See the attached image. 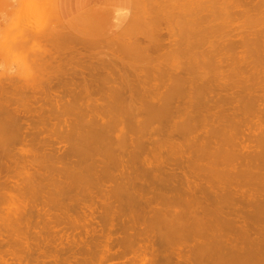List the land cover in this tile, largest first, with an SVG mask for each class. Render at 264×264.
I'll return each mask as SVG.
<instances>
[{
	"label": "rangeland",
	"instance_id": "rangeland-1",
	"mask_svg": "<svg viewBox=\"0 0 264 264\" xmlns=\"http://www.w3.org/2000/svg\"><path fill=\"white\" fill-rule=\"evenodd\" d=\"M1 1L2 0H0V5H1V7H0V16L1 15H5V16H7V18L8 19H10V23L7 25V27L4 29V33H2V34H0V37L3 39H5V35L7 34V36L9 37V39H11V38H14V32H16L17 30H11V28H13V26L14 25H16L17 27L19 26V27H22V24H24L25 22H27L29 19V22L32 24V25H40V24H42V23H40V24H38L39 23V19L37 20H35V18H36V16H34L33 17V19H32V17L31 18H27L26 17V14H24V10H25V13L27 12V9L26 8H24V10L22 11V9L23 8H21L20 7V11H19V9H18V7L20 6L19 4L21 3V1L22 0H6V2L7 1H11L12 3H13V5H14V10H13V8L11 9V7L9 8V6L7 7V5H5L6 4V2L5 1H2V3H1ZM33 1H35V0H23L22 2H26L25 4H27V3H29V4H31V2H33ZM55 1H56V3H55ZM121 1V2H120ZM122 1L124 2H126L127 0H53V2L52 1H50L49 2V4H47L48 5V9H49V13H52V11L56 14V17H54L53 18V15H52V18H53V21H54V25H57V26H54V29H53V32H59V33H57L56 35H55V33H54V35L56 36V37H58L57 39H58V42H56L57 41V39L54 41V40H52V42H50L51 41V39H55L54 38V35H49L50 36V38L51 37H53V38H49L50 40L49 41H47V40H45L44 39V41L46 42H50V44L52 43V45H50V44H45L44 43V41L43 42H41L40 41V39L39 40H37V44L36 43H33V42H31V43H29V44H27V46L29 45H31L32 46V44H34V46H32V47H30V49H28V48H26V49H24V48H18L17 49V51L19 50V49H24V51L26 52V50H27V52L28 51H30L31 53H29V54H27V53H25V52H20V50H19V54L17 53V51L15 52L14 50V52L15 53H17V54H15L13 51H12V53L10 54V53H8L7 55H4V56H0V66L3 64V66H1L0 67V72L1 73H3L1 76H3L4 75V73L5 72H2L3 71V67L4 66H6V63L8 62V61H10V62H8L7 64V66H9V64H10V66H14V62H13V59L15 58L16 60H19V57H21L22 59H25L26 60V58L30 55V54H32V51L34 52V53H36V51H42L43 53H41L40 54V56L39 55H33L34 56V60L36 59V57H41V56H43V57H41V58H37L36 59V61L35 62H37L36 63V65L38 64V66H43V68H45L44 66H45V64H46V62H48L47 60H49V62H54L53 64L52 63H50L51 65H48V63L46 64V66H47V68L49 67V69H47V71H45L46 70V68H45V70L44 71H39V72H37L38 73V75L39 74H41V73H44L43 74V76H42V78H41V75H39L38 76V80H40V82H45V80L46 79H49V82H51V84L49 83L48 85H47V80H46V84L43 82V86H44V90L47 88L46 86H50L48 89H46V90H48V92L49 93H47V91L45 92L44 90H42L43 89V86L41 87L40 86V88L37 86V88H36V86L34 85V84H38V83H36L35 81H37V82H39L37 79H36V73H34V70H32L31 69V71H30V69H29V74L31 75V74H33V77H32V75H31V77H29L28 79H29V81L32 83V82H34V84L32 85L31 83H28L29 85H26L27 87H25V89L27 88L28 90V92H30L31 91V89H29L28 87H30V88H32V90H34L35 91V93H34V91L32 92L31 91V93H28L27 94V91H23L22 89V85H21V87H19L20 85H18V87L19 88H21L20 89V91H19V89H15L16 88V85L14 86V84H13V86H11L13 89H15V90H12V88L10 87V86H5L6 87V89H5V87H4V89L2 90V88H1V92L0 93H2L3 92V94H0V109H4L3 111H1L0 110V113L1 112H11V111H13V112H15L16 113V115L20 118V121H19V123L22 125V127H23V131H21V132H19V133H17V135L15 136V137H13L12 135L14 134V132H13V134L12 135H10V134H8V133H4V131L2 130V127H0V239H2V237L4 238H9L10 236V238L9 239H5L4 241H3V243H2V241L0 242V264H208L209 262V264H214V263H216V264H245L244 262H242V261H240L238 258H240V257H237V256H240V254H241V250H242V253H244L243 252V250L245 249L244 247H246V242L248 241V239H244L243 240V237L244 238H246L245 236H244V233L243 232H241L240 230H237L236 229V227L234 228V227H231V225H226V224H224L222 221V223L224 224H222L221 222H217L218 220H220V219H218V220H216L217 218H215L216 216H214V218H215V220H216V222L220 225V227H222V234H221V232H220V227H219V225L218 226H214L215 225V223L213 224V226H211V224L213 223V222H215V220H209V222H207V223H209L208 224V226L206 225V227L208 228V229H206V227L204 228V222L202 223L201 221H199V225H198V227H197V225H196V222H198V221H196V218H199L200 216H196V218L195 217H193L194 219H192V217H191V214L190 215H188V213L187 212H185L186 210H187V208L186 207H189L188 205H191L192 203H190L188 200H190V198L191 197H193V196H187V198H186V196H184V198H183V196L182 195H185L184 194V192H186L185 191V189H184V192H183V188H184V186H182V185H184L185 184V186L186 185H188L189 187H193V185H197L198 183L197 182H199V184L200 183H204V182H206V183H204V185H201V186H203L202 188H204V186L206 187L207 185H209V184H211V183H209V181H208V183L209 184H207V180H209V179H211L213 176L214 177H216V175L218 174L217 172H215V173H217V174H215V175H213L212 177H211V175L213 174L212 172L213 171H215V170H210V168H208L209 167V165H204V161L202 162V160L200 161V164L202 165V168L203 167H206L207 169H209L211 172L210 173H212V174H207L206 175V173H207V170L205 171V169H204V175H206V176H203L202 177V175H203V172H202V168H201V165L200 164H198V165H200V168L202 169H199V166H197L195 163H196V161L195 162H193V163H191V167H193V166H197V169H199V170H197L196 171V168L195 167H193V169H195L194 170V172H193V170H191L192 168L190 167L189 169L187 168V167H189V166H187L186 164L188 163V161L189 160H191V159H193V158H195V155L193 154V151L195 152V151H197L196 149H194L193 148V145H192V147L190 146L191 144H189L188 142H192V144L193 143H195V142H193V140H197L198 138L201 140L202 139V141H204L203 140V137L205 138V144H207V143H209V142H213V141H217V139L219 140L221 137H222V135L221 134H230L231 136H232V138L234 137V143H238L239 141L240 142H243L244 140H245V142L246 143H249L248 145H249V148H250V145H252L251 147L254 149V146L256 145V144H254L257 140H259V139H261V138H264L263 136H264V128H263V126L264 125H262V123H264V116H262V115H264V54H262L263 52H264V9H263V6H264V0H242L243 2H244V4H243V2L242 1H239V0H237V2L234 0V1H231V0H229L230 2H232V3H234L233 4V6L231 7V4H228L227 6H225L224 4H227V1H226V3H225V0H221V2L220 1H218V0H216V2H215V0H209V1H207V3H208V5L210 4V3H212L211 4V7H208V8H203V7H207V5L205 6V3L203 4V7H202V9H204V10H202L201 11V13H199L198 14V12H197V10H196V12H197V14H196V12H195V15H193L192 14V9L193 8H195V5L198 7H200V5H197V1H196V3H192L191 5H192V7L190 6V5H188V4H190V3H188L187 4V2L185 3V1L184 0H176V1H171L170 2V0H168V2H167V4H166V2L165 3H163V5H162V3L161 2H163L164 0H159V1H157V0H141V1H143V2H141L140 0H136L137 2L138 1H140L141 3H144L145 5H143L144 7H147V5L148 6H150V7H147V8H145V9H143V6L142 5H140V3L138 2H136L135 3V1L133 0L132 1V3H133V5H131V3H130V1L129 2H126V3H128L129 5H127L126 6V4L124 5V4H121L122 3ZM177 1H179V2H181V3H178ZM184 1V3H182ZM187 1V0H186ZM190 1H192V0H190ZM195 0H193V2H194ZM199 1V0H198ZM205 0H203V1H199V3L200 2H204ZM211 1V2H210ZM5 2V3H4ZM18 2H19V4H18ZM119 2H120V4H119ZM146 2V3H145ZM153 2V3H152ZM158 2H160V3H158ZM176 4L177 3V5H174V3ZM189 2V1H188ZM215 2V3H214ZM217 2L219 3V5H221V7H222V9H221V7L220 6H217ZM235 2H236V4H235ZM257 2H258V4H257ZM262 2V3H261ZM19 5H17V4ZM156 3H158V4H156ZM223 3V4H222ZM238 3H241V4H239L240 6H241V8H239L238 6ZM23 4V3H22ZM21 4V5H22ZM28 4V5H29ZM56 4V6H54ZM137 5L138 4V7L139 6H141V8H138L137 9V11H135V12H133V11H131V9L132 10H134L135 9V7L137 8V6H135V5ZM152 4V5H151ZM154 4H156V5H154ZM180 4H182V5H180ZM195 4V5H194ZM201 4V3H200ZM243 4V5H242ZM252 4H254V5H252ZM261 4H263V6L261 5ZM120 5H122V6H120ZM161 5V6H160ZM165 5H167L166 7H162V6H165ZM173 5H174V7H173ZM184 5H188V6H190L191 8H189V9H191V11L192 12H190L198 21L199 20H201V21H199V22H197V20H194L195 22H193V19H194V17H189L190 16V14L189 13H187L188 11H190L186 6L185 7H183L182 9H181V6H184ZM193 5H194V7H193ZM202 5V4H201ZM213 5V6H212ZM214 5H216L217 7H215ZM224 5V6H223ZM238 5V6H237ZM135 6V7H134ZM156 6V7H155ZM170 7V8H173L174 10L171 12V10H170V8H167V7ZM177 6V7H176ZM210 6V5H209ZM229 6V7H228ZM237 6V7H236ZM242 6H245L244 8L246 9H244L243 10V8H242ZM6 7V8H5ZM23 7H27V5H24ZM46 7V4H45V6L43 7V8H45ZM52 7H54V8H56L57 10H53L52 9ZM134 7V8H133ZM178 7H179V10H182V11H185L186 9L185 8H187L188 9V11L186 12V15L187 14H189V16H187V18L184 16L185 14V12L183 13L184 15L183 16H181L182 15V13H181V15H180V12L181 11H179V13L178 12H176V11H178ZM196 7V8H197ZM200 7V8H201ZM219 7V8H218ZM234 7V8H233ZM260 7V9H258ZM262 7V8H261ZM8 8V9H7ZM16 8L18 9V11L19 12H17V10H16ZM106 8H108V9H106ZM130 10H129V9ZM150 8V9H149ZM160 8V9H159ZM163 8V9H162ZM225 8H227V9H224ZM251 8V9H250ZM254 8V9H253ZM2 9V10H1ZM8 10L9 11V9L12 11L11 13V15H7V12L8 11H6V10ZM140 9H141V11H142V13H141V11H140ZM152 9V10H151ZM155 9L157 10V11H155ZM160 11H162V12H160ZM198 9V8H197ZM206 9V10H205ZM212 9H215L214 11H216L217 13H214V11L212 10V13H209V12H207V13H209L208 14V16H209V18H211V20H212V22H210V24H208V25H206L208 22V20H209V18L208 17H205L206 19H207V21L205 20V18H204V16L206 15L207 16V13H205L206 11H211ZM235 9V10H234ZM239 9V10H238ZM241 9H242V11H241ZM16 10V11H15ZM107 10L108 11H111L110 13H111V15L110 14H108L109 12H107ZM121 10V11H120ZM149 10V11H148ZM163 10L165 11V14H164V12H163ZM167 10H169L170 12H171V15H170V12L169 11H167ZM176 10V11H175ZM194 10V9H193ZM199 10V9H198ZM219 12H218V11ZM222 10H224V11H222ZM226 10H230L229 12L230 13H228ZM234 10V12L232 13V11ZM252 10V11H251ZM260 10V11H259ZM6 11V12H5ZM22 11V12H21ZM51 11V12H50ZM138 11H140L139 13H138ZM144 11V12H143ZM175 11V12H174ZM195 11V10H194ZM221 11V12H220ZM235 11H239L240 13H242L243 14V16H242V14H238L237 12H235ZM250 13H249V12ZM255 11V12H254ZM261 11H263V12H261ZM42 12H43V9H42ZM42 12H40V13H42ZM47 12V11H46ZM147 12H149V13H147ZM200 12V11H199ZM223 12V13H222ZM247 12V13H246ZM252 12V13H251ZM257 12L259 13L258 15L259 16H257ZM8 13H10V12H8ZM18 13H20L19 15H18ZM44 13V12H43ZM101 13H103V14H101ZM147 13V14H146ZM162 13H163V15H162ZM174 13V14H173ZM202 13H204V15L202 16ZM226 13V14H225ZM228 13V14H227ZM239 15L238 17L235 15ZM247 14V15H245V14ZM21 14H24L25 15V17H22L23 18V21H21L20 20V18H21ZM104 14H106V15H104ZM125 14V15H124ZM126 14H127V16H126ZM134 15V17L132 16V15ZM136 14H141V15H143V16H139L140 18H142V17H144V19H143V21H145V19H146V17L148 18V20L146 19V21H147V23H148V25H149V22L148 21H150V22H152V23H150V27H148V29H149V32L146 30L145 32H147L146 34L148 35L149 33H150V35H152L153 36V38H152V36L150 37V39H151V41H150V39L149 38H145L147 35L145 34V33H143L144 32V30H145V26H147L146 24L147 23H143V22H141V19L136 15ZM144 14H145V16H144ZM148 14H149V16H148ZM151 14V15H150ZM154 14V15H153ZM156 14H159V15H156ZM175 14H177L178 16V18L177 17H175L176 15ZM200 14H201V17H203L202 19H201V17H200ZM225 15V17H226V15L227 16H229L230 14V16H232V14H234V16H232V18L233 17H235V18H240V19H232L231 17V19L229 18V17H227V18H225L224 16L222 17V15ZM263 15V17H261L262 15ZM30 15V14H29ZM28 14H27V16H29ZM39 15V14H38ZM41 15V14H40ZM39 15V16H40ZM109 15V16H108ZM156 15V16H155ZM168 15V16H167ZM175 15V16H174ZM199 15V16H198ZM215 16V18H217L216 19V21H214V25L212 26V24H213V20H215V18H212V17H214ZM252 15V16H251ZM254 15H256V16H254ZM39 16H37V18H39ZM42 16L43 15H41L40 17L42 18ZM55 16V15H54ZM130 16V17H129ZM137 16V19H135V17ZM152 16V17H151ZM153 16H155V17H153ZM163 16H164V19H166L167 20V18H169L168 19V23H169V21H170V26H169V24H167V22H166V20H164L163 19V21H161L162 20V18H163ZM171 18H170V17ZM179 16H181V19H179ZM216 16H218V17H222V18H224V20L223 19H221V18H218V17H216ZM241 16L242 17H244V18H241ZM59 17H61L60 19H59ZM130 19H129V18ZM161 17V18H160ZM182 17H183V20L184 19H186L185 21H184V23H183V25L184 26H186V25H191L192 23H194L195 24V26L196 27H198L199 25H200V23L201 22H203L204 23V21H206L204 24H205V26H204V24H202V25H200V27L202 28H200V27H198L200 30L198 31V28H196V27H194L195 28V30H190L189 28H190V25H189V27H187L188 29H189V31L188 30H186L187 28H183V31L184 30H186V32H188V33H185V32H183V31H181L180 32V30H179V28H181L182 29V27H180V26H183L182 25V23L181 22H183V20H182ZM188 17L191 19V18H193V19H191V21H190V19L188 20ZM250 17V18H249ZM252 17H253V19H252ZM256 17V18H255ZM14 18V19H13ZM19 18V19H18ZM27 18V19H26ZM40 18V19H41ZM44 18V17H43ZM43 18H42V20H43ZM126 20H125V19ZM132 18V19H131ZM150 18V19H149ZM152 18V19H151ZM156 18H157V21H156ZM175 19V23L177 24L176 26H175V28H174V24H173V22H174V19ZM246 18V20H244V21H246V23H243V19H245ZM250 20H249V19ZM32 19V20H31ZM77 19V20H76ZM129 19V20H128ZM154 19V20H153ZM158 19H159V21H158ZM225 19H229V21L230 20H232V22L231 23H227V22H224V21H227V20H225ZM256 21H255V20ZM16 20V21H15ZM18 20H20L19 21V23L21 22L22 24L20 25L19 23H16V22H18ZM27 20V21H26ZM41 20V21H42ZM56 20V21H55ZM125 20V22H124V24L122 25V27H121V29L124 31L122 34H120L121 32H122V30L120 31V33L117 31V34L119 33V35L118 36H116L117 38H118V40L119 39H123V38H127V35H128V33L129 32H131V33H129L130 35H132V37L135 39V37H136V40H137V37L139 36L138 34H145L146 36L144 37V36H142V34H141V36L143 37H141V36H139L140 38H139V40H137V42H140V43H137L138 44V46H137V44H133V42L134 41H136V40H134L130 35H128V38H127V42L129 41H132L131 39L129 40V38H132L134 41L133 42H131L133 45H128V46H126V44H120V45H123L124 47H126V52L127 53H125V56L129 53V51L131 52L132 50H131V48H133L134 47V49H135V46H136V53L134 52L133 53V55H132V52L131 53H129L130 54V57L129 58H131V59H129L130 61L132 60V58H133V63H131V62H129V63H131V65L133 64H135L134 62H138V63H136L135 64V66H136V68L137 69H140V66H141V62H139V61H142V63L144 62L145 64H147V66L146 67H149V68H151L152 70H154L155 69V71H152L153 73L150 75L152 78H153V80L154 81H156L157 83H160L161 82V79H160V76H162V79L163 78H165V79H163V82H165V80H166V78L167 77H165L166 75H167V73H165L164 74V72H167V69H168V67H173V66H175L176 65V62H177V64L179 65V63H180V67H183V66H185V65H187V63H188V65H187V67H186V69H191V70H193L192 68H196V66H194V65H196L195 63H193V62H191V63H193V64H190L189 62L191 61V59L193 60V61H195V60H198L196 63H198V62H201V66H202V64H204L203 66H204V68H207L206 70H208V72L206 71L205 72V70H203L202 72H203V75H205L204 74V72L205 73H207V74H209L208 76H207V74H206V77H205V79L203 78V76L201 77V78H203L204 80V82L206 81L207 83H210L211 84V87L212 88H210L212 91L210 92V90H209V92L208 93H205L204 91H206L207 92V90H205V89H208L207 87L209 86V84H206V82L204 83V85H208V86H204L203 85V83H201L200 82V79H199V77H198V73H197V75L195 74H193V72L191 71V70H187L186 71V69H185V67H183V69H185L184 71H185V74H187L188 76H185V74L183 75V69H182V75L181 74H176L177 72H179L180 73V71L179 70H181V69H179L178 70V68H180V67H177V68H174L172 71V73H175V74H173L172 76H174V78H175V82L177 83V80L176 79H180V81H178V82H181V81H183L184 79L186 80V79H189V80H184V82H181L180 84H181V86H182V84L184 83V84H187V86H188V83L189 82H187V81H190V79L192 80L194 77L193 76H197L198 77V79H199V81L198 82H200L202 85H203V87H204V89H203V92H201L202 90L200 89V88H202V85L200 84V83H198V84H196L195 82H196V78L194 79V80H192L191 82H194V84H196V86L194 85L193 87H191V88H193V89H195L197 86L199 87H197L196 88V90L193 92L192 90H190L189 91V89H188V91L189 92H193V94L194 93H198V90L197 89H199L200 91H199V94H200V96H202V97H200L199 96V98H201L200 99V101H201V105H199L198 103H196L197 101V99H196V97L199 95H197L196 97H194L193 98V96H195V95H193L192 94V92L190 93V94H192L191 96H190V98L194 101L195 99V103L198 105V106H201L199 109L202 111L203 110V112H205L204 111V108L203 107H205V110L207 109V110H209V107H210V110H209V112L207 113V112H205L206 114H208L207 115V120H206V122H207V124H206V122H205V124L206 125H202V126H204V127H201L200 129H197V128H199L201 125H198V124H200V123H203V121L205 120V118H206V115L203 117L204 118V120L203 119H197L196 120V118L199 116L200 117V115H201V113L199 112L198 113V116L196 117L195 116V118H194V116H192V115H194L195 113H197L199 110H197V112L195 111V109L193 110V111H195V112H189V113H185V111L183 110L184 108H182V106H183V102L182 101H187V105L188 104H190L188 101H189V97H187V95L186 94H180V92H178L179 94H175V92H176V90L179 88V87H177V86H175V84L176 83H174V82H172V76H171V72H170V70L172 69H170L169 70V72L171 73L170 74V77H171V84L172 83H174L173 84V88H175L174 90L173 89H171V88H168L167 87V92H166V90H164L163 88H165V85L167 86L169 83H167V82H170V81H168V80H170V79H168V80H166V84H164L163 85V83L161 82L160 84L162 85H160V84H157L156 82H154L153 80V83H156V85H157V88L158 87H162V88H159L160 90H158L159 91V93L162 91V89L165 91V93H166V97L169 95V93H171L170 94V96L173 94V91H175L174 92V94H173V98H171V100H173L174 98H178V100H174L173 102H175V107L177 106V104H179L178 106H179V108L178 107H176L177 109H180V111H182V113H183V117H184V119L183 118H179L178 116L180 115L179 113H181V112H176L177 110H175V107H173V106H171V107H173L174 108V110H175V112L176 113H178L177 114V116L176 115H174V114H176V113H174V114H172V116L171 117H173V119L170 117V119H172L173 121H175L176 120V122H177V119H175L174 120V118H179L178 120L180 121L181 119H183L186 123H185V126H187L188 125V127H189V125H190V127L192 128L193 126V128H192V131L193 132H191V130H190V132L191 133H189L188 135L186 134L187 132H189L188 130H189V128L187 127V128H183L184 130L186 129L187 130V132H185L184 134H186V136L183 134V131L181 130L180 131V133H179V131L177 130V129H182V128H179V127H182L183 125H181V124H183V122H182V120H181V122L182 123H180V122H178L181 126H179V125H177V123H175L174 122V125L176 124L178 127H176V125H175V129L177 130V132H178V134H180L181 135V132H182V135H184V136H182V137H184V139L182 138V137H180V135H178L176 132H174V130H172L174 133H171L172 131H170V133L173 135V136H171V134H168L169 135V137L170 138H167L168 140H170L171 139V137H172V141H174V142H176L178 145H174L175 143H171V144H167V143H165L162 147L160 146V145H162V141H164L163 139H162V141H159V139H161L160 138V136L161 135H163L164 136V133H161V135H160V132H158L159 133V135H158V133L156 132V130L155 129H157V128H152V126L154 127H157L156 125H159V127H158V131H161V132H165L166 130L168 131V130H170V129H166V124L167 123H169V124H171V125H173L172 123H170L171 122V120L169 121V122H166V124H165V130H164V127L161 129L160 128V123L158 124L157 122H159V120H161V119H159V120H156V121H153L151 118H150V120H152L151 122L154 124V125H152V123H151V125L149 126V127H151L152 129H151V131L153 130V132H150V130H148V129H150V128H148V124H145V120H146V118H148L149 119V115L151 114L152 115V113H150V111H151V106L153 105H155L156 103V105L157 106H159L160 105V100L162 101L164 98H166V97H164L165 96V94L163 93V94H161V97H164L163 99L160 97V100H159V98L157 99V97H159L157 94H159V93H157V94H155V95H157V96H155L156 97V99H155V97H154V94H153V98H152V96H151V94H149L148 92H146L147 94H149L150 96H151V98H150V96L149 95H147L146 93L145 94H142V95H140L141 93H139L140 92V89L142 88V87H144L143 89H145V88H147V90L149 89L147 86H148V84L147 83H145L144 84V81H149L150 79H151V77L150 76H148L149 78L147 79V75H146V73L149 75V73L150 72H147V71H145L146 69L148 70V71H150V69L149 68H146L145 70L143 69V71H145V72H143V71H141V70H139V71H141L140 72V74H142V79H140V80H138L137 79V81H142V83H140V82H138V84H139V86L138 87H135V90L136 91H133L134 90V86H136V85H133V84H135L134 83V81L136 82V80H134L133 81V79H136V78H139L140 76H137L136 74V76L134 77H132V74H133V72H135V70H136V73L138 72L139 73V71H137V69L136 68H134L133 70H131V68L133 67H131V65L130 64H128V65H130V69H128V71L129 70H131L132 71V73H131V71H130V73H131V75L129 76V74L128 75H125V74H123V73H125V72H123V71H125V70H127L126 68H127V64H126V68H125V70H123L124 68H123V64H121V61H120V64L122 65V68H121V66H120V68H117V67H119L118 65L116 66L115 64H113V65H115L114 67H116L115 69H114V67L112 66V68L114 69H111V68H107V70H108V73H107V71H106V66H101V67H104L103 68V71H105V74H104V72H102V68H100V72H99V67H100V61L102 60V61H104V59H105V61L104 62H108L109 63V61L107 60L106 61V59L109 57H111L112 59L114 58V57H112L113 55H111L112 54V52L110 53L109 52V54H110V56H105V55H107V54H105V53H107L109 50V48H108V46H111L110 44L107 46L106 44H105V42L107 43L108 41H109V37H111V36H113L112 34L118 29V30H120L119 29V27L121 26V24L123 23V21ZM131 20H134L136 23H137V21H140V22H138L137 24L135 23V22H133V21H131ZM137 20V21H136ZM182 20V21H181ZM223 21V23L221 24L220 22H222ZM241 20V21H240ZM253 20H254V22H253ZM35 21H37V22H35ZM61 21H64V22H61ZM83 21V22H82ZM129 21V22H128ZM173 21V22H172ZM179 21V23L181 24H178L177 22ZM210 21V20H209ZM219 21V22H218ZM228 21V22H229ZM7 22H9L8 20H7ZM14 23V25H12L11 23ZM33 22H34V24H33ZM61 22V23H60ZM110 22V23H109ZM135 23V24H133V23ZM155 22V23H154ZM157 22V23H156ZM163 22V23H162ZM172 22V23H171ZM186 22V23H185ZM191 22V23H190ZM28 23V22H27ZM30 23H28V24H30ZM56 23V24H55ZM61 24V26L62 27H60V28H62L61 30H60V28L58 27L60 24ZM64 23V26H66V27H64L62 24ZM75 23V24H74ZM102 23V24H101ZM131 23V24H130ZM217 23V24H216ZM218 23L220 24V25H222V26H219L218 25ZM241 23H242V25H241ZM250 23H252V24H250ZM255 23V24H254ZM19 24V25H18ZM30 24V25H31ZM104 24V25H103ZM128 24L130 25L129 27L130 28H128V29H126L127 27L126 26H128ZM142 24H143V26H142ZM145 24V25H144ZM153 24V25H152ZM159 26H157V25ZM162 24V25H161ZM165 24H167V25H165ZM173 24V25H172ZM227 24H229L230 26H229V28H230V31H229V29H227L228 28V25ZM248 24V25H247ZM249 24H250V26H249ZM253 24L255 25V26H253ZM27 25V24H26ZM26 25H24V26H26ZM35 25V26H36ZM68 25V26H67ZM79 25H81V26H79ZM89 25V26H88ZM112 25V26H111ZM133 25V26H132ZM138 25V26H137ZM156 25V26H155ZM162 27H165V28H162ZM172 25V26H171ZM193 25V24H192ZM209 25L211 26V27H209ZM244 25V26H243ZM257 25V26H256ZM23 26V27H24ZM125 26V27H124ZM131 26H132V28H131ZM137 26V27H136ZM140 26H142V28L140 27ZM152 26H154V27H152ZM183 26V27H184ZM204 26V27H203ZM211 29L212 27V31L208 28V27ZM216 26V27H215ZM233 26V27H232ZM236 26V27H235ZM241 26V27H240ZM243 26V27H242ZM261 26H262V29H260L261 28ZM15 27V26H14ZM55 27L56 28H58V30H60V31H58V30H56L55 29ZM64 27V28H63ZM68 27H69V29H68ZM135 27H136V29H135ZM141 29H144V30H140V28ZM157 29H156V28ZM167 27H172V29L173 30H175V35H173L174 33V31L171 29V31L169 30L170 28H168V32H172V34L170 33L169 35H170V37H171V35H173L171 38H169V35H168V33L166 32V30H167ZM176 27H178V28H176ZM205 27H207L206 29L208 30H206V29H204ZM226 27V28H225ZM238 27V28H237ZM249 27V28H248ZM65 28H67V30H65ZM92 29V30H90V29ZM154 28V29H153ZM159 28V29H158ZM162 28V29H161ZM191 28H192V26H191ZM193 28V29H194ZM227 29L226 31L225 30H223L222 32L223 33H220L221 32V30H219V29ZM232 28H233V32H232ZM236 30H235V29ZM255 29L256 30V32L258 31L259 33L256 35L255 33V35H253L252 37H251V33H250V31L252 32H254L255 30H251V29ZM14 29V28H13ZM17 29V28H16ZM87 29H88V31H87ZM161 29V30H160ZM197 29V30H196ZM250 29V30H249ZM7 30H8V32H10V31H12V32H10V34L7 32ZM55 30V31H54ZM68 31L67 33H65V32H63V31ZM94 30V31H93ZM101 30H103V33H102V31ZM106 30V31H105ZM109 30V31H108ZM126 30V31H125ZM128 30V31H127ZM157 30V31H156ZM160 30V31H159ZM205 30L207 31V32H205ZM239 30H241V31H239ZM243 30V31H242ZM247 30V31H246ZM261 30V31H260ZM70 31V32H69ZM95 31H97V33L95 32ZM105 31V32H104ZM151 31V32H150ZM154 31V32H153ZM166 33H165V32ZM177 31V32H176ZM178 31L180 32V33H178ZM192 31V32H191ZM202 31H203V33L205 32V34H202ZM211 31V32H210ZM214 31H216L217 33H215ZM220 31V32H219ZM228 31V32H227ZM239 31V32H238ZM244 31H246L245 32V34H248V38H249V36L251 37L250 38V40L249 41H251L250 43L252 44V43H255V47L256 48H254V49H256V50H254L253 49V47L252 48H250V46L248 45L249 43V41H248V38H246V40L248 41L247 42V44H246V41H237V40H241L242 38H244V37H247V35L245 36L244 35V37H243V34H240V32H244ZM53 32L51 33V34H53ZM62 32H63V34H62ZM73 32V33H72ZM101 32V33H100ZM107 32V34H108V38H105V37H107V34H105ZM155 32H157L158 33V35H157V33H155ZM161 32V33H160ZM183 32V34H184V37L188 40V41H186V39H185V41L184 42H188V43H190L191 44V42H192V45L193 46H191L190 44H187V46L188 47H191V48H188L186 45V48H185V46H184V44H182V46L185 48L184 50H186L187 49V52L189 53H187L186 51H184L183 49H181L182 47H180L179 48V46H181V43H184V42H182L183 41V37H182V39H181V37H179L180 35H181V33ZM193 32H195V33H193ZM197 32V33H196ZM199 32V33H198ZM213 32H214V35L216 34L217 36H214L213 35ZM236 32V34H237V36H234V33ZM248 32V33H247ZM262 32V33H261ZM72 33V34H71ZM124 33H127V35H125L124 36ZM134 33H135V35H134ZM176 33H177V35H176ZM191 33V34H190ZM220 33V34H219ZM225 33V34H224ZM12 34V35H11ZM62 34V35H61ZM75 34V35H74ZM77 34V35H76ZM138 36H137V35ZM157 35V37L155 38V35ZM161 34V35H160ZM182 34V35H183ZM191 36V38H190V36ZM209 34V35H208ZM211 34V35H210ZM227 34V36H225ZM235 34V35H236ZM259 34H261V35H263V36H261V35H259ZM70 35H71V37H70ZM122 35L124 36V37H122ZM167 35H168V37H167ZM185 35H187V37L185 36ZM193 35V36H192ZM195 35V36H194ZM196 35H199V37L197 38L196 37ZM200 35H201V37H200ZM208 35V36H207ZM221 35V37L223 38L224 37V41H222V38H220L219 36ZM224 35V36H223ZM233 35V36H232ZM241 35V36H240ZM261 36V39L259 38V39H257L258 40V42H257V40H256V38H254V36ZM48 36V37H49ZM64 38H63V37ZM68 36V37H67ZM79 36V37H78ZM102 36H104L103 38H102ZM159 36H161V39H160V37ZM178 36V38L179 39H177L176 41L178 42V40H182L181 42H176V41H173V40H175L176 39V37ZM188 36H189V39H188ZM208 37V39L211 37V39L214 37V39H216V40H214V39H212V45L215 47V46H217V47H213L214 49V51H212V50H206V48L208 47V46H206V45H209V49H211L212 47L210 46L211 44L209 43V40L207 39V37ZM239 36V37H238ZM48 37H47V39H48ZM101 37V38H100ZM121 37V38H120ZM148 37V36H147ZM230 37V38H232V39H235V41L236 42H234V40L232 41V39H228V38ZM235 37V38H234ZM44 38H46V37H44ZM66 38H67V40H66ZM70 38V39H69ZM71 38H74V39H71ZM78 38V39H77ZM81 38L83 39L82 41H81ZM87 38H91L90 40L89 39H87ZM104 38L105 39H108V40H104ZM113 38L115 39V37L113 36ZM116 38V39H117ZM157 38L159 39L158 41H157ZM168 38V39H167ZM173 38H175V39H173ZM196 38V39H195ZM202 38H204V39H202ZM219 38V39H218ZM236 38H239V39H236ZM263 38V39H262ZM42 39V38H41ZM63 39H65L64 40V42L65 41H67V43H64L62 40ZM101 39V40H100ZM116 39H115V43L117 42L116 41ZM149 39V41H147L146 43H145V41H143V40H148ZM153 39V40H152ZM164 39V40H163ZM172 39V40H171ZM191 39V40H190ZM198 39L200 40V41H198ZM206 39V40H205ZM225 39H227V40H229L230 42H228L227 40H225ZM5 40H8V38L6 37V39ZM97 40V41H96ZM111 41H112V37H111V39H110ZM123 40H125V39H123ZM161 40V41H160ZM167 40V41H166ZM168 40H169V42H168ZM171 40V41H170ZM196 40H197V42H196ZM202 40V41H201ZM206 41V42H204V41ZM208 40V41H207ZM221 41V42H218V41ZM242 40H245V39H242ZM253 40L255 41V42H253ZM62 41V42H61ZM71 41H73V42H71ZM75 41V42H74ZM77 41V42H76ZM85 41H87V42H89V43H87V42H85ZM102 41H104V43L102 42ZM191 41V42H190ZM214 41V42H213ZM226 41H227V43H226ZM261 42V45L260 44H258V43H260ZM1 42H2V40H1ZM35 42V41H34ZM69 42V43H68ZM79 42V43H78ZM120 42V41H119ZM123 42H125V41H123ZM128 42V43H129ZM149 42V43H148ZM194 42V43H193ZM238 42V43H237ZM244 44H243V43ZM41 43V44H40ZM64 43V44H63ZM82 43H83V46H82ZM91 43V44H90ZM93 43H95V45L93 44ZM102 43V44H101ZM109 43V42H108ZM131 43H129V44H131ZM144 43H145V48H146V50H149V51H146L147 53H144L145 54V57H146V54L148 55V56H150V59H152L151 60V62H149L150 60H147L146 59V61H145V58L143 57L142 58V56L144 55H142L141 54V52L143 53V51L145 52V49H144ZM152 43H153V45H152ZM170 43H173V44H170ZM174 43H175V45H174ZM176 43H177V45H176ZM180 43V44H179ZM200 43V44H199ZM203 43V45L201 46V44ZM206 43V44H205ZM217 43V44H216ZM218 43H220V44H218ZM222 43V44H221ZM225 43H226V45H225ZM230 43H234V44H230ZM239 43L240 44H242L241 46L239 45ZM36 44V45H35ZM57 44V45H56ZM58 44H60V46L58 45ZM61 44L63 45V46H61ZM86 44H87V46H86ZM104 44V45H103ZM139 44H140V46H139ZM147 44V45H146ZM154 44H156V45H154ZM159 44H160V46H159ZM168 44V45H167ZM172 46L171 47V49L169 48V46L170 45ZM194 44H195V46H194ZM197 44V45H196ZM215 44V45H214ZM263 44V45H262ZM40 47H39V46ZM50 46V47H48V46ZM66 45V46H65ZM92 45V46H91ZM101 45V46H100ZM106 45V46H105ZM112 45L114 46V44H113V42H112ZM117 45V44H116ZM148 45H152V46H150V48H149V46ZM219 45H222V47L221 46H219ZM226 46V48L227 49H225V47L224 46ZM229 45V46H228ZM47 46V47H46ZM68 46H69V48H68ZM71 46V47H70ZM78 46V47H77ZM131 48H130V47ZM133 46V47H132ZM178 47V48H176V47ZM200 46V47H199ZM205 46H206V48H205ZM245 46H249V48L248 47H246L245 48ZM261 46V47H260ZM64 47V48H63ZM66 47V48H65ZM73 47V48H72ZM76 47V48H75ZM123 47V48H124ZM137 47H139V48H142V50L143 51H141L139 48H137ZM147 47L149 48V49H147ZM158 47V48H157ZM162 47V48H161ZM168 47V48H167ZM173 47H174V49H175V51H173ZM203 47V49H201L202 51H199L200 53L202 52V54H204V53H207V51H209L206 55L208 56L209 55V59H208V57L206 56V55H203V57H200L201 55H200V53L198 52V50L197 49H200V48H202ZM219 47H221V50H222V48H224V51L222 50V52H221V56H223V57H221V59H220V57H217L218 59H215V57L213 58L212 56H215L218 52H219V50L220 49H217V48H219ZM239 48V50L241 51V50H244L246 53H244V51L242 52H239V54H236V49L237 48ZM244 47V48H243ZM258 47H260V48H258ZM35 48V49H34ZM46 48V49H45ZM68 48V49H67ZM81 48H83V49H81ZM85 48V49H84ZM120 48V47H119ZM119 48H117V49H119ZM121 49V53H124V49ZM130 48V49H129ZM153 48H155V49H153ZM165 48V49H164ZM167 48V49H166ZM195 48H197V49H195ZM236 48V49H235ZM242 48V49H241ZM32 49V50H31ZM38 49V50H37ZM52 49V50H51ZM79 49V50H78ZM137 49H138V51H137ZM158 49H162L161 51H162V53L160 52V50H158ZM168 50V49H170V50H168L169 52L167 53V54H165V52H167V51H165L164 52V50ZM177 49L179 50V51H177ZM181 49V50H180ZM191 49H193V50H191ZM194 49L196 50V52L194 51ZM206 51H205V50ZM216 49H217V51H216ZM232 49V50H231ZM235 50V54H234V56H240V55H242L243 56V54L245 55V54H248V53H250L251 54V57L249 56V55H246V57L248 56V57H250V58H252V59H249L250 61L248 62V64L246 63V65L247 66H245L246 68H247V70L245 69H243V68H245V67H243V65H242V67L240 66L241 64H238L237 66L235 65L236 63H235V61H238L239 59H241V60H243L244 61V63H245V61H248L247 59L248 58H246L245 56V58L246 59H243V57H241V58H239V56H238V60H237V58L236 57H234L233 56V53H234V50ZM246 49H250V50H248V51H252V50H254L255 52H257L256 54H255V52L254 51H252V52H248ZM252 49V50H251ZM259 49H261V50H259ZM46 50H48L49 52L51 51V53H49L48 51H46ZM57 50V51H56ZM69 50V51H68ZM74 50V51H73ZM107 52H106V51ZM112 50V49H111ZM110 50V51H111ZM129 50V51H128ZM189 50H191L190 52H189ZM204 50V51H203ZM40 51H39V53H40ZM53 51V52H52ZM123 51V52H122ZM140 51V52H139ZM172 51H173V53H172ZM184 52L183 54H181V52ZM193 51H194V53H193ZM262 51V52H261ZM45 52H47V53H45ZM75 52H79V53H81V56H80V54L78 53H75ZM115 52V51H114ZM113 52V53H114ZM116 52H117V50H116ZM141 54L142 56H140L139 54ZM164 52V53H163ZM177 52V53H176ZM185 52H186V54H185ZM217 52V53H216ZM225 52H228V53H225ZM231 52V53H230ZM238 52V51H237ZM248 52V53H247ZM39 53H36V54H39ZM66 53H67V55H66ZM72 53V54H71ZM119 53V52H118ZM154 54V55H152V54ZM160 55H159V54ZM174 53H176L177 55H175ZM196 53V54H195ZM225 53V54H224ZM232 54V55H230V54ZM27 54V55H26ZM43 54V55H42ZM44 54H45V56L46 57H48V58H46L45 56H44ZM135 54H138V58H142V59H144V60H142L141 58V60L140 59H137V61H136V58H137V55H135ZM170 54V55H169ZM174 55V57H173V55ZM189 55V62L187 61L186 62V60L184 59V58H186V57H184L185 55ZM193 55V54H195V55H193L194 57H195V60H194V58L193 57H191L190 55ZM213 54V55H212ZM219 54V53H218ZM217 54V55H218ZM227 54V56H225ZM229 54V55H228ZM16 55H17V57H16ZM77 55V56H76ZM115 55L117 56L118 54L117 53H115ZM164 55H165V58H164ZM179 55V56H178ZM200 55V56H199ZM216 55V56H217ZM7 56L9 57V58H7ZM14 56V57H13ZM100 56V57H99ZM102 56V57H101ZM115 56V58H116V60L118 59L117 57ZM124 55L122 56L123 58L125 57ZM131 56H133V57H131ZM136 56V58H134ZM147 56V57H148ZM157 56V57H156ZM158 56H160V57H163L162 58V60H161V58H160V60H159V58H158ZM167 56V57H166ZM168 56H170L169 58H168ZM171 56H172V58H171ZM176 56L178 57V58H176ZM218 56H220V55H218ZM233 56V57H232ZM261 56V57H260ZM52 57V58H51ZM104 57H107V58H104ZM146 57V58H147ZM158 58V59H154V58ZM198 57V58H197ZM201 58V60H200V58ZM205 57V58H204ZM227 57H231V58H233V59H235V60H233L232 61V59L231 60H228V58ZM3 58V60H1ZM11 58V59H10ZM18 58V59H17ZM29 58V57H28ZM42 58H46L45 60H43ZM51 58V59H50ZM70 58H72V59H70ZM100 58H102V59H100ZM167 58H168V62H170L171 63V61H173V63H175V65H173L172 66V64L170 65V63H169V65H167ZM176 58V59H175ZM182 58H183V60H182ZM197 58V59H196ZM215 59V60H217V61H220V60H222V62L221 63H224L223 64V66L222 67H224V70L222 69L221 70V66H219L221 63L220 62H218V64H213L212 62L214 61V62H216L215 60H213V61H211L212 59ZM227 58V59H226ZM254 58H255V60H254ZM14 59V60H15ZM33 58L31 57V60H32ZM40 59V60H39ZM91 59V60H90ZM120 59V58H119ZM118 59V60H119ZM127 59V60H128ZM135 59V60H134ZM187 59V58H186ZM258 59V60H257ZM5 60H7V62H5ZM37 60H39V62H43L44 61V65H42V63L41 64H39L38 63V61ZM51 60H53V61H51ZM64 60V61H63ZM74 60V61H73ZM115 60V59H114ZM115 60V61H116ZM122 60V59H121ZM126 60V61H127ZM153 60H157L156 62L155 61H153ZM205 60H206V62H207V66L205 65ZM223 60L225 61V62H223ZM260 60V61H259ZM159 61V62H158ZM164 61H166V64H165V62ZM176 61V62H175ZM179 61V62H178ZM186 62L185 64H184V62ZM227 61H228V64H227ZM254 61V62H253ZM27 63V65H28V59H27V61H26ZM35 62H34V64H35ZM62 62V63H61ZM72 62H73V64H72ZM98 62H99V64H98ZM117 62V61H116ZM122 62H123V60H122ZM125 62V61H124ZM123 62V63H124ZM128 62V61H127ZM148 62L149 63H151L150 65H152V64H154V63H156V65L155 66H157V64H158V66L160 67V69L158 68V66H157V68H158V73L160 74H158L157 73V68L154 66V65H152V67H150L149 66V64H148ZM158 62V63H157ZM160 62H162V63H160ZM164 62V63H163ZM203 62V63H202ZM210 63V66L212 67V68H214L215 67V74H216V77L217 76H219V77H221V75H218L217 74V72L219 73H221V71H222V73H225V72H228V71H230V72H228V73H225L227 76V78H225V77H221V79H218V77L216 78L215 76H213L212 74H210V72L212 73V72H214V71H212L213 69L208 65L209 63ZM230 62V63H229ZM232 62H234L235 64V66L233 65V63ZM238 62H240V60L238 61ZM16 63V62H15ZM31 63H32V61H31ZM64 63V64H63ZM74 63H76V64H74ZM95 63H97L99 66H98V68H97V65L95 64ZM106 63H104L105 65H107ZM112 63V62H111ZM110 63V64H111ZM126 63V62H125ZM124 63V64H125ZM217 63V62H216ZM252 63V64H251ZM64 66H63V65ZM67 64V65H66ZM116 64H118V62L116 63ZM119 64V65H120ZM145 64H143L142 65V67L145 65ZM162 64V65H161ZM199 65H198V67H201L200 66V63H198ZM225 64H227V66H229L230 64H232V66H233V68H234V70L231 68L232 66L230 65V67H228V69H227V66L225 65ZM255 64V66L254 67H252L253 65ZM257 64V65H256ZM261 66V67H258L259 65ZM262 64V65H261ZM29 65H30V63H29ZM35 65V66H36ZM96 66V68H97V70L96 71H92V70H90L89 69V67L90 68H92L93 70H95L92 66ZM112 65V64H111ZM110 65V66H111ZM139 65V66H138ZM163 65H166V67H167V69H166V67L164 68V66ZM182 65V66H181ZM190 65H192V68H188V66L190 67ZM214 65H217V66H219L220 67V69L218 70V71H216L219 67H217V66H214ZM225 65V66H224ZM251 65V66H250ZM68 67L67 69H66V67ZM71 66H73L74 67V69H73V67L71 68ZM77 66V67H76ZM79 66V67H78ZM88 66V67H87ZM94 66V67H95ZM110 66H108L107 65V67H110ZM162 66H163V68H162ZM202 66V67H203ZM238 66L241 68H239V71H242V73H240V72H238V74H239V77H237L238 76V74L236 73L237 72V70H236V68H238ZM249 66V67H248ZM29 67V66H28ZM33 67V66H32ZM59 67H60V69H59ZM61 67H62V69L64 70H61ZM125 67V66H124ZM139 67V68H138ZM176 67V66H175ZM225 67H226V69H227V71H226V69H225ZM252 67V68H251ZM263 67V68H262ZM41 70L43 69V68H41V67H39ZM52 68H54V70H52ZM56 68V69H55ZM66 70H65V69ZM143 68H145V66L143 67ZM162 68V69H161ZM217 68V69H216ZM233 71H235V73L237 74V76L235 77H233V75L235 74L234 72H231L232 70ZM254 68H256L257 69V71H256V69H254ZM259 68H261V70L259 69ZM39 69V70H40ZM70 69H72V71L70 70ZM76 69V70H75ZM111 70V72H113L114 71V73H111L110 72V70ZM122 71L121 73L124 75H122L121 73H120V75H121V77L120 76H118L117 77V75H118V72L120 71V70ZM177 69V72H175V70ZM203 69V68H202ZM248 69H250L249 70V72H247L248 71ZM252 69V70H251ZM259 69V70H258ZM36 70H37V68H36ZM56 70V71H55ZM58 70V71H57ZM59 70H60V72H59ZM70 70V71H69ZM90 70V71H89ZM117 70V71H116ZM195 70V69H194ZM193 70V71H194ZM32 71H33V73H32ZM48 71H51V73L50 72H48ZM62 71V72H61ZM91 71L92 72H97V74L95 73V74H91ZM127 71V72H128ZM163 71V72H162ZM189 71H190V73H189ZM200 71H201V68H200ZM224 71V72H223ZM261 71V72H260ZM53 72H55V73H53ZM109 72H110V74H109ZM146 75V78L143 76V73ZM155 72V73H154ZM186 72H188V73H186ZM191 72H192V74H191ZM194 72H196V70L194 71ZM198 72H199V70H198ZM202 72H200V74L199 75H201L202 74ZM253 72V73H252ZM257 72V73H256ZM260 72V73H259ZM49 73V74H48ZM57 73V74H56ZM63 73V75H61ZM70 73H72V74H70ZM73 73H74V75H73ZM129 73V72H128ZM137 73V74H138ZM219 73V74H220ZM230 73H232V75L230 74ZM234 73V74H233ZM248 73H249V75H248ZM253 74V75H250V74ZM46 74V75H45ZM48 74V75H47ZM99 74H102V75H99ZM106 74L108 75H110V77L109 76H106ZM112 74V75H111ZM127 74V73H126ZM155 74H157V76L155 75ZM192 76H191V75ZM242 74H243V76H242ZM258 74H259V76H258ZM263 74V75H262ZM73 75V76H72ZM93 75H94V78H92L93 77ZM95 75H97V77L95 76ZM116 75V76H115ZM139 75V74H138ZM176 75V76H175ZM177 75H180V76H184V77H180V76H177ZM189 75L191 76V78H189ZM47 76H50V77H47ZM58 76H60V77H58ZM64 76H65V78H64ZM66 76H67V78H66ZM68 76H70V77H68ZM102 76V78L104 79V82H105V77H106V79H108L109 81H110V83H100V81H102L103 79H101L100 77ZM103 76H105V77H103ZM125 76H127V77H125ZM159 77V78H155L154 79V77ZM169 76V75H168ZM211 76H212V78H211ZM222 76H224V75H222ZM232 76V77H231ZM240 76H242V77H244L243 78V80H241L242 79V77H240ZM248 76V77H247ZM252 77V79H251V77ZM256 76V77H255ZM263 78H262V77ZM89 77H91V78H89ZM112 77V78H111ZM114 77H115V79H114ZM118 79H117V78ZM125 77V78H124ZM144 77V78H143ZM209 77V79H207ZM214 77V78H213ZM259 77V78H258ZM33 79L34 78V80L33 81H31L30 79ZM69 78V79H68ZM72 78V79H71ZM73 78H74V80H73ZM83 78V79H82ZM89 78V79H88ZM101 79V80H96V79ZM111 78V79H110ZM127 78H128V80H127ZM173 78V79H174ZM245 78H247V80L245 81ZM250 80H252V81H250ZM256 78V79H255ZM258 78V79H257ZM28 79H25L26 81L28 80ZM42 79H45V80H43V81H41ZM50 79H51V81H50ZM66 79H68V80H66ZM85 79L87 80L88 79V81L91 83L92 81H97L96 82V84H100V85H95V83L93 84H91V85H89V82L87 81H85ZM92 79V80H91ZM95 79V80H94ZM129 79H130V82L128 83V81H129ZM143 79H144V81H143ZM145 79H147V80H145ZM157 79H159L158 81H157ZM207 79V80H206ZM211 79V80H210ZM218 79V80H217ZM225 79V80H224ZM254 79V80H253ZM260 79V80H259ZM71 80H73V81H71ZM81 80V81H80ZM82 80H83V82H82ZM91 80V81H90ZM106 81V82H109V81ZM115 80H117V81H115ZM118 80H120V81H118ZM127 80V81H126ZM210 82H209V81ZM255 80H256V82H255ZM71 81V82H70ZM76 81H78V82H76ZM79 81H80V83H79ZM113 81H114V83L115 84H113ZM123 81V82H122ZM151 81V80H150ZM151 81V82H152ZM215 81V82H214ZM216 81H218V83L216 82ZM220 81H221V83H224V85L226 86H224L223 84L221 85L220 84V86L218 85L219 83H220ZM243 81V82H242ZM257 81H258V83H257ZM262 81V82H261ZM68 82V84L70 85V83H71V85H72V88L69 86V85H67V86H69V87H67V89H66V87H64V85L66 86V83ZM84 82H85V84H84ZM120 83L119 84V86H118V83ZM187 82V83H186ZM212 82H213V84H212ZM230 82V83H229ZM23 83V81L21 82V84ZM73 83V84H72ZM76 83V84H75ZM79 83V84H78ZM87 83H88V85H87ZM116 83H117V85H116ZM128 83V84H127ZM153 83H150L149 82V84H151L152 85V87H153V89L152 90H154V88H156L155 86H153L154 84ZM217 83V84H216ZM231 83H233V87H232V84ZM244 83V85H242ZM250 83V84H249ZM251 83H252V85H251ZM254 83H257V84H254ZM261 83V84H260ZM19 84V83H18ZM24 84H27V83H24ZM30 84H31V86H30ZM40 84H42V83H40ZM46 86H45V85ZM62 84H63V86H62ZM80 84H82V85H80ZM104 84H106V85H104ZM110 84V85H109ZM111 84H112V87H111ZM123 84V85H122ZM171 84H169L168 86H171ZM179 84V83H178ZM178 84H176V85H178ZM179 84V85H180ZM191 84H193V83H191ZM190 84V85H191ZM214 84H215V86H214ZM229 84V85H228ZM235 84V85H234ZM39 85V84H38ZM74 85V86H73ZM95 85V86H97V87H93V86ZM107 85H108V88H107ZM122 85V86H121ZM126 85V87L124 88L125 89V91H126V93L125 94H127V95H122V94H124L123 92L121 93V91H124L123 90V86H125ZM159 85V86H158ZM200 85H201V87H200ZM254 85V86H253ZM24 86V85H23ZM33 86H35L34 88H33ZM78 86V87H77ZM84 86H85V88H84ZM88 86H91L92 87V89L94 90V91H97L98 89H104V91H106V93L103 91V90H100L101 91V93L102 92H104V94H103V96H100L101 94H100V92L98 91V92H94L92 89H89V87ZM116 86V87H115ZM122 88H121V87ZM128 86H130V87H128ZM180 86V88H182ZM187 86H183V87H187ZM192 86V85H191ZM235 86V87H234ZM10 87V88H9ZM17 87V88H18ZM77 87V88H76ZM87 87V88H86ZM90 87V88H91ZM103 87V88H102ZM105 87V88H104ZM110 87V88H109ZM114 87H115V89L118 87V90L119 89H121V90H119V91H117V90H115L114 89ZM133 87V88H132ZM172 87V86H171ZM190 87V86H189ZM206 87V88H205ZM221 87H223V89H220ZM236 87H238V88H236ZM243 87V88H242ZM251 87H254V88H251ZM256 87H259V88H261L260 90H259V88H256ZM7 88H9V89H7ZM51 88V89H50ZM75 88V89H74ZM84 88V90H82ZM98 88V89H97ZM106 88H107V90H106ZM112 88V89H111ZM131 88V89H130ZM137 88V89H136ZM177 88V89H176ZM180 88L177 90V91H181L182 92V90H180ZM224 88H226V89H224ZM227 88H229V89H231V90H229V89H227ZM247 88H249V89H247ZM263 88V89H262ZM35 89H37V90H39L40 91V89H41V92H36L37 90H35ZM76 89H78V90H76ZM80 89H81V91H80ZM85 89H87V90H85ZM97 89V90H96ZM111 89V90H110ZM114 89V90H113ZM130 91H133V92H129L128 90ZM133 89V90H132ZM139 89V92L137 91ZM142 89V90H143ZM151 89V88H150ZM149 89V90H150ZM166 89V88H165ZM168 89H170L171 91H169ZM185 89H186V91H187V88H184V92H185ZM236 89H238V90H236ZM49 90H51V91H49ZM68 90H70V91H68ZM75 90H76V92L77 93H75ZM88 90L90 91V90H92V92L95 94V93H97V94H92V92L90 91V93L88 92ZM110 90V91H109ZM141 90V91H142ZM155 90H157V89H155ZM154 90V91H155ZM225 90V91H224ZM233 90H234V93H233ZM242 92H241V91ZM8 93H7V92ZM14 93V92H16V93H18L19 92V94L18 95H20V94H22L23 92V95L24 94H26L25 96H26V98L28 99V100H26V98L23 96V97H21V95H20V97L22 98H20L18 95V97L19 98H17V97H13V95L15 94H12V92ZM18 91V92H17ZM23 91V92H22ZM43 91V92H42ZM85 91V93H83ZM87 91V92H86ZM112 91V92H111ZM144 91V90H143ZM169 91V92H168ZM217 91V94L216 93H214V92H216ZM263 91V92H262ZM45 92V95L44 94H42V93H44ZM81 94H80V93ZM113 92H115L114 93V95L116 96L117 94V97H115V96H113ZM118 92V93H117ZM150 92V91H149ZM153 92V91H152ZM155 92H157V91H155ZM154 92V93H155ZM163 92V91H162ZM201 92V93H200ZM213 92V93H212ZM225 92V93H224ZM244 92V93H243ZM6 93V94H5ZM33 93V94H32ZM40 94L41 93V95H38V94ZM69 95H68V94ZM83 93V94H82ZM87 93V94H86ZM88 93H89V96H87L88 95ZM112 95H111V94ZM119 93H121L120 95L122 96V97H120L119 96ZM129 93V94H128ZM136 93V94H135ZM183 93V92H182ZM203 93V94H202ZM230 93V95L231 94H233L232 95V101H231V97H230V95H228ZM236 93V94H235ZM239 93V94H238ZM243 93L244 94V96H243V94H242V96H241V94ZM5 94V95H4ZM10 94H11V96H10ZM29 94H32L33 95V97L34 96H38L37 98H38V100H37V98H35L34 97V99H36V102L34 101V99H33V101H32V99H31V101H32V103H31V101H29V99H30V97L28 98V96L27 95H29ZM35 94V95H34ZM49 94V95H48ZM65 94V95H64ZM66 94H67V96H66ZM75 94H76V96H75ZM78 94H79V96H78ZM86 95V97H85V95ZM90 94H92V96L93 97H95L96 95L97 96H99V98H97V97H95V98H93ZM139 94V95H138ZM187 94H188V92H187ZM202 94V95H201ZM204 94H205V96H204ZM214 94V95H213ZM215 94H216V96H218V99H219V97L221 96V98L219 99V100H216L217 98H215L216 96H215ZM219 94H221V95H219ZM224 94V95H223ZM226 94V95H225ZM235 94V95H234ZM245 94H250L249 96L248 95H245ZM252 94V95H251ZM6 95H9V96H6ZM32 95H31V98H33L32 97ZM46 95H48L49 97H48V102L47 103H45V98H47L46 97ZM52 95H54L55 96V98H54V96H52ZM62 95V96H61ZM84 95V96H83ZM104 95H106L107 96V98H105L104 97ZM108 95H110V97L108 96ZM132 95V96H131ZM135 95V96H134ZM146 95V96H145ZM176 95H178L177 97H176ZM183 96V95H186V97L188 98H184V96H183V98H180V96ZM206 95H213V96H210V98H212V101H213V99H214V101L213 102H215V106L216 107H214V106H209L208 105V107H206V106H204L203 105V102H207V100L209 99V104L210 103H212V101L210 100V98L209 97H207V98H205L206 97ZM223 95V96H222ZM239 95H240V98H238L237 100H236V98H237V96L239 97ZM5 96V97H4ZM15 96V95H14ZM57 96V97H56ZM74 96V97H73ZM85 97L86 98V100H85V98H83V97ZM124 96V97H123ZM126 96H131V99H129L128 97V100H129V102L127 101V98H126ZM148 96H149V98L151 99V100H153V102H154V104H153V102L150 100V99H148ZM181 96V97H182ZM189 96V95H188ZM230 98H229V97ZM39 97L41 98V99H39ZM45 97V98H44ZM64 98V101H66V103H64V101H63V99H61V98ZM67 97H71L72 98V101H71V103H70V101L69 100H71V98H67ZM76 97L80 100H82L83 99V102L82 101H79L78 99H76ZM82 97V98H81ZM89 97V98H88ZM101 97V98H100ZM119 97L121 98V99H123V100H121L122 102L120 103L121 105L119 106L120 108H118V105H116L115 106V104L117 103V102H119V101H117L115 98H118L119 99ZM142 97V98H141ZM145 97H147L146 99H147V101L149 102V101H151V102H149V103H151V105H150V107H149V109H148V107H147V109H146V107H144V106H147V101H146V99H145ZM169 97V96H168ZM172 97V96H171ZM204 97V98H203ZM233 97H235V98H233ZM259 97H261V98H259ZM8 98H10V100H18V102L16 103L15 101H14V103H12L13 101H7V99ZM24 98V99H23ZM44 98V99H43ZM91 98L92 99H94V101L93 102H95L96 100L95 99H98V101L97 102H95V104L96 103H98V104H94L95 106L94 107H96L97 105H99V103L100 104H102V106L101 105H99V107L97 106L95 109H94V107H91V108H89V106H93V104L92 105H90L91 104V102L89 103V101H91ZM124 98H126V101H125V99ZM135 98V99H134ZM139 98H140V100H139ZM170 98V97H169ZM198 98V99H199ZM257 98H259L260 100L258 101V99ZM22 100V102H21V100ZM43 99V100H42ZM50 99H51V101H50ZM56 99H57V101H58V99H59V103L61 104V102L63 103V105L64 106H66V104H67V102L68 103H70V105H75L74 103H76V101L78 102V104H76L75 106H77V107H75V106H73V108H71L70 106V108H68V109H70L71 111H73V112H69L68 111V109H67V111H68V113H70V115H72V116H70L69 114H67V115H69V117H62V120H61V118H60V116H61V114L63 115V112H61V114L59 115L58 113V111H60V110H58L57 108H55L56 110H54V111H56V112H58L56 115H58V117L56 116V115H54L56 112H53V106H52V104L53 105H56V106H59L60 104H58L57 102H56ZM66 99V100H65ZM75 99V100H74ZM89 99V100H88ZM100 99V100H99ZM101 99H103L102 101H104V102H102L101 101ZM106 99H107V103L105 104V102H106ZM112 99V100H111ZM116 101H115V100ZM132 99L135 101H133L132 102ZM190 99V102L192 101ZM223 99V100H222ZM226 99V100H225ZM229 99V100H228ZM242 99H244V101L242 100ZM246 99V100H245ZM254 99H256V101L254 100ZM3 100V101H2ZM26 102H25V101ZM52 100H54L55 102H53ZM85 100V101H84ZM113 100L115 101L114 103H113V106H112V103H111V105H110V102H113ZM136 100L138 101V102H136ZM156 100H158V102H159V105H158V102L156 101ZM171 100H170V102H171ZM235 100V101H234ZM240 100V101H239ZM29 101V103L31 104V106H28L29 105V103H27ZM74 101V102H73ZM110 101V102H109ZM125 101V102H124ZM130 101L132 102V104L130 103ZM211 101V102H210ZM227 101V102H226ZM2 102V103H1ZM35 102V103H34ZM39 102H42V104L43 103H45V104H47L46 106H48V107H46L44 104H43V106L44 107H46L45 109L46 110H49V107H50V105L53 107V108H51V110H50V112H52L51 114L49 113V111L48 112H46V110L44 111V107H42V104H40ZM50 102V105H48V103ZM81 102L83 103V104H88V105H86L85 107L83 106V104L81 105ZM102 102V103H101ZM140 102H141V104H140ZM144 102H146V103H144ZM156 102V103H155ZM163 102V101H162ZM161 102V103H162ZM232 103V105H231V103ZM241 102H243V103H241ZM7 103H9V104H7ZM16 103V104H15ZM21 103V104H20ZM27 105H26V104ZM39 103V104H38ZM104 103V104H103ZM125 103V104H124ZM139 103V104H138ZM172 103V102H171ZM186 103V102H185ZM185 103H184V105H185ZM241 103V104H240ZM261 103V104H260ZM5 104V105H4ZM81 106H80V105ZM107 104H108V110L106 109L107 108ZM124 104V105H123ZM126 104H128V107H127V105ZM130 104L132 105V106H130ZM138 104V107H139V110L141 109V108H145L146 109V111H145V109H143L147 114H148V116L146 117V116H144L145 114H144V111H141L140 113H141V115L140 116H144V117H140V116H138L139 114H137V112H135L136 110H134L135 109V106ZM143 104V105H142ZM174 103H172L171 105H173ZM192 104H194V103H192ZM208 103H206V105H207ZM238 104H240V105H238ZM247 104V105H246ZM257 104H258V106H257ZM7 105H11V109H10V106H8L7 107ZM25 105V106H24ZM38 105H40V106H38ZM69 104H67V106H68ZM106 105V106H105ZM155 105V106H156ZM180 105H182V106H180ZM187 105H185L186 106V109H190V110H192L193 108H195V107H191V104L189 105V106H187ZM220 105V106H219ZM234 105H236L235 107H238V108H232V106H234ZM63 106V108H65ZM67 106H66V108H67ZM84 107V109H86V110H88V109H90V110H88V111H96L98 114H100L99 116L98 115H93V116H96L97 118H96V120L97 119H99V118H102L103 116L104 117H106V116H108V115H106V113L107 114H109V118L108 117H106V118H108V119H106L107 121H106V123H105V118L102 120V119H100V121L102 122V123H105V125L106 126H110L109 128L111 129L110 131L113 133V136L114 137H118V135H119V137H118V139L119 140H122V141H124L125 142V145H126V139H127V141H128V144H129V140L131 139V140H133V138H135L133 141H136V139H137V137L138 138H145V139H149L150 137L149 136H151V138H150V140L147 142V140H142L141 138V140H137V142L139 141V144H137V142H135L136 144V146L138 145H141V143H144V142H147V143H144L143 145H141L142 147H144V145L145 146H148L149 148H150V150H149V153H148V151H146V150H148V149H146V148H148V147H144V148H142L141 150H140V154H139V151H137V149H136V146H133L131 143V140H130V145H129V147H127V146H124L123 147V149L124 148H128V151L130 150L131 152H132V154L133 153H136V152H138V153H136V154H133L132 155V158H131V154H130V151H129V154L127 153L128 151H126V149H120L122 152L121 153H119V151L120 150H113V148L115 149L116 147L114 146L115 144V141H113L114 140V137L112 136V133H110L109 132V130H106V131H108L109 132V139H108V141L109 140H111V141H109V143L111 142V143H113V144H111L110 143V146L108 147L106 144L105 145H100L101 147H99V146H97V148H98V150L100 151L101 150V152L99 153V151H96L97 153H99V155H97L96 154V152H95V150H97V148H96V146H95V150H94V153L93 154H96V156H93L92 155V152H93V150L92 151H90V153H91V155H92V157H91V155H90V157H86V156H89V154L87 155V153H83V154H86V156H84L83 154H82V156H81V153H79V157H78V153L76 152L77 151V149H76V144H78V143H80V141L75 137L74 138V132L72 133L73 134V136H72V134H71V136H70V138H69V133L67 134V137H66V132H67V130H69V128H67V127H69L70 126V123L68 122V125H66L67 127H66V129L67 130H65L66 132H64L63 130H61V129H63L65 126H63L65 123H67V120L69 119V118H71V119H73L72 121H70L71 119H69L68 121H70V122H73L74 121V119H75V123L73 122V123H71L72 124V127H73V125H74V127H75V125H77V122L78 123H80L79 122V120H81V119H79L78 117H79V115H80V113L79 112H81V111H84V109H83V107ZM87 106H88V108H87ZM101 106V107H100ZM112 106V107H111ZM130 106V107H129ZM143 106V107H142ZM195 106V105H194ZM198 106H196L197 108L196 109H198ZM228 106V107H227ZM231 106V107H230ZM241 106H243V107H241ZM257 106V107H256ZM59 107H61V105L59 106ZM115 107H117V108H115ZM126 107V108H125ZM134 109H133V108ZM137 107V106H136ZM181 107V108H180ZM188 107V108H187ZM212 107H213V109H212ZM219 107H221V109L219 108ZM249 107V108H248ZM262 107V108H261ZM35 108V109H34ZM63 108H61L62 110H63ZM79 108H82V110L81 109H79ZM99 108H102V109H99ZM106 110V111H104V109ZM113 108V109H112ZM116 110H118V111H116ZM202 108V109H201ZM224 108H226V109H224ZM229 108H231V109H229ZM255 108V109H254ZM6 109H8V110H6ZM13 109V110H12ZM34 109V110H33ZM41 109H43V114H41L42 112L40 111ZM78 109V110H77ZM92 109V110H91ZM99 109V110H98ZM123 109V113H125V114H123L122 113V110ZM126 109V110H125ZM129 109V110H128ZM185 109V110H186ZM222 110V109H224V110H226V111H228V109H229V111L228 112H223L224 110H222V111H217V110ZM234 109V110H233ZM236 109V110H235ZM10 110V111H9ZM81 110V111H80ZM98 110V111H97ZM104 112H106V113H104ZM129 111V113H127L128 111ZM139 110H137L138 112H139ZM171 110V109H170ZM174 110H173V112H174ZM215 110V111H214ZM102 113H101V112ZM111 111L113 112V111H115V112H113V113H111ZM127 111V112H126ZM131 111V112H130ZM133 111V112H132ZM231 111H232V114H231ZM238 111V113L236 114V112ZM36 112V113H35ZM47 113L48 115H50L49 116V118H47L46 117V115L47 114H44V113ZM64 112H66V110L64 111ZM87 113V111H84V113ZM91 112V113H92ZM109 112V113H108ZM117 112V113H116ZM122 113V115L124 116V118H121V117H123L122 115H121V113ZM172 112V111H171ZM172 112V113H173ZM186 112H187V110H186ZM215 113V112H219V113H222V114H220L221 116H224V119H223V117H222V119L220 118L221 116L219 115V113L218 114H214L215 115V117L217 116V118H218V121H216V120H214V122L213 121H210V120H212L211 118H210V116H211V113ZM254 112H256V113H254ZM260 112V113H259ZM12 113V112H11ZM41 114V116L43 115V117L44 118H46V120H44L43 119V117H41V118H39V116H37V115H35V114ZM74 113H79V115L78 114H75L76 116H74L73 114ZM85 113V114H86ZM110 113L111 114H113V116L116 118V117H118V118H116V120L114 121L113 120V118L111 119L110 118ZM143 113V114H142ZM204 113V114H205ZM210 113V114H209ZM242 113V114H241ZM244 113H246V114H244ZM256 116H254L253 114ZM259 113V114H258ZM5 114H7V113H5ZM5 114H2V115H5ZM81 114H82V112H81ZM85 114H83V115H85ZM92 114H94V112L92 113ZM91 114V115H92ZM103 114V115H102ZM117 114V116H115ZM120 114V115H119ZM146 114V115H147ZM185 114H187V115H185ZM200 114V115H199ZM227 114H228V116H229V114H231L230 116L231 117H229V118H232V116H234L235 114L237 115H235L236 117H235V121H234V119H232V121H233V125L232 126H234L233 128H232V126H230L231 127V129H229V127L228 126H224L223 125V123H222V128H224L225 129V127H226V129H227V131H228V129H229V131H231V132H233V134H231L230 132H226V130H224V129H222L221 130V124L219 123L221 120V122H224L225 120H226V116H227ZM241 115V116H239V115ZM256 114H258V115H260V116H258V115H256ZM66 115V116H67ZM89 115H90V113L88 114V116H86L87 118H85V119H91L92 118V116L90 117V118H88L89 117ZM102 115V116H101ZM121 116V117H119V116ZM126 115V116H125ZM130 115H132V116H130ZM136 115V116H135ZM150 115V116H151ZM169 115V114H168ZM167 115V116H168ZM182 115V114H181ZM195 115H197V114H195ZM213 115V114H212ZM214 115H213V117H214ZM7 116V115H6ZM6 116H1L0 117V120H1V118H2V120L3 121H0V124H1V122H3V124L5 123V119H3V118H7ZM58 118V120H60V121H58L57 120V122H55V120L57 119L56 117ZM78 116V117H77ZM81 116V115H80ZM128 116V117H127ZM129 116L131 117V118H129ZM167 116H166V118H167ZM202 116V115H201ZM209 116V117H208ZM228 116H227V118H228ZM239 116V117H238ZM51 117H53V118H55V120L53 119V118H51ZM73 117V118H72ZM77 117V118H76ZM82 117V116H81ZM80 117V118H81ZM125 117H126V119L128 120L127 122L129 123V126L131 125V126H134V125H137V126H140V127H138V129L136 130V128H135V130H136V132H138L139 131V133H138V135H134V137L133 138H124V140H123V137H125V136H123V135H128V136H130V134H131V131L132 130H130V132H129V130H128V128H130V129H133V127H129L128 126V124H125L126 122V119H125ZM135 117V118H134ZM140 117V118H139ZM146 117V118H145ZM152 117V116H151ZM198 117V118H199ZM212 117V118H213ZM214 117V118H215ZM41 119V120H39V119ZM83 118V117H82ZM94 118V117H93ZM133 118V119H132ZM143 118V119H142ZM145 118V119H144ZM163 118V117H162ZM217 118H215V119H217ZM234 118V117H233ZM238 118H239V120H238ZM263 118V119H262ZM8 119V118H7ZM7 119H6V124L8 125H10L11 127L13 126V125H15V124H13V123H11V121L9 122V121H7ZM48 119H50V120H48ZM53 119V120H52ZM65 119H67V120H65V122H64V120ZM78 119V120H77ZM84 119V118H83ZM84 119V120H85ZM95 119V118H94ZM110 119V120H109ZM121 119H122V121L123 122H121ZM143 121H142V120ZM163 119H165V117L163 118ZM245 119V120H244ZM247 119V120H246ZM250 119V120H249ZM118 120V121H117ZM129 120H131V121H133L134 122V125L133 124H131L130 122H129ZM135 120V121H134ZM150 120L148 121V120H146L147 122H149L150 123ZM169 120V119H168ZM190 120V121H189ZM191 120H193L192 122H191ZM199 120V121H198ZM220 120V121H219ZM224 120V121H223ZM229 120V119H228ZM228 120L226 121V123L227 124H229L228 123ZM231 120V119H230ZM236 120H238V121H240V122H238V121H236ZM82 122H83V120H81ZM86 121V120H85ZM136 121H138L137 123L138 124H140V125H138L137 123L135 124V122ZM139 121H141V122H139ZM162 121V120H161ZM160 121V122H161ZM209 121H210V123H215V121H216V123L217 124H215V125H213V123L212 124H210L209 123ZM244 123H243V122ZM8 122V123H7ZM61 122H63L64 124L62 125L63 126V128H62V126H61ZM116 122V123H115ZM156 122V123H155ZM164 122V121H163ZM246 122V123H245ZM257 122V123H256ZM56 123V124H55ZM61 123V124H60ZM122 123H124L125 125H124V127H126V126H128V128L126 127V128H121V127H123L122 125ZM190 123H192V125L190 124ZM196 123H198V124H196ZM225 123V122H224ZM225 123V124H226ZM230 123V124H231ZM3 124H2V126H3ZM5 124V125H6ZM13 124V125H12ZM50 124H51V127H50ZM53 124H55V125H53ZM60 124V125H59ZM109 124V125H108ZM112 124H113V126H114V128H111V126H112ZM121 124V125H120ZM156 124V125H155ZM163 123H161V125H162ZM168 124V125H169ZM194 124V125H193ZM196 124V125H195ZM210 126H209V125ZM6 125V126H7ZM8 125V126H9ZM79 125V124H78ZM208 125V126H207ZM215 126V127H213V126ZM245 125V126H244ZM253 125H255V126H253ZM262 125V126H261ZM7 126V128H11V127H8ZM112 126V127H113ZM118 126V127H117ZM239 126V127H238ZM243 126V127H242ZM54 127H57V129L56 128H54ZM77 127V126H76ZM118 129H117V128ZM162 127V126H161ZM167 127H169V126H167ZM170 127H172V126H170ZM184 127V126H183ZM197 127V128H196ZM209 127V128H208ZM214 128V129H216V131L219 129V131H218V133L215 131V133H214V129H211V128ZM228 127V128H227ZM5 128V127H4ZM7 128H6V130H7ZM51 128H53V130L51 129ZM145 128V129H144ZM159 128H160V130H159ZM174 128V127H173ZM196 128V129H195ZM207 128V129H206ZM252 128V129H251ZM260 128H261V131H260ZM13 129V131H14V128H12ZM51 129V130H50ZM60 130V133H58V131ZM72 128H70V130H71ZM106 129H108V127L106 128ZM113 129V130H112ZM117 129V131H115ZM121 129V130H120ZM123 129V130H122ZM124 129H125V131H126V133L124 134ZM140 129V130H139ZM144 129V130H143ZM202 129V131L200 132V130ZM211 129V130H210ZM263 129V130H262ZM73 131H77V130H74V128L72 129ZM71 130V131H72ZM134 130V129H133ZM141 130H142V132H141ZM185 130V131H186ZM195 130H196V132H195ZM197 130H199V131H197ZM205 130V131H204ZM206 130H208V131H206ZM223 130L226 132V133H224L223 132ZM233 130V131H232ZM239 130V131H238ZM8 131V130H7ZM51 131H53V133H58V134H60V138L59 137H56V136H58V134H54V135H52L53 133L51 132ZM61 131H62V133H65V134H62V136L64 135L65 136V139L63 138V137H61ZM71 131H69V132H71ZM121 131H123V133L121 132ZM212 132V134H211V132ZM246 132L245 134H244V132ZM9 132H11L12 133V131L10 130ZM117 132V133H116ZM120 132H121V134H123V135H121L120 134ZM135 132V131H134ZM134 132H133V134H134ZM135 132V133H136ZM243 132V133H242ZM22 133H25V135H26V142L24 141L25 140V138H23L24 136H22V138L23 139H21V137H20V140H23L22 142L19 140V136L20 135H18V134H22ZM83 133V132H82ZM148 133H151V134H148ZM152 133H154L155 135H153ZM168 133H169V131H168ZM194 133H196L195 135L197 136V137H193V140H192V136H195L194 135ZM217 133V136L216 137H218L216 140H214L213 139V141H212V138H215V137H212V136H214L215 134ZM252 133H254V134H256V133H258V134H256V135H254V134H252ZM77 134V133H76ZM137 134V133H136ZM145 134V135H144ZM146 134H147V136H146ZM167 134V133H166ZM205 134V135H204ZM241 134V135H240ZM244 134V135H243ZM250 134V135H249ZM2 135H4V136H2ZM28 135V136H27ZM56 135V136H55ZM168 135L166 136H164V138H166V137H168ZM192 135V136H191ZM201 135L203 136V137H201ZM209 135H211L210 137H209ZM221 135V136H220ZM225 135V136H226ZM7 136L10 138V140H9V138L7 139ZM18 136V137H17ZM33 136V137H32ZM53 136V137H52ZM76 136V135H75ZM121 136V137H120ZM131 136H133L132 134H131ZM135 136H137V137H135ZM145 136V137H144ZM158 136V137H157ZM162 136V137H163ZM199 136V137H198ZM228 136V135H227ZM230 136V137H231ZM241 136H243V137H241ZM259 136H261V137H259ZM5 137H6V142H5ZM73 137V138H72ZM156 137V138H155ZM185 137H187L186 139H188L187 141V144H189L188 146H190V149L191 148H193V149H191V150H193L192 151V155H190V153H191V150L189 149V148H187L186 147V141H185ZM201 137V138H200ZM212 137V138H211ZM224 137V136H223ZM235 137H236V139H238V137H239V141L237 142V140H235ZM240 137L241 138H243V141H241L242 139H240ZM244 137H245V139H244ZM255 137V138H254ZM30 138V139H29ZM31 138H33V139H31ZM63 138V139H62ZM68 138V139H67ZM112 138V139H111ZM121 138V139H120ZM153 138V139H152ZM191 138V139H190ZM197 138V139H196ZM211 138V139H210ZM251 138V139H250ZM12 139V140H11ZM17 139V140H16ZM56 140V142H55V140ZM155 139H157V141H159V142H157L156 143V141H155ZM177 139H180V140H177ZM13 140H15V141H13ZM58 140V141H57ZM64 140V141H63ZM77 140V141H76ZM116 141H118L117 139H115ZM153 140V141H152ZM192 140V141H191ZM264 140V139H263ZM11 143H10V142ZM113 141V142H112ZM155 141V143L156 144H159V147H156L154 144L155 143H153ZM183 141H184V143H183ZM262 141V140H261ZM13 142V143H12ZM61 142V143H60ZM62 142H63V144H62ZM165 142V141H164ZM166 142H168V141H166ZM197 142H199V141H197ZM233 142V141H232ZM251 142H252V144H251ZM9 143V144H8ZM68 143H70V144H68ZM151 143V144H150ZM153 143V144H152ZM200 143L202 144V142L200 141ZM245 143V145H247ZM257 143V142H256ZM259 143V142H258ZM10 144H11V146H10ZM47 144V145H46ZM58 144V145H57ZM60 144V145H59ZM149 144V145H148ZM180 144H182V145H180ZM197 145H195L194 147L195 148H197L196 146H198V144L199 143H196ZM204 144V143H203ZM242 144H244V142L242 143ZM254 144V145H253ZM3 145H4V147H3ZM44 145V146H43ZM112 145H113V148H112V150H109V151H107L106 149H109V148H111L112 147ZM168 145V146H167ZM185 145V147L188 149V150H190V153H188V154H185V153H187L186 151H183V147L182 146H184ZM31 146V147H30ZM64 146V147H63ZM67 146V147H66ZM106 146V147H105ZM137 146V147H138ZM152 146H155L156 147V149L155 148H153ZM158 146V145H157ZM165 146V147H164ZM11 147V148H10ZM37 147V149H35ZM42 147V148H41ZM47 147V148H46ZM75 147V148H74ZM108 147V148H107ZM153 149H155L154 150V152H152L153 150H152V148ZM177 147V148H176ZM179 147V148H178ZM180 147L182 148V149H180ZM184 147V148H185ZM7 148H9L10 150H8ZM22 148H24L25 149V151L24 150H22ZM30 148H32L30 151H29V149ZM41 150V152H40V150ZM43 148H44V150H43ZM139 149L141 148V147H138ZM185 148V149H186ZM15 149V150H14ZM35 149V150H34ZM46 149V150H45ZM145 150V152H144V150ZM169 149H171L170 151H172V152H170L169 151ZM6 150V151H5ZM13 150V151H12ZM18 150H19V152H18ZM34 150V151H33ZM37 150V151H36ZM68 150V151H67ZM103 150V151H102ZM182 150V151H181ZM243 150H247V149H243ZM2 151V152H1ZM5 151V152H4ZM8 151V152H7ZM10 151V152H9ZM22 151H23V154H22ZM26 151L27 152H30V153H27L26 155H25V153H26ZM70 151V152H69ZM118 151V152H117ZM166 151V152H165ZM238 151V150H237ZM235 152V153H237L238 154V152ZM250 151V149H248L246 152H249ZM13 152H15V153H13ZM35 152V153H34ZM73 152H76V154H77V157H76V155H75V153H73ZM111 154H110V153ZM119 154H117V153ZM142 152H144V155H143V153ZM156 152V153H155ZM164 152V153H163ZM175 152V153H174ZM184 152V153H183ZM198 152V154H197V156L196 157H198V155L200 156V152L199 151H197ZM197 152H195V153H197ZM244 152V154H246L245 153V151H243ZM251 152V151H250ZM10 153V154H9ZM19 153V154H18ZM22 154V156H21V154ZM40 153V154H39ZM51 153V154H50ZM65 153H67V154H65ZM112 153H113V155H112ZM153 153V154H152ZM241 153V151L239 152V154ZM34 154V155H33ZM38 154V155H37ZM47 154H50V155H47ZM65 156H64V155ZM115 154V155H114ZM120 154H122V155H124V154H127V155H124L123 157H122V155H121V157H118L120 160H121V163L120 162H118L119 160L118 159H116L115 157H116V155L117 156H120ZM141 156V154H142V158H140V157H138L139 155ZM170 154V155H169ZM171 154H173V155H171ZM236 154V155H237ZM238 154V155H239ZM243 154V153H242ZM15 155H18V156H15ZM23 158V157H25L23 160H22V158H20V156ZM23 155H25V156H23ZM33 155V156H32ZM36 155V157H34ZM45 155H47L46 157H45ZM70 155V156H69ZM109 155H112L111 156V158H112V160H111V158H110V156ZM130 157H129V156ZM150 155V156H149ZM164 155H166V156H164ZM177 155L178 156V158H180L181 159V162L183 163H181V162H179L180 161V159H178L177 158V156H176V159L174 158L175 156ZM5 156H7V158L9 157L10 158V160H9V158L7 159ZM44 156V157H43ZM66 159L67 157V159L65 160L63 157ZM101 156H104V157H102L103 159H101V162L99 161V159L101 158ZM135 156H137L139 159H137V157H135ZM152 156V157H151ZM156 156H157V158H156ZM183 156V157H182ZM186 156L187 157H191V159H189V160H187V158H186ZM3 157H5V159L3 158ZM27 157V158H26ZM32 157H34V158H32ZM38 157V158H37ZM39 157H40V159H39ZM53 157V158H52ZM55 157V158H54ZM62 157V158H61ZM72 157V158H71ZM87 159H86V158ZM96 159L97 157V160H95L94 162H96V161H99V163L97 162L96 163V165L94 164V162H93V164L95 165V167H94V169L93 170H96L95 171V173L97 172V176L95 175V173H93V172H91V171H93V170H91V168H93V166H92V164L91 165H89V163H91V158L94 160V158ZM100 157V158H99ZM134 157V158H133ZM150 157V158H149ZM169 157V158H168ZM206 158H207V156H205ZM204 157V158H205ZM14 159V160H11V159ZM32 158V159H31ZM57 158H58V160H57ZM89 158H90V160H89ZM114 158V159H113ZM128 158V159H127ZM154 160H153V159ZM204 158H202L203 160H207L206 158L204 159ZM221 157L220 156H215L214 157V159L212 158V160H214L215 161V159L216 160H222V159H220ZM21 159V160H20ZM27 159H28V161H27ZM30 159V160H29ZM37 159L38 160H40V161H37ZM42 159H44V160H42ZM50 159V160H49ZM55 161H54V160ZM70 159H72V160H76V163L74 162V161H72V160H70ZM129 160V162L130 163H127V160ZM135 159H136V162H135ZM169 159V160H168ZM172 159V160H171ZM182 159H183V161H182ZM184 159H186V160H184ZM201 159V156L200 157H198V160H200ZM238 160H240L239 158H237ZM237 159H235L236 161H237V163H242V162H240V161H238ZM16 160V162H14ZM34 162H33V161ZM35 160H36V162H35ZM52 160V161H51ZM62 160H64V161H62ZM68 160V161H67ZM92 160V161H93ZM110 160V161H109ZM114 160V163H119V164H121L122 166L124 165V166H126V167H128L127 168V170H126V167H120L121 165H117L116 166V164H115V166L117 167H115L116 168V170H115V168H113L114 167V163L112 162ZM117 160V161H116ZM143 160V161H142ZM156 160L158 161V162H156ZM176 160V161H175ZM179 160V161H178ZM194 160H197L196 158L194 159ZM209 160V159H208ZM207 160V161H208ZM243 160V159H242ZM241 160V161H242ZM9 161H11V162H9ZM74 162L73 164H72V162ZM116 161V162H115ZM166 161V162H165ZM236 161H233V162H235L236 163ZM4 162H6L5 164H4ZM20 162V163H19ZM38 162H39V164H38ZM47 162V163H46ZM52 162V163H51ZM68 162H69V164H68ZM79 162V163H78ZM105 162V163H104ZM138 162V163H137ZM152 162V163H151ZM168 162H171V163H168ZM175 164H173V163ZM176 162V163H175ZM187 162V163H186ZM192 162V161H191ZM198 162V161H197ZM209 162V161H208ZM30 163H31V166H30ZM36 163V164H35ZM55 163H56V165H55ZM58 163V164H57ZM88 163V164H87ZM102 163H104V165L102 164ZM111 163V164H110ZM178 163H180V165H181V167H180V165L178 164ZM186 163V164H185ZM234 163V164H235ZM236 163V164H237ZM244 163V162H243ZM26 164V165H25ZM29 164V165H28ZM45 164V165H44ZM47 164H49V165H47ZM54 164V165H53ZM65 164V165H64ZM75 164V165H74ZM78 166H77V165ZM80 164V165H79ZM100 165L101 166V168L100 167H98L97 168V165ZM129 164V165H128ZM140 164V165H139ZM163 164V166H161ZM169 164H172V165H170L169 166ZM192 164H193V166H192ZM195 164V165H194ZM205 164H207V162L205 163ZM4 165H6V166H4ZM25 165V166H24ZM33 165V166H32ZM39 165V167H37ZM52 165V166H51ZM58 165V166H57ZM68 165V166H67ZM98 165V166H99ZM110 165L112 166V167H110ZM138 165V166H137ZM143 165V166H142ZM152 165V166H151ZM156 165H158V166H156ZM182 165H184V166H182ZM189 165H190V161H189ZM204 165V166H203ZM8 166V167H7ZM24 166V167H23ZM36 166V167H35ZM57 166V167H56ZM61 166V167H60ZM70 166H71V170L72 171H75L74 172V174L76 173V174H80V176L84 179H80L79 180V178H73L72 176V173L70 172L71 170H70ZM74 166H76V168L77 169H75V168H73ZM80 166V167H79ZM84 166V167H83ZM120 168H119V167ZM129 166H131V167H129ZM139 166H141L140 168H138ZM148 166V167H147ZM161 166V167H160ZM177 166V169H178V166H179V169L177 170L175 167ZM187 166V167H186ZM211 166V165H210ZM220 166V165H219ZM26 167V168H25ZM90 167V168H89ZM104 167V168H103ZM142 167L144 168V169H142ZM156 167H158V170H159V172L162 174V176H161V174H159L161 177H160V179H159V175H158V178H157V176H156V174H154V176H156L155 178H154V176H152L153 175V173H154V170L156 169ZM160 167V168H159ZM164 167V168H163ZM168 167V168H167ZM173 167V168H172ZM212 167V166H211ZM217 167V166H216ZM31 168V169H30ZM34 168V169H33ZM66 170V171H64V169ZM73 168V169H72ZM80 168V169H79ZM81 168H82V170H85V168L87 169V168H89V169H87V170H85V171H82L81 170ZM148 168V169H147ZM172 168V169H171ZM220 168V167H219ZM218 168V169H219ZM46 169V170H45ZM75 169V170H74ZM78 169H79V171H78ZM101 169V170H100ZM104 169V170H103ZM121 169H123V173L125 172V174H128V173H130V175H132L133 174V176H135L134 177V179L132 180V178H133V176L131 177V181L133 182V184L134 185H137V186H135V190L133 189L134 188V185L130 188V185H131V182L129 183V185L127 184V180L129 179V178H124V177H126L127 175H123V173H121ZM133 169V170H132ZM139 169V170H138ZM167 171H166V170ZM169 169V170H168ZM175 169H176V171H175ZM44 170H45V173H44ZM88 170H90V172L88 171ZM103 170V171H102ZM109 172H107V171ZM112 170V171H111ZM115 170V171H114ZM117 170H119V172L117 171ZM121 170V171H120ZM126 170V171H125ZM141 170H143V171H141ZM147 170V171H146ZM157 170V169H156ZM162 170H164V171H166V172H168L169 173V171H171L172 173H167L168 175H170V176H175V178H176V180L179 178V177H181V179H182V176H183V180H184V183H183V181H182V183H181V181H180V178H179V181H180V183H179V181L178 182H176L175 180H174V178L173 177H171L170 178V176H168L167 174H165V176L168 178V179H170V181H171V179H173L174 181H172L173 183H174V185H175V189H176V191H175V189H174V191L172 190V192L174 193V197H175V200H174V197H173V195H172V193H171V191L169 192V189L170 188H167V187H165L166 186V184H168V182L170 183V186L169 187H172V186H174L173 184H172V186H171V182L169 181V180H166V178H165V176L163 175L164 173H163V171ZM187 170H189V171H187ZM200 170H201V173H202V175L201 174H199L200 173ZM256 170V171H255ZM8 171V172H7ZM50 171V172H49ZM54 171H55V173H54ZM67 171L71 174V178L72 179H74V182L73 183H71V180H70V182H69V179H71V178H65V176L64 175H68L67 174ZM130 171V172H129ZM133 171V173H131ZM139 171H140V173H139ZM152 171V172H151ZM175 171V172H174ZM188 172V174H186L185 172ZM190 171H192V172H190ZM254 171L255 172H258V171H260L257 167H254ZM32 172V173H31ZM99 172H100V174H99ZM103 172V173H102ZM128 172V173H127ZM142 172V173H141ZM173 172H174V174H173ZM177 172V173H176ZM178 172H181V176H180V174H178ZM190 172V173H189ZM199 172V173H198ZM218 172H220L219 170H218ZM21 173V174H20ZM31 173V174H30ZM34 173V174H33ZM35 173H37V174H35ZM81 173H83V174H85L86 176H83V175H81ZM90 173V174H89ZM95 175H93V174ZM113 173H115V174H113ZM118 173L119 174H121V176L120 177H122V176H124L123 178H122V180H121V178H119V176H118ZM139 174L138 176H137V174ZM150 173V174H149ZM156 173H158V172H156ZM177 174V176H176V174ZM194 173H198L199 175H201V177L202 178H204V179H206V178H208V179H206L204 182H203V180H202V178L200 177L199 179H201V181L198 179V174L197 175H195ZM7 174V175H6ZM41 174V175H40ZM44 174V175H43ZM70 174L68 175V177H70ZM75 174V175H76ZM104 174H106V175H104ZM107 174H109V175H107ZM136 174V175H135ZM53 175V176H52ZM102 175V176H101ZM115 175V176H114ZM146 175V176H145ZM23 176V177H22ZM26 176H27V178H28V176H29V178H28V180H31L32 179V177L34 178V179H36V181L38 182V185H37V182L35 183V182H33L34 183V185L36 184V186H41L42 184V186L41 187H38V189H36L37 187L35 186L34 187V185H32L31 183H29V181L26 179ZM40 176V177H39ZM45 176V177H44ZM99 176V177H98ZM137 176V177H136ZM164 176V177H163ZM187 176V177H186ZM190 176H192V178L190 177ZM194 176V177H193ZM197 178H196V177ZM218 176H220V178H221V174L219 173L218 174ZM217 176V178L218 179H220L219 177ZM22 177V178H21ZM48 177V178H47ZM52 177V178H51ZM54 177V178H53ZM85 177H87L86 179H87V184L90 186H88V185H86V183H85V185L83 184V186H82V181H83V183L84 182H86V179H85ZM108 177V178H107ZM127 177H130L129 175L127 176ZM151 177V178H150ZM210 177V178H209ZM223 177H225V175L223 176ZM222 177V178H223ZM228 177V176H227ZM40 178L42 179V180H40ZM88 178H90V179H88ZM138 178V179H137ZM161 178H164L163 180H161ZM216 178V179H217ZM221 178V179H222ZM230 178V177H229ZM59 179V180H58ZM66 179V180H65ZM68 179V180H67ZM110 179V180H109ZM145 179V180H144ZM147 179H148V181H147ZM158 179L160 180V181H158ZM195 179V180H194ZM199 181H198V180ZM214 178H212V180H210L211 182H213V181H217V183L216 182H213L211 185L212 186H219V185H216V184H218V182L220 183H223V181H224V179H223V181L222 180H213ZM27 180V181H26ZM33 180V179H32ZM31 180V181H32ZM62 180V181H61ZM116 180V181H115ZM126 182H125V181ZM164 180H166V181H168L167 183L164 181ZM186 180V181H185ZM187 180H189V182H190V185L188 184V182H187ZM192 180H194V181H192ZM225 180H226V177H225ZM30 181V182H31ZM58 181V182H57ZM76 181H80L81 183H76ZM91 181V182H90ZM154 181V182H153ZM156 181V182H155ZM28 182V183H27ZM44 182V183H43ZM50 182V183H49ZM68 182V184H65V183H67ZM118 182V183H117ZM123 182V183H122ZM150 182V183H149ZM159 182V183H158ZM187 182V183H186ZM193 182V183H192ZM19 183V184H18ZM21 183V184H20ZM56 183V184H55ZM71 183V184H70ZM76 183V184H75ZM177 183H179V185L176 184ZM196 183V184H195ZM215 183V185H213ZM220 183V184H221ZM17 184V185H16ZM23 184H25V185H23ZM30 184H31V186H30ZM61 184H63V185H61ZM78 184H80V185H78ZM126 184H127V187H126V192L124 191V188H121V187H124V186H126ZM149 184V185H148ZM180 184H182V185H180ZM198 184V185H199ZM207 184V185H206ZM16 187H15V186ZM18 185H20V186H18ZM23 185V186H22ZM32 188V186H33V188L32 189H34L33 190V192H31L32 191V189L29 187V186ZM77 185V186H76ZM148 185V186H147ZM155 185V186H154ZM51 186V187H50ZM61 186V187H60ZM68 186H70L69 188H68ZM76 186V187H75ZM79 186V187H78ZM85 186V187H84ZM121 186V187H120ZM129 186V187H128ZM140 186V187H139ZM158 186V187H157ZM176 186H178V187H176ZM181 186V187H180ZM200 186V187H201ZM14 187V188H13ZM19 187H22V189L21 188H19V190L21 189V192L18 190V188ZM25 187H27V188H25ZM54 187H56V188H54ZM72 187V188H71ZM78 187V188H77ZM119 187V188H118ZM155 187V188H154ZM165 187V188H164ZM183 187V188H182ZM25 188V189H24ZM28 188H30L31 189V191L28 189ZM89 188V189H88ZM122 189L123 191H119V189ZM130 188V189H129ZM142 190H141V189ZM144 188V189H143ZM161 188V189H160ZM181 190H180V189ZM245 188V187H244ZM244 188H242L243 190H244ZM56 189V190H55ZM86 191H85V190ZM159 189H160V191H159ZM163 189H164V191H163ZM166 189H168L167 191H165ZM193 189V188H192ZM25 190V191H24ZM36 190H38V191H36ZM41 190V191H40ZM61 192H60V191ZM64 190V191H63ZM68 190V191H67ZM74 190V191H73ZM131 190H133L132 191V193L134 192V193H136L135 195L134 194H131V192L130 191ZM155 190V191H154ZM178 190H180V193H179V191ZM19 191V192H18ZM27 191V192H26ZM29 191V192H28ZM46 191H47V193H46ZM54 191V192H53ZM66 191V192H65ZM109 191V192H108ZM152 191V192H151ZM157 191H158V193H157ZM178 191V192H177ZM10 192V193H9ZM34 192H35V195H34ZM37 192V193H36ZM77 192V193H76ZM123 192H125V194H123ZM169 192V193H168ZM181 192H183L182 194H181ZM257 192V191H256ZM5 193V195H4V197H2L3 196V194ZM12 193V194H11ZM24 193V194H23ZM31 193H33L32 195H31ZM66 193V194H65ZM68 193V194H67ZM116 193V194H115ZM130 193V194H129ZM162 193V194H161ZM165 193V194H164ZM29 194V195H28ZM37 194V195H36ZM41 194V195H40ZM51 195V196H49V195ZM55 194V195H54ZM126 194H127V196H126ZM140 194V195H139ZM157 194H159V196H157ZM163 194L166 196H163ZM175 194H176V196H175ZM181 194V195H180ZM186 194H188V193H186ZM10 195V196H9ZM21 195V196H20ZM64 195V196H63ZM73 195V196H72ZM94 195V196H93ZM115 195V196H114ZM123 195V196H122ZM129 195H130V197H129ZM133 195V196H132ZM161 195V196H160ZM168 195H170V196H168ZM197 195H199V194H197ZM25 196H27L26 198H25ZM30 196V197H29ZM32 196V197H31ZM48 196H49V198H48ZM117 196H119V198L117 197ZM138 196V197H137ZM154 196V197H153ZM167 196H168V198H167ZM177 196H178V198H177ZM179 196H181V197H179ZM9 197V198H8ZM16 197H17V199H16ZM61 197V198H60ZM77 197V198H76ZM128 197V198H127ZM135 197V198H134ZM161 197H162V199H161ZM165 197V198H164ZM13 198V199H12ZM25 198V199H24ZM32 198V199H31ZM64 199V201H63V199ZM94 198V199H93ZM140 198V199H139ZM157 198V199H156ZM173 198V199H172ZM176 198H177V200H178V202H177V200H176ZM60 199V200H59ZM71 199V200H70ZM115 199V200H114ZM117 199H119V200H117ZM166 201V203H165V201ZM167 199V200H166ZM169 199V200H168ZM183 199V200H182ZM184 199H185V202H183L184 201ZM155 200V201H154ZM158 200V201H157ZM172 202H171V201ZM186 200H187V202H186ZM235 200V199H234ZM244 201H246L245 199H243ZM12 202V204H11V202ZM20 201V202H19ZM32 201H34V202H32ZM112 201V202H111ZM122 201H124V202H122ZM132 201V202H131ZM147 201V202H146ZM157 201V202H156ZM233 201V200H232ZM231 201V204L233 203H236L235 201H233L232 202ZM8 202V203H7ZM37 202V203H36ZM40 202V203H39ZM43 202V203H42ZM144 202H145V204H144ZM150 202V204H146V203H149ZM160 202V203H159ZM175 202H177V204L175 203ZM181 202H183V203H185V204H183V203H181ZM190 204H189V203ZM239 202V201H238ZM243 202V201H242ZM249 201L247 200V202L246 203H248ZM10 203V204H9ZM158 203V204H157ZM172 203H174L175 205H173ZM183 204V207L181 206H179L180 204ZM227 203V202H226ZM230 202H228V204H229ZM246 203L244 202V204L243 203H240V205H238L237 203V208H238V206L241 208V206H244L243 208H244V210L246 209V210H250V206H248V209L247 208H245V207H247L246 206ZM250 203V202H249ZM9 206H8V205ZM38 204V205H37ZM173 206H172V205ZM215 204V203H214ZM218 203H216L215 205H212L211 207H209V208H207V209H205V210H203L202 212H204V214H203V216L205 215L206 216V214H207V217H203L202 216V218H204V219H206V220H208V219H213V217H212V214H213V211L212 210H214L217 206H222V205H217ZM34 205V206H33ZM109 205V206H108ZM230 205V204H229ZM41 206V207H40ZM130 206H132V207H130ZM165 206H167V207H165ZM214 206H216V207H214ZM230 206H232V205H230ZM236 206H232V207H236ZM6 207H8V208H6ZM11 207V208H10ZM32 207V208H31ZM38 207V208H37ZM45 207V208H44ZM47 207V208H46ZM64 207V208H63ZM68 207V208H67ZM118 207V208H117ZM160 207V208H159ZM179 207L180 208H183V209H179ZM214 207V208H213ZM14 208V209H13ZM16 208H17V210H16ZM31 208V209H30ZM42 208V209H41ZM108 208V209H107ZM165 208V209H164ZM170 208H172V209H170ZM190 208V207H189ZM211 208V209H210ZM213 208V209H212ZM236 208V209H237ZM243 208H242V211H244L243 210ZM38 209V210H37ZM106 209H107V211H106ZM129 209V210H128ZM156 209V210H155ZM158 209V210H157ZM161 209V210H160ZM19 210H22L23 211V213H21V214H23V215H20V216H22V217H20L19 218V220H18V218H17V220H16V223H17V227L16 228H11V229H9V230H7L8 228H7V226H8V224L9 223H11L12 222V214H15V212H16V214L18 215V213H17V211L19 212ZM26 210H28V212L26 213V212H24V211H26ZM48 210V211H47ZM111 210V211H110ZM173 210V211H172ZM180 210V211H179ZM209 210V211H208ZM237 210H239V208L237 209ZM22 211H20V212H22ZM70 211V212H69ZM105 211V212H104ZM135 211V212H134ZM167 211V212H166ZM174 211H175V213H174ZM179 211V212H178ZM181 211H182V213L183 212H185V213H187V215L185 214V213H183V214H181ZM14 212V213H13ZM166 213V215H164L163 213ZM172 212V213H171ZM199 212V211H198ZM197 212V213H198ZM208 212V213H207ZM210 212H212V213H210ZM239 213H236L237 215L239 214V216H242L243 215V213H242V215H240L241 213H240V210L238 211ZM244 212H246V211H244ZM29 213V214H28ZM151 213V214H150ZM155 213V214H154ZM169 215H168V214ZM174 213V215H172ZM206 213V214H205ZM209 213H210V217H209ZM15 214V216H17ZM51 214V215H50ZM59 214V215H58ZM161 214H163L164 215V217H166L165 219L163 218V216H161L163 219H161L160 217H158V216H160ZM181 214V215H180ZM185 214V215H184ZM27 215H28V217H27ZM44 215V216H43ZM67 215V216H66ZM110 215V216H109ZM142 215V216H141ZM151 215V216H150ZM154 215V216H153ZM171 215V216H170ZM179 215V216H178ZM184 215V216H183ZM198 215H200L199 213H198ZM201 215H202V213H201ZM14 216V217H15ZM52 216H53V218H52ZM146 216V217H145ZM149 216V217H148ZM189 216V217H188ZM234 216V218H236V215H233ZM233 216H231L232 218H233ZM3 217V218H2ZM18 217V216H17ZM26 217V218H25ZM148 217V218H147ZM156 217V218H155ZM169 217V218H168ZM171 217H174V218H171ZM177 217V218H176ZM179 217H180V220H182L180 223L182 224V225H176V224H178V222H179ZM243 217V216H242ZM245 217V216H244ZM144 218V219H143ZM186 218V219H185ZM201 218V217H200ZM4 219H6V220H4ZM14 219V218H13ZM25 219V220H24ZM26 219H28V220H26ZM108 219V220H107ZM120 219V220H119ZM143 219V220H142ZM149 219V220H148ZM166 219H167V221H168V225L166 224L167 223V221H166ZM169 219V220H168ZM174 221V222H172V220ZM175 219V220H174ZM187 219H188V221H187ZM192 219V220H191ZM203 219V220H204ZM8 220V222H6ZM23 220V221H22ZM156 220V221H155ZM189 220H191L190 222H189ZM195 221V225H194V223H192V222H194ZM245 220V219H244ZM248 220H250V219H248V217H247V220H245V221H247V223L249 224V227L251 228V229H254V228H257V226L254 224V227H252L253 226V223L254 222H252V224H251V220L250 221H248ZM4 221V222H3ZM143 221V222H142ZM145 221L147 222V223H145ZM178 221V222H177ZM187 221V222H186ZM210 221H212L211 223H210ZM3 222V223H2ZM30 222V223H29ZM73 222H74V224H73ZM151 222V223H150ZM25 223V224H24ZM109 223V224H108ZM117 223V224H116ZM143 223V224H142ZM144 223L146 224V225H144ZM154 223V224H153ZM163 225H162V224ZM171 223V224H170ZM179 223V224H180ZM183 223H190L188 226H189V230L190 231H192V232H194V233H191L189 230H187L188 229V227L186 228V226H187V224L185 225V224H183ZM206 223V224H207ZM159 224H160V226H159ZM261 225L262 224V222H261V224L260 223H258L257 222V225ZM264 224V223H263ZM262 224V225H263ZM109 225V226H108ZM129 225V227H127V226ZM144 225V226H143ZM149 225V226H148ZM156 225V226H155ZM164 225H165V227H164ZM201 225V226H200ZM217 225V224H216ZM250 225H252V226H250ZM261 225V226H262ZM111 226V227H110ZM146 226H147V228H146ZM175 226V227H174ZM192 226H194V228L192 227ZM209 226H211V228H209ZM225 226H229L230 227V229H227V228H225ZM256 226V227H255ZM260 226V228H262ZM125 227V228H124ZM143 227V228H142ZM145 227V228H144ZM152 227V228H151ZM167 227V228H166ZM168 227H170L169 228V230H168ZM180 227H182V228H180ZM183 227H185V229L183 228ZM191 227H192V229H191ZM197 227V228H196ZM216 227V229H214ZM218 227V228H217ZM7 228V229H6ZM21 228V229H20ZM25 228V233L23 232V229ZM133 228V229H132ZM173 228V229H172ZM178 228V229H177ZM201 228H204V229H206V230H203V229H201ZM234 228V229H233ZM263 228H264V225H263ZM262 228V229H263ZM145 231H144V230ZM165 229V230H164ZM182 229H184V230H182ZM194 229H196L197 231H195ZM200 229V230H199ZM232 229V230H231ZM7 230V231H6ZM22 230V232L25 234H23L22 233V235H21V233H20V231ZM175 230H177V231H179L178 233H177V231H175ZM184 231V233L183 232H181V231ZM209 230H211V231H209ZM212 230H214V231H216V230H219V231H217L218 233H220V234H218L217 232H212ZM226 230V231H225ZM148 231V232H147ZM173 231V232H172ZM186 231V232H185ZM189 231V232H188ZM205 231V232H204ZM206 231H207V233H206ZM239 231L241 232V234L239 233ZM254 231H257L256 229H254L253 230V232ZM38 232V233H37ZM174 232H175V234H174ZM212 232V233H211ZM237 232H238V234H237ZM258 232V231H257ZM40 233V234H39ZM128 233H129V235H128ZM147 233V234H146ZM149 233V234H148ZM165 233V234H164ZM167 233V234H166ZM173 233V234H172ZM181 233H183L182 235H181ZM191 233V234H190ZM202 233H204V234H207V236H209V237H205V235L204 234H202ZM170 234V235H169ZM176 234L178 235V236H176ZM190 234V235H189ZM199 234H202L201 236H198ZM209 234V235H208ZM216 234V235H215ZM226 234H229V235H226ZM234 235V236H231V235ZM9 237H8V236ZM129 237H128V236ZM175 237H174V236ZM180 235V236H179ZM194 235V236H193ZM213 235V236H212ZM215 235V236H214ZM224 235V236H223ZM226 235V236H225ZM239 235V236H238ZM240 235H241V237H242V240H241V238H240ZM7 236V237H6ZM13 236V237H12ZM29 236V237H28ZM127 236V237H126ZM173 238H172V237ZM183 236V237H182ZM203 236V237H202ZM218 236V237H217ZM237 236V237H236ZM168 237V238H167ZM179 237H181V238H179ZM211 237V238H210ZM217 237V238H216ZM221 237V238H220ZM224 237L226 238V239H224ZM230 237V238H229ZM12 238V239H11ZM15 238V242H13L14 239ZM131 238V239H130ZM165 238V239H164ZM171 238V239H170ZM203 238H205V239H203ZM209 238V239H208ZM230 239V241H232V242H234V240L236 239V243H239L238 245L237 244H235V242H234V245H233V243L231 244L230 242H228V241H225V240H227V239ZM232 238V239H231ZM238 238V239H237ZM11 239V240H10ZM26 239L28 240V242H27V246L25 247V241H26ZM128 241H127V240ZM170 239V240H169ZM172 239H175V240H172ZM182 239V240H181ZM220 239V240H219ZM8 240V241H7ZM9 240H10V243H8L9 242ZM16 240H17V242H16ZM23 240V241H22ZM131 240V241H130ZM165 240H167V242L165 241ZM206 240H208V242L210 243H208V242H203V241H206ZM213 242H212V241ZM215 240V241H214ZM23 242V244H21L22 242ZM31 243H30V242ZM130 241V242H129ZM237 241H240V242H242V244L240 243V242H237ZM12 242V243H11ZM34 242V243H33ZM127 242V243H126ZM173 242V243H172ZM176 242V243H175ZM205 244V246H204V244ZM218 243V242H221V244L222 243H224V244H226V246L227 247H229V246H233V247H231V248H234V246H236V248H234V250L236 249V251H239L238 253H239V255H237L236 257H235V255L236 254H238L236 251V253L234 254V256H232V254L231 253H233V252H228V251H230V248H229V250L227 251L226 249L224 250V247L226 248V246L223 244L222 246H224L223 248H221V247H219V248H221V250H224V251H227V255L229 256H227L226 254H223V253H225L224 251H222V253H221V250L219 249V248H217L216 250L214 249V250H212L211 249V246H213L212 244H214V243ZM226 242V243H225ZM228 242V243H227ZM243 242L245 243L244 244V247H241V246H243ZM29 243V244H28ZM126 243V244H125ZM166 243V244H165ZM202 243V244H201ZM208 243V244H207ZM212 243V244H211ZM215 243V244H216ZM248 243V242H247ZM5 244H6V246H5ZM16 244H18V245H16ZM20 244V245H19ZM174 244V245H173ZM197 244V245H196ZM199 244H201V248L199 247ZM241 244V245H240ZM7 245H11L10 246V248H9V246H7ZM208 245V246H207ZM211 245V246H210ZM12 246H14L15 248H13ZM28 246H30V247H28ZM189 246V247H188ZM193 246V247H192ZM195 246H198V247H195ZM240 248H244V249H240ZM248 246H249V244H248ZM195 247V248H194ZM206 247V248H205ZM207 247H210L209 249L207 248ZM214 247V246H213ZM197 248V249H196ZM205 248V249H204ZM237 248H239V250H237ZM11 249V250H10ZM21 249V250H20ZM246 249H247V247H246ZM16 250V251H15ZM17 250H18V252H19V254L20 255H24V257L22 256H20L19 254V256H17L16 254L18 253L17 252ZM20 250V251H19ZM24 250H26V251H24ZM119 250V251H118ZM124 250V251H123ZM155 250V251H154ZM199 250H200V252H199ZM204 250V251H203ZM211 250V251H210ZM11 251H13V252H11ZM24 251V252H23ZM118 251V252H117ZM123 251V252H122ZM153 251V252H152ZM205 251H207V252H205ZM211 253H210V252ZM212 251H214V252H212ZM12 254H11V253ZM20 252H22V254L20 253ZM14 253H16V254H14ZM121 253H123L122 255H121ZM201 253V254H200ZM205 253H207L206 255H205ZM229 253V254H228ZM119 254V255H118ZM183 254V255H182ZM200 254V255H199ZM208 254H209V256H208ZM218 256H217V255ZM222 254V256H220ZM214 255V256H213ZM230 255H231V257H230ZM6 256V257H5ZM26 256V257H25ZM55 256H57V257H55ZM61 256V257H60ZM188 256V257H187ZM3 259H5L6 258V262H5V260H3ZM186 257L188 258V259H186ZM209 257V258H208ZM211 257V258H210ZM214 257V258H213ZM241 257H242V255H241ZM25 258V259H24ZM62 258V259H61ZM196 258V259H195ZM199 258V259H198ZM203 258V259H202ZM205 258V259H204ZM206 258H208L209 259V262H208V260L206 259ZM215 258H217V259H215ZM219 258V259H218ZM235 258V259H234ZM202 259V260H201ZM212 259V260H211ZM230 259H231V261H230ZM190 261V263H189V261ZM214 260H215V262H214ZM219 260V261H218ZM229 261V262H225V261ZM236 260H238V261H236ZM2 261H4L3 263H2ZM8 261H9V263H8ZM18 261V262H17ZM220 261H222V262H220ZM11 262V263H10ZM13 262V263H12ZM187 262V263H186ZM234 262H236V263H234ZM247 264V263H246Z\"/></svg>",
	"mask_w": 264,
	"mask_h": 264
},
{
	"label": "bare ground",
	"instance_id": "bare-ground-1",
	"mask_svg": "<svg viewBox=\"0 0 264 264\" xmlns=\"http://www.w3.org/2000/svg\"><path fill=\"white\" fill-rule=\"evenodd\" d=\"M2 1H5V2H6V0H2ZM2 1H1V3H2ZM22 1H23V0H22ZM22 1H21L20 4H19V2H18V4H19L20 6L16 3V4L19 6V7H18L19 11H20V7L23 8L22 11L24 10V8H26V9H27V12H26V13H25V10H24V14H26V17H27V18H31V17H32V19H33V17L36 16L35 20H36V19H37V20L39 19V20H38V21H39L38 24H40V23H42V24H40V25H38V26H37L36 24H35L36 26H35V25H32V24H31L32 22H31V21H30L31 23L29 22L30 19H29L28 21H27V20H26V21H27L28 23H30L31 25L28 24L27 22H25L24 24H22L21 22L19 23L20 20L23 21V18H22V17H25L24 14H21L22 16H21L20 20H18V22H16V23H19L20 25L22 24V27H19V26L17 27L16 25H14L15 22H14V23H13V22L11 23L12 25L15 26V27L13 26L14 29L11 28V30H12V31H13V30H14V31L17 30L16 32H14V35H15L14 38L9 39V37H8L9 35L7 36V34H6L5 36L8 38V40H5L6 37H5V39H4V38L2 39V38L0 37V56H1V57L4 56V55H7V54L10 53V52L12 53L13 50L16 52L17 49H18V48H21V47L24 48V49H26V48L30 49V47L34 46V44H32V46H31V45H30V46H29V45L27 46V44H29V43H31V42L36 43L37 40H39V39H40V41L42 40L41 42H43L44 39L47 40V41H49L51 38H53V37L50 38L49 35H54V33H55V35H56L57 33H59V32H53L54 26H57V25H54L53 18L56 17V14H57V13L55 14L53 11H52V13H49V9L47 8V7H48L47 4H49L50 1L53 2V0H35V1L31 2V4H29V3L25 4L26 2L24 3V2H22ZM27 1H28V0H27ZM129 1H130V0H129ZM129 1L127 0L126 2H129ZM132 1H133V0L130 1L131 5H133ZM134 1H135V3L137 2L136 0H134ZM140 1H141V0H140ZM140 1H138V2L140 3V5H142V6L145 5L144 3H141V2H143V1H141V2H140ZM153 1H154V0H153ZM157 1H159V0H157ZM160 1H161V0H160ZM171 1H172V0H170V2H171ZM173 1H176V0H173ZM184 1H185V3L187 2V4L190 3V4H188V5H190L191 7H192L191 4H192V3H196V1H197V5H200V7H201V6L203 7V4L205 3V6L207 5V7H203V8L211 7V4L213 3V2L210 3V4H209L210 6H209V5H208L209 2L207 3V1H209V0H205L203 3L200 2L202 5L199 3V1H203V0H199V1H198V0H195L194 2H193V0H192V1H190V0H187V1L184 0ZM184 1H183L182 3H184ZM188 1H189V2H188ZM218 1L221 2V0H218ZM226 1H227V0H225V3H226ZM231 1H234V0H231ZM235 1L237 2V0H235ZM239 1H242V0H239ZM5 2H4V3H5ZM120 2H121V1H120ZM120 2H119V4H120ZM126 2H125V1L123 2V1H122L121 4H124V5L126 4V6L129 5V4L126 3ZM138 2H137V3H138ZM154 2H155V1H154ZM165 2H166V4H167L168 0H164L163 2H161L162 5H163V3H165ZM177 2H178V3H181V2H179V1H177ZM210 2H211V1H210ZM215 2H216V0H215ZM215 2H214V3H215ZM236 2H235V4H236ZM242 2H243V1H242ZM244 2H245V1H244ZM244 2H243V4H244ZM22 3H23V4H22ZM53 3H54V2H53ZM55 3H56V1H55ZM145 3H146V2H145ZM152 3H153V2H152ZM158 3H160V2H158ZM158 3H156V4H158ZM161 3H160V4H161ZM173 3H174V2H173ZM185 3H184V4H185ZM261 3H262V2H261ZM21 4H22V5H21ZM28 4H29V5H28ZM45 4H46V7L43 8V7L45 6ZM56 4H57V3H56ZM56 4H55L54 6H56ZM149 4H150V3H149ZM149 4H148V5H149ZM156 4H154V5H156ZM222 4H223V3H222ZM228 4H231V7H232L234 3H232V2H230V1L228 0V1H227V4H224V5L227 6ZM239 4H241V3H238V5H239ZM243 4H242V5H243ZM257 4H258V2H257ZM5 5H7V7L9 6V8L11 7V9L14 7V5H13V3H12L11 1H7ZM24 5H27V7H23ZM134 5H135V4H134ZM148 5H147V7H150V6H148ZM151 5H152V4H151ZM158 5H159V4H158ZM174 5H177V3H176V4L174 3ZM174 5H173V7H174ZM180 5H182V4H180ZM188 5L181 6V9H182L183 7H185V6H186L188 9L191 8V7L188 6ZM194 5H195V4H194ZM194 5H193V7H194ZM224 5H223V6H224ZM238 5H237V6H238ZM252 5H254V4H252ZM261 5L263 6V4H261ZM120 6H122V5H120ZM135 6H137V8H136ZM135 6H134V7H135L134 10H132V9L130 8L131 11L135 12V11H137L138 8H141V6L138 7V4L135 5ZM160 6H161V5H160ZM166 6H167V5L162 6V7H166ZM177 6H178V5H177ZM177 6H176V7H177ZM212 6H213V5H212ZM214 6H215V7H217V6H220V7H221V5H219L218 2H217V6H216V5H214ZM237 6H236V7H237ZM0 7H1V5H0ZM134 7H133V8H134ZM147 7H144V6H143V9H145V8H147ZM155 7H156V6H155ZM196 7H197V6L195 5V8H193L195 11L191 8L193 12L191 11V9H189L190 11H188L187 8H185V9H186L185 11L179 10V7H178V11H176V10H175V11L178 12V13H179V11H181V12H180V15H181L182 12H183V13L185 12V13H184L185 15L182 13L181 16L184 15L186 18H187V16H189V14H190L189 17H191V16L194 17L193 15H195L196 10H197L198 14L201 13L202 10H204V9H202V7L200 8V7L198 6L197 8H198L199 10H198ZM228 7H229V6H228ZM238 7L241 8L240 5H239ZM244 7H245V6H242L243 10L245 9ZM5 8H6V7H5ZM167 8H170V7L168 6ZM218 8H219V7H218ZM233 8H234V7H233ZM261 8H262V7H261ZM7 9H8V8H7ZM18 9L16 8L17 12H19ZM42 9H43V12H44V13L42 12ZM52 9H53L54 11L57 10V9L54 8V7H52ZM106 9H108V8H106ZM128 9H129V8H128ZM130 9H129V10H130ZM147 9H148V8H147ZM149 9H150V8H149ZM159 9H160V8H159ZM159 9H158V10H159ZM162 9H163V8H162ZM171 9H172V10H171ZM221 9H222V7H221ZM223 9H224V8H223ZM225 9H227V8H225ZM225 9H224V10H225ZM250 9H251V8H250ZM253 9H254V8H253ZM258 9H260V7H259ZM263 9H264V6H263ZM1 10H2V9H1ZM5 10H6V9H5ZM13 10H14V8H13ZM16 10H15V11H16ZM138 10H139V9H138ZM151 10H152V9H151ZM170 10H171V12H172L174 9H173V8H170ZM205 10H206V9H205ZM210 10H211V9H210ZM212 10L214 11L215 9H212ZM212 10H211V11L208 10V11H206L205 13H207V12L212 13ZM224 10H222V11H224ZM234 10H235V9H234ZM234 10L232 11V13L234 12ZM238 10H239V9H238ZM245 10H246V9H245ZM6 11H8V10H6ZM6 11H5V12H6ZM22 11H21V12H22ZM46 11H47V12H46ZM120 11H121V10H120ZM140 11H141V9H140ZM140 11H138V13H139ZM148 11H149V10H148ZM155 11H157V10L155 9ZM159 11H160V10H159ZM167 11H169V10H167ZM175 11H174V12H175ZM187 11H188V12H187ZM199 11H200V12H199ZM217 11H218V10H217ZM226 11H227L228 13H230V12H229L230 10H226ZM241 11H242V9H241ZM251 11H252V10H251ZM259 11H260V10H259ZM263 11H264V10H263ZM263 11H261V12H263ZM8 12H10V13H8ZM8 12H7V15H11V14H12V13H11L12 11H11L10 9H9ZM40 12H42V13H40ZM50 12H51V11H50ZM107 12H109L108 14L111 15V13H110L111 11H108V10H107ZM143 12H144V11H143ZM160 12H162V11H160ZM163 12H164V14H165V11H164V10H163ZM169 12H170V11H169ZM171 12H170V15H171ZM186 12L189 13V14L186 15ZM190 12H192L193 15H192ZM197 12H196V14H197ZM218 12H219V11H218ZM220 12H221V11H220ZM224 12H225V11H224ZM235 12H237V11H235ZM242 12H243V11H242ZM248 12H249V11H248ZM254 12H255V11H254ZM135 13H136V12H135ZM141 13H142V11H141ZM147 13H149V12H147ZM147 13H146V14H147ZM209 13H207V16L205 15L204 18H205V17H208V18H209V16L211 15V14H210V15L208 16ZM214 13H217V12L214 11ZM222 13H223V12H222ZM228 13H227V14H228ZM237 13H238V14H242V13H240L239 11H238ZM246 13H247V12H246ZM249 13H250V12H249ZM251 13H252V12H251ZM259 13H260V12H259ZM259 13L257 12V16H259V15H258ZM19 14H20V13H18V15H19ZM27 14H28V15L30 14V15L27 16ZM38 14H39V15H40V14L43 15V16H42V18L44 17L43 20H42V18L40 17L41 15L39 16ZM51 14L53 15V18H52V15H51ZM101 14H103V13H101ZM173 14H174V13H173ZM225 14H226V13H225ZM234 14H235V13H234ZM234 14H232V16H234ZM244 14H245V13H244ZM54 15H55V16H54ZM104 15H106V14H104ZM124 15H125V14H124ZM131 15H132V14H131ZM136 15H137V16L139 15L140 17L143 16V15H141V14H136ZM150 15H151V14H150ZM153 15H154V14H153ZM156 15H159V14H156ZM156 15H155V16H156ZM162 15H163V13H162ZM175 15H176V16H175ZM175 15H174L175 17L178 16L177 14H175ZM203 15H204V13H202V16H203ZM221 15H222V14H221ZM230 15H231V14H230ZM230 15H229V16L226 15V17H225V15H222V17L224 16L225 18H227V17H229V18L231 17V18H232V16H230ZM235 15H236V14H235ZM245 15H247V14H245ZM261 15H262V14H261ZM37 16H39V18H37ZM108 16H109V15H108ZM126 16H127V14H126ZM132 16L134 17V15H132ZM137 16L135 17V19H137ZM139 16H138V17H139ZM144 16H145V14H144ZM148 16H149V14H148ZM155 16H153V17H155ZM167 16H168V15H167ZM181 16H179V19H181ZM198 16H199V15H198ZM213 16H214V15H213ZM236 16L238 17L239 15H236ZM236 16H235V17H236ZM242 16H243V14H242ZM242 16H241V18H244V17H245V16H244V17H242ZM251 16H252V15H251ZM254 16H256V15H254ZM257 16H256V17H257ZM129 17H130V16H129ZM129 17H128V18H129ZM140 17H139V18H140ZM151 17H152V16H151ZM169 17H170V16H169ZM189 17H188V20L190 19ZM195 17H196V16H195ZM195 17H194V19L191 18V19H193V22H195L194 20H197ZM200 17H201V14H200ZM216 17H218V16H216ZM222 17L220 16V17H218V18H221V19L224 20V18H222ZM235 17H233V18H234V19H240V18H235ZM256 17H255V18H256ZM261 17H263V15H262ZM27 18H26V19H27ZM40 18H41V19H40ZM56 18H57V17H56ZM60 18H61V17H59V19H60ZM139 18H138V19H139ZM142 18L144 19V17H142ZM142 18H140V19H141V22H143V23H147L146 19L148 20V18L146 17L145 21H143ZM160 18H161V17H160ZM170 18H171V17H170ZM177 18H178V17H177ZM202 18H203V17H201V19H202ZM212 18H215V16L212 17ZM231 18H230V19H231ZM233 18H232V19H233ZM249 18H250V17H249ZM249 18H248V19H249ZM13 19H14V18H13ZM18 19H19V18H18ZM32 19H31V20H32ZM124 19H125V18H124ZM129 19H130V18H129ZM129 19H128V20H129ZM131 19H132V18H131ZM138 19H137V20H138ZM149 19H150V18H149ZM151 19H152V18H151ZM163 19H164V16H163V18H162L161 21H163ZM168 19H169V18H167V20H166V19H164V20H166V22H167ZM173 19H174V18H173ZM175 19H176V18H175ZM175 19H174V22L172 21L173 24L175 23ZM191 19H190V21H191ZM216 19H217V18H215V20H213V24H212V26L214 25V21H216ZM252 19H253V17H252ZM7 20H8L9 22H7ZM33 20H34V19H33ZM41 20H42V21H41ZM76 20H77V19H76ZM125 20H126V19H125ZM125 20L123 21V23H122L121 26L119 27L120 30L117 29V30L112 34V35L115 37V39L117 38L116 36H118L119 33H120V31L122 30L121 27H122V25L124 24ZM137 20H136V21H137ZM153 20H154V19H153ZM176 20H177V19H176ZM182 20H183V17H182ZM182 20H181V21H182ZM185 20H186V19H184L183 22H181L182 25H183V23H184ZM205 20L207 21L206 18H205ZM209 20H210V21H209ZM209 20L207 21L208 23H207L206 21H204V23L206 22V23H207L206 25L210 24V22H212V20H211V18H209ZM225 20H227V19H225ZM244 20H246V18L242 20L243 23H246V21H244ZM249 20H250V19H249ZM254 20H255V19H254ZM254 20H253V22H254ZM15 21H16V20H15ZM24 21H25V20H24ZM24 21H23V22H24ZM55 21H56V20H55ZM131 21L135 22L134 20H131ZM156 21H157V18H156ZM158 21H159V19H158ZM199 21H201V20H199ZM199 21L197 20V22H199ZM221 21H222V20H221ZM228 21H229V19H228L227 21H224V22H227V23H231V22H232V20H230L231 22H230V21L228 22ZM240 21H241V20H240ZM255 21H256V20H255ZM35 22H37V21H35ZM61 22H64V21H61ZM61 22H60V23H61ZM82 22H83V21H82ZM128 22H129V21H128ZM133 22H132V23H133ZM138 22H140V21H137V23H138ZM148 22H149V25H150V23H152V22H150V21H148ZM172 22H171V23H172ZM176 22H177V21H176ZM191 22H192V21H191ZM191 22H190V23H191ZM218 22H219V21H218ZM9 23H10V19H8L7 16H5V15H1V16H0V34L4 33L3 31H4V29L7 27V25H8ZM60 23H59V24H60ZM109 23H110V22H109ZM135 23H136V22H135ZM135 23H133V24H135ZM137 23H136V24H137ZM154 23H155V22H154ZM156 23H157V22H156ZM162 23H163V22H162ZM169 23H170V21H169ZM169 23L167 22V24H169ZM177 23L180 24L179 21H178ZM185 23H186V22H185ZM201 23L204 24L203 22H201ZM201 23H200V25H202ZM220 23L222 24L223 21L220 22ZM19 24H18V25H19ZM26 24H27V25H26ZM33 24H34V22H33ZM55 24H56V23H55ZM74 24H75V23H74ZM101 24H102V23H101ZM130 24H131V23H130ZM138 24H139V23H138ZM167 24H165V25H167ZM173 24H172V25H173ZM192 24H193V25H192ZM192 24H191V25L189 24V25H190V28H189V29L193 31V30H195L194 27H196V26H195L194 23H192ZM216 24H217V23H216ZM250 24H252V23H250ZM250 24H249V26H250ZM254 24H255V23H254ZM254 24H253V26H255ZM24 25H26V26H24ZM62 25L64 26V23H63ZM103 25H104V24H103ZM144 25H145V24H144ZM146 25H147V26H145V30H144V29H141L142 26H143V24H142V26H140L141 28L139 27L141 31L144 30V32H143V31H142V32L145 33V34L147 33V32H145L146 30L149 32L148 27H150V26L148 25V23H147ZM152 25H153V24H152ZM156 25H157V24H156ZM156 25H155V26H156ZM161 25H162V24H161ZM161 25H160V26H161ZM172 25H171V26H172ZM176 25H177L176 23L173 25L174 28H175ZM180 25H181V24H180ZM189 25H186V26L183 25L184 27H183V26H180V27H182V29L179 28L180 32L183 31V28L185 29V28L189 27ZM200 25H199L198 27H200ZM210 25H211V24H210ZM210 25H209V27H211ZM218 25H219V26H222V25H220L219 23H218ZM227 25H228V28H227V29H229V31H230V28H231V27L229 28L230 25H229V24H227ZM241 25H242V23H241ZM247 25H248V24H247ZM263 25H264V24H263ZM23 26H24V27H23ZM67 26H68V25H67ZM79 26H81V25H79ZM88 26H89V25H88ZM111 26H112V25H111ZM129 26H130V25L128 24V26H126V27H127L126 29L130 28ZM132 26H133V25H132ZM132 26H131V28H132ZM137 26H138V25H137ZM137 26H136V27H137ZM157 26H158V25H157ZM169 26H170V24H169ZM191 26H192V28H191ZM204 26H205V24H204ZM204 26H203V27H204ZM243 26H244V25H243ZM243 26H242V27H243ZM256 26H257V25H256ZM58 27H59V28L62 27L61 24H60ZM64 27H66V26H64ZM64 27H63V28H64ZM124 27H125V26H124ZM136 27H135V29H136ZM152 27H154V26H152ZM158 27H159V26H158ZM161 27H162V26H161ZM165 27H166V26H165ZM165 27H162V28H165ZM198 27H196V28H198ZM207 27H208V26H207ZM207 27H205L204 29H206ZM209 27H208V28H209ZM215 27H216V26H215ZM222 27H223V26H222ZM232 27H233V26H232ZM235 27H236V26H235ZM240 27H241V26H240ZM16 28H17V29H16ZM155 28H156V27H155ZM162 28H161V29H162ZM168 28H170V27H167L166 32L168 33V35H169L170 33L172 34V32H168ZM176 28H178V27H176ZM193 28H194V29H193ZM200 28H201V27H200ZM212 28H213V27H212ZM212 28H211V29H212ZM223 28H224V27H223ZM223 28H222V29H219V30H221V32L219 31L220 33H223L222 31L225 30V29H223ZM225 28H226V27H225ZM237 28H238V27H237ZM248 28H249V27H248ZM55 29L58 30V28H56V27H55ZM61 29H62V28H60V30H61ZM68 29H69V27H68ZM89 29H90V28H89ZM153 29H154V28H153ZM156 29H157V28H156ZM158 29H159V28H158ZM161 29H160V30H161ZM171 29H172V27H171L169 30L171 31ZM189 29L187 28L186 30L189 31ZM201 29H202V28H201ZM209 29H210V28H209ZM211 29H210V30H211ZM227 29H226V30H227ZM234 29H235V28H234ZM260 29H262V26H261ZM60 30H58V31H60ZM65 30H67V28H65ZM90 30H92V29H90ZM123 30H124V29H123ZM123 30H122V32H121L120 34H122V33L124 32ZM160 30H159V31H160ZM172 30H173V29H172ZM186 30H184L183 32L188 33V32H186ZM196 30H197V29H196ZM199 30H200V29L198 28V31H199ZM206 30H207V29H206ZM206 30H205V32L208 31V30H207V31H206ZM212 30H213V29H212ZM212 30H211V31H212ZM226 30H225V31H226ZM235 30H236V29H235ZM249 30H250V29H249ZM251 30H255V29L253 28V29H251ZM12 31H10V32H12ZM54 31H55V30H54ZM62 31H63V30H62ZM87 31H88V29H87ZM93 31H94V30H93ZM101 31H102V33H103V30H101ZM105 31H106V30H105ZM105 31H104V32H105ZM108 31H109V30H108ZM117 31L119 32L118 34H117ZM125 31H126V30H125ZM127 31H128V30H127ZM156 31H157V30H156ZM173 31H174V32H173V33H174L173 35H175V30H173ZM192 31H191V32H192ZM211 31H210V32H211ZM239 31H241V30H239ZM239 31H238V32H239ZM242 31H243V30H242ZM246 31H247V30H246ZM246 31H244V32H240V34H243V37H244V35H245V36L247 35V37L242 38V39H245V40H242V39H241V40H237V41H239V42H240V41H246V44H247V42L250 40V38H251L253 35H255V34L257 35V34L259 33L258 31L256 32V30H255L254 32H253V31H252V32L250 31V33H251V37L249 36V38H248V34H249V33L247 32L248 34H245ZM260 31H261V30H260ZM7 32H8V30H7ZM10 32H8V33L10 34ZM52 32H53V34H51ZM60 32H61V31H60ZM63 32L67 33L68 31H67V32H66V31H63ZM63 32H62V34H63ZM69 32H70V31H69ZM95 32L97 33V31H95ZM150 32H151V31H150ZM153 32H154V31H153ZM164 32H165V31H164ZM166 32H165V33H166ZM176 32H177V31H176ZM180 32L178 31V33H180ZM183 32H182L181 35L179 36V37H181V39H182V37H183V41L180 39V40H178V42H181V41L184 42V41H185V39H186V38L184 37V34H185V33L183 34ZM205 32L203 33V31H202V34H205ZM214 32L217 33L216 31H214ZM214 32H213V35H214ZM227 32H228V31H227ZM230 32H231V31H230ZM232 32H233V28H232ZM72 33H73V32H72ZM72 33H71V34H72ZM100 33H101V32H100ZM129 33H131V32H129ZM129 33H128V35H130ZM155 33H157V32H155ZM160 33H161V32H160ZM193 33H195V32H193ZM196 33H197V32H196ZM198 33H199V32H198ZM220 33H219V34H220ZM254 33H255V34H254ZM261 33H262V32H261ZM263 33H264V32H263ZM62 34H61V35H62ZM67 34H68V33H67ZM105 34H107V32H106ZM141 34H142V33H141ZM141 34H138V35L141 36ZM145 34H144V35L142 34V36L145 37V36L147 35V34H146V35H145ZM182 34H183V35H182ZM190 34H191V33H190ZM206 34H207V33H206ZM206 34H205V35H206ZM217 34H218V33H217ZM224 34H225V33H224ZM235 34H236V32L234 33V36H237V34H236V35H235ZM11 35H12V34H11ZM55 35H54V38L56 37ZM63 35H64V34H63ZM74 35H75V34H74ZM76 35H77V34H76ZM125 35H127V33H124V36H125ZM128 35H127V38H128ZM134 35H135V33H134ZM136 35H137V34H136ZM138 35H137V36H138ZM154 35H155V34H154ZM157 35H158V33H157ZM157 35H155V38L157 37ZM160 35H161V34H160ZM168 35H167V37H168ZM173 35H171V37H172ZM176 35H177V33H176ZM188 35H189V34H188ZM208 35H209V34H208ZM208 35H207V36H208ZM210 35H211V34H210ZM259 35H261V34H259ZM259 35H258V36H254V38L257 37L256 40L259 39V38L261 39V36H263V35H261V36H259ZM48 36H49V37H48ZM113 36H111V37H112V41L110 40L111 37H109V38H110L109 41H108L109 43H108V42H107V43L105 42V44H106L107 46H108L109 44L111 45V46H108V48H109V49H108V50H109L108 52L105 50V51L107 52V53H105V54H107V55H105V56H110L109 52H110V53L112 52L111 55H113L112 57H114V58L112 59L111 57H110V58H109V57H108V58H107V57H104V58H107L106 61L108 60L109 63H108V62H107V63L104 62L105 59H104V61L101 60V61H100L101 63H100V67H99V72H100V68H102V72H104V74H105V71H103V68H104V67H101V66H106V71H107V73H108L107 68H111V69H113L112 66L114 67L115 65H116V66H117V65L119 66V67H117V68H120V66H121V68H122V65H121V64H123V68H124L123 70H125V68H126V64H127V68H126L127 70L123 71V72H125V73H123V74H125V75H128V74H129V76H130L131 73H132L131 70H133L134 68H136L135 64L138 63V62H134L135 64H134V65H133V64L131 65V63H133V61H132L133 58H132L131 61L129 60V59H131V58H129V57H130V54H129V53L132 52V55H133V53L136 51V50H135V49H136V46H135V49H134V47H133L134 45H133V44H134V43H135V44L140 43V42H137V40H139L140 37L138 36V37H137V40H136V37H135V39H134V38L132 37V35H130V36H131L134 40H136V41H134L132 38H129V40H130V39L132 40V41H130V42L128 41L129 43H131V42L134 41L133 44H132V43L129 44V43L126 41L127 38H123V39H125V40H123V39H122V40H121V39L118 40V38H117V39H116L117 42L115 43V39L113 38ZM124 36L122 35V37H124ZM142 36H141V37H142ZM147 36H148V37H147ZM147 36H146L145 38H146V39H147V38L150 39V37H151L152 35H150V33H149ZM185 36L187 37V35H185ZM189 36H190V35H189ZM189 36H188V39H189ZM192 36H193V35H192ZM194 36H195V35H194ZM197 36L199 37V35H196V37H197ZM207 36H206V37H207ZM214 36H217V35L215 34ZM223 36H224V35H223ZM225 36H227V34H226ZM232 36H233V35H232ZM240 36H241V35H240ZM44 37H46V38H44ZM47 37H48V39H47ZM62 37H63V36H62ZM67 37H68V36H67ZM70 37H71V35H70ZM78 37H79V36H78ZM103 37H104V36H102V38H103ZM159 37H160V39H161V36H159ZM171 37H170V35H169V38H171ZM198 37H197V38H198ZM200 37H201V35H200ZM217 37H218V36H217ZM219 37L222 38L221 35H220ZM238 37H239V36H238ZM258 37H259V38H258ZM263 37H264V36H263ZM41 38H42V39H41ZM49 38H50V39H49ZM57 38H58V37H56L55 39H51L50 42H52V40L55 41ZM63 38H64V37H63ZM100 38H101V37H100ZM105 38H108V34H107V37H105ZM105 38H104V40H108V39H105ZM120 38H121V37H120ZM142 38H143V37H142ZM152 38H153V36H152ZM190 38H191V36H190ZM227 38H228V37H227ZM229 38H230V37H229ZM229 38H228V39H229ZM232 38H233V37H232ZM232 38H230V39H232ZM234 38H235V37H234ZM246 38H248V41L246 40ZM69 39H70V38H69ZM71 39H74V38H71ZM77 39H78V38H77ZM87 39H89V38H87ZM90 39H91V38H90ZM90 39H89V40H90ZM140 39H141V38H140ZM149 39H148V40H143V41H145V43H146L147 41H149ZM167 39H168V38H167ZM173 39H175V38H173ZM177 39H179L178 36H177L176 39L173 40V41H176ZM195 39H196V38H195ZM202 39H204V38H202ZM207 39H208V37H207ZM212 39H214V37H213ZM212 39H211V37L208 39V40H209V43L211 44L210 46H211L212 48L209 49V45H206V46H208L207 48H206V46H205L206 50H209V51L212 50V51H214L213 49H214L215 47H217V46L214 47V46L212 45V43H211V42H212ZM218 39H219V38H218ZM236 39H239V38H236ZM262 39H263V38H262ZM1 40H2V42H1ZM64 40H65V39H63L62 41L64 42ZM66 40H67V38H66ZM82 40H83V39L81 38V41H82ZM100 40H101V39H100ZM152 40H153V39H152ZM158 40H159V39L157 38V41H158ZM163 40H164V39H163ZM171 40H172V39H171ZM171 40H170V41H171ZM190 40H191V39H190ZM205 40H206V39H205ZM208 40H207V41H208ZM214 40H216V39H214ZM225 40H227V39H225ZM233 40H234V42H236L235 39H232V41H233ZM256 40H255V41H256ZM34 41H35V42H34ZM47 41H46V42L44 41V43H45V44H50V42L48 43ZM62 41H61V42H62ZM96 41H97V40H96ZM119 41H120V42H119ZM123 41H125V42H123ZM150 41H151V39H150ZM150 41H149V42H150ZM160 41H161V40H160ZM166 41H167V40H166ZM186 41H188V40L186 39ZM198 41H200V40L198 39ZM201 41H202V40H201ZM203 41H204V40H203ZM222 41H224V37L222 38ZM227 41L230 42L229 40H227ZM227 41H226V43H227ZM251 41H252V40H251ZM251 41L248 42V43H249L248 45H249V46L251 45L250 48H252V47H253V49L256 48V47H255V46H256L255 43H252V44H251V43H250ZM255 41L253 40V42H255ZM56 42H58V39H57ZM71 42H73V41H71ZM74 42H75V41H74ZM76 42H77V41H76ZM85 42H87V41H85ZM102 42L104 43V41H102ZM112 42H113L114 46L112 45ZM149 42H148V43H149ZM168 42H169V40H168ZM176 42H177V41H176ZM178 42H177V43H178ZM190 42H191V41H190ZM196 42H197V40H196ZM204 42H206V41H204ZM213 42H214V41H213ZM218 42H221V41L219 40ZM257 42H258V40H257ZM259 42H260V41H259ZM261 42H262V41H261ZM261 42L258 43V44L261 45ZM263 42H264V41H263ZM37 43H38V42H37ZM37 43H36V44H37ZM64 43H67V41H65ZM64 43H63V44H64ZM68 43H69V42H68ZM78 43H79V42H78ZM87 43H89V42H87ZM123 43L126 44V46H128V45H130V46L133 45V46H132L133 48H131V47L129 46V47L131 48V50H132V49H133V50H132L131 52L128 50L129 53H128L126 56H125V53H127L126 50H127L128 48L126 49V47H124L125 45H124ZM145 43H144V49H145V52L143 51L144 49L142 50V48L137 47V48H139L141 51H143V53L141 52L142 55H143L144 53H147L146 51H149V50H150V49H149L150 46L153 45V43H152V45H148L149 48L147 47V49H149V50H146V48H145ZM177 43H176V45H177ZM193 43H194V42H193ZM197 43H198V42H197ZM226 43H225V45H226ZM237 43H238V42H237ZM240 43H241V42H240ZM240 43H239V45L241 46L242 44H240ZM242 43H243V42H242ZM244 43H245V42H244ZM244 43H243V44H244ZM36 44H35V45H36ZM40 44H41V43H40ZM90 44H91V43H90ZM93 44L95 45V43H93ZM101 44H102V43H101ZM116 44H117V45H116ZM120 44H123L124 46H123V45H120ZM170 44H173V43H170ZM170 44H169V45H170ZM179 44H180V43H179ZM182 44H184V46H185V45L187 46V44H190V43H188V42L181 43V46H179V48L182 47L181 49L184 50V49L186 48V46H185V48H184V47L182 46ZM199 44H200V43H199ZM205 44H206V43H205ZM216 44H217V43H216ZM218 44H220V43H218ZM221 44H222V43H221ZM227 44H228V43H227ZM230 44H234V43H230ZM50 45H52V43H51ZM56 45H57V44H56ZM58 45L60 46V44H58ZM103 45H104V44H103ZM106 45H105V46H106ZM146 45H147V44H146ZM154 45H156V44H154ZM167 45H168V44H167ZM174 45H175V43H174ZM190 45L193 46V45H192V42H191ZM196 45H197V44H196ZM202 45H203V43L201 44V46H202ZM214 45H215V44H214ZM254 45H255V46H254ZM262 45H263V44H262ZM38 46H39V45H38ZM47 46H48V45H47ZM47 46H46V47H47ZM61 46H63V45L61 44ZM65 46H66V45H65ZM82 46H83V43H82ZM86 46H87V44H86ZM91 46H92V45H91ZM100 46H101V45H100ZM137 46H138V44H137ZM139 46H140V44H139ZM156 46H157V45H156ZM159 46H160V44H159ZM172 46H173V45H172ZM172 46L170 45L169 48L171 49ZM188 46H189V45H188ZM188 46H187V47H188ZM194 46H195V44H194ZM203 46H204V45H203ZM219 46L222 47V45H219ZM223 46H224V45H223ZM228 46H229V45H228ZM249 46H245V48H246V47L249 48ZM263 46H264V45H263ZM39 47H40V46H39ZM48 47H50V46H48ZM70 47H71V46H70ZM77 47H78V46H77ZM119 47H120V48H119ZM123 47H124V48H123ZM175 47H176V46H175ZM195 47H196V46H195ZM199 47H200V46H199ZM213 47H214V48H213ZM221 47L217 48V49H220L219 52H218L219 54L216 52V53H217L218 55H220V56H218V55L216 54L217 56H216V55H215V56H212L213 58L215 57V59H218L217 57H220V59H221V57H223V56H221V52H222V50L224 51V48H222V50H221ZM224 47H225V49L228 48V47L226 48V46H224ZM260 47H261V46H260ZM260 47H258V48H260ZM32 48H33V47H32ZM63 48H64V47H63ZM65 48H66V47H65ZM68 48H69V46H68ZM68 48H67V49H68ZM72 48H73V47H72ZM75 48H76V47H75ZM117 48H119V49H117ZM122 48L124 49V53H121V49H122ZM130 48H129V49H130ZM157 48H158V47H157ZM161 48H162V47H161ZM167 48H168V47H167ZM167 48H166V49H167ZM176 48H178V47H176ZM179 48H178V49H179ZM188 48H191V47H188ZM236 48H237V47H236ZM236 48H235V49H236ZM243 48H244V47H243ZM24 49H22V50L19 49V50H20V52H21V51H22V52H25ZM34 49H35V48H34ZM45 49H46V48H45ZM81 49H83V48H81ZM84 49H85V48H84ZM111 49H112V50H111ZM153 49H155V48H153ZM164 49H165V48H164ZM164 49H163V50H164ZM170 49H168V50H170ZM178 49H177V51H179ZM181 49H180V50H181ZM195 49H197V48H195ZM195 49H194V51L196 52ZM201 49H203V47L200 48V49H197L198 52H199V51H202ZM217 49H216V51H217ZM241 49H242V48H241ZM263 49H264V48H263ZM19 50L17 51V53L19 52ZM31 50H32V49H31ZM37 50H38V49H37ZM51 50H52V49H51ZM78 50H79V49H78ZM110 50H111V51H110ZM116 50H117V52H116ZM134 50H135V51H134ZM158 50H160V52L162 53V51H161L162 49H158ZM168 50H164V52L167 51V52H165V54H167V53L169 52ZM171 50H172V49H171ZM191 50H193V49H191ZM191 50H189V52H190ZM204 50H205V49H204ZM204 50H203V51H204ZM206 50H205V51H206ZM231 50H232V49H231ZM233 50H234V49H233ZM244 50H245V49H244ZM244 50H241V51L243 52ZM246 50L248 51V50H250V49H246ZM251 50H252V49H251ZM254 50H256V49H254ZM254 50H252V51H254ZM259 50H261V49H259ZM14 51H13V52H14ZM39 51H40V50H39ZM39 51H36V53H39ZM46 51H48V50H46ZM56 51H57V50H56ZM68 51H69V50H68ZM73 51H74V50H73ZM114 51H115V52H114ZM137 51H138V49H137ZM173 51H175L174 47H173ZM173 51H172V53H173ZM184 51L187 52V49L184 50ZM194 51H193V53H194ZM209 51H207V53H208ZM220 51H221V52H220ZM237 51H238V52H237ZM241 51L239 50V48H237V49H236V54H239V52H241ZM252 51H248V52H252ZM256 51H257V50H256ZM15 52H14V53H15ZM22 52H21V53H22ZM48 52H49V51H48ZM52 52H53V51H52ZM113 52H114V53H113ZM118 52H119V53H118ZM122 52H123V51H122ZM139 52H140V51H139ZM164 52H163V53H164ZM170 52H171V51H170ZM170 52H169V53H170ZM186 52H185V54H186ZM191 52H192V51H191ZM191 52H190V53H191ZM210 52H211V51H210ZM248 52H247V53H248ZM254 52H255V51H254ZM261 52H262V51H261ZM11 53H10V54H11ZM17 53H15V54H17ZM25 53L29 54V53H31V52H30V51L27 52V50H26ZM36 53H34V52L32 51V54H33L34 56H35V55H39V56H40V54L43 53V52L40 51L39 54H36ZM45 53H47V52H45ZM49 53H51V51H50ZM75 53H77V52H75ZM78 53H79V52H78ZM78 53H77V54H78ZM115 53H117L118 55L116 56ZM135 53H136V52H135ZM137 53H138V52H137ZM161 53H160V54H161ZM176 53H177V52H176ZM176 53H174V54L177 55ZM183 53H184V52L182 51L181 54H183ZM187 53H188V52H187ZM199 53H200V52H199ZM207 53L202 54V52H201L200 55H201V54H202V55H201V56L199 55V56H200V57H203V55H206ZM211 53H212V52H211ZM225 53H228V52H225ZM225 53H224V54H225ZM230 53H231V52H230ZM230 53H229V54H230ZM244 53H246V52L244 51ZM256 53H257V52H255V54H256ZM18 54H19V53H18ZM27 54H26V55H27ZM32 54H30V55L28 56L29 58L27 57L26 60H25V59H22L21 57H19V60H16V59L14 58V59H15V60L13 59L14 66H10L11 63L9 64V66H7V65H8L7 63L10 62V61L7 62V60H5V62H7V63H6V66L3 67V71H2V72H5L4 75L1 76L3 73L0 72V74H1V75H0V92L4 89L5 86H10V87H11V86H13V84H14V86L16 85V88H15L16 90L19 89V91H20L21 88H19V87H21V85H22V88H23L22 90H23V91H24V90L27 91L28 89H27V88L25 89V87H27L26 85H29L28 83H31V82L29 81L28 78L31 77V75H32V77H33V74H31V75L29 74V73H30V72H29V69H30V71H31V69L34 70V73L37 74V75H36V79H37V80L40 78V77L38 78L39 75H41V78H42V76H43L44 73H41V74L38 75L37 72H39V71H40V72H41V71H44L45 68H46L45 71H47V69H49V67L47 68V66H48V65H51L50 63H52V62H49V60H47L49 63L46 62V64L48 63V65L46 66V64L44 63V61H43V62H39L40 59L37 60L39 64H41V63H42V65L45 64V66H44L45 68H43V66H41V65H40V66H38V64L36 65L37 62H35L37 58H41V57H43V56H41V57H36V59L34 60V56H33ZM47 54H48V53H47ZM71 54H72V53H71ZM79 54H80V56H81V53H79ZM138 54H139V53H138ZM138 54H135V55H137V58H136V56L134 57V58H136V61H137V59H140V58H141V57L138 58ZM141 54H139V55L142 56ZM147 54H148V53H147ZM147 54H146V57L149 55V54H148V55H147ZM151 54H152V53H151ZM158 54H159V53H158ZM160 54H159V55H160ZM185 54H184V55H185ZM188 54H189V53H188ZM188 54L184 56V57L187 58V59L184 58V59L186 60V62H187V61H188V62L190 61V60H189V55H188ZM195 54H196V53H195ZM195 54H193V55H195ZM229 54H228V55H229ZM234 54H235V50H234L233 56H234ZM236 54H235V55H236ZM249 54H250V53L245 54V55L243 54V56H242V55H240V56L238 55L239 58H241V57H243V59L248 58V59H247L248 61H245V63H244L243 60L239 59L238 56H234V57L237 58V60L239 59L240 62H238L239 60H238V61H235V63L237 62L236 64H235L234 62H232L233 65L235 64V65L237 66L238 64H241V63H242V64L240 65L241 67H242V65H243V67L247 66L246 63L248 64V62L250 61L249 59H252V58H250V57H251V54H250V55H249ZM262 54H264V52H263ZM42 55H43V54H42ZM48 55H49V54H48ZM66 55H67V53H66ZM123 55L125 56L124 58L122 57ZM152 55H154V54H152ZM169 55H170V54H169ZM172 55H173V54H172ZM193 55L191 54L190 56L193 57L194 60H195V57H194ZM212 55H213V54H212ZM230 55H232V54H230ZM246 55H249L250 57H248V56L246 57ZM256 55H257V54H256ZM44 56H45V54H44ZM46 56H47V55H46ZM46 56H45V57H46ZM76 56H77V55H76ZM115 56H116L118 59H119V58H120V59H119V60H118V59L116 60ZM128 56H129V57H128ZM154 56H155V55H154ZM178 56H179V55H178ZM206 56H207V55H206ZM225 56H227V54H226ZM233 56H232V57H233ZM244 56H245L246 58H245ZM263 56H264V55H263ZM13 57H14V56H13ZM16 57H17V55H16ZM31 57L33 58L32 60H31ZM99 57H100V56H99ZM101 57H102V56H101ZM131 57H133V56H131ZM143 57L145 58V61H146V59H147V60H150L149 62H151V60H152V59H150V56H148V57L146 58V57H145V54L142 56V58H143ZM156 57H157V56H156ZM159 57H160V56H158V58H159ZM166 57H167V56H166ZM169 57H170V56H168V58H169ZM173 57H174V55H173ZM200 57H199V58H200ZM207 57H208V59H209V55H208ZM260 57H261V56H260ZM7 58H9V57L7 56ZM46 58H48V57H46ZM46 58H45V59H46ZM51 58H52V57H51ZM51 58H50V59H51ZM128 58H129V59H128ZM142 58H141V59H142ZM153 58H154V57H153ZM158 58H154V59H158ZM160 58H161V60H162L163 57H160ZM160 58H159V60H160ZM164 58H165V55H164ZM164 58H163V59H164ZM168 58H167V60H166V61H167V65H169V63H170V62H168V61H169ZM171 58H172V56H171ZM176 58H178V57L176 56ZM176 58H175V59H176ZM197 58H198V57H197ZM197 58H196V59H197ZM204 58H205V57H204ZM227 58H228V60H231V59H232V61L236 59V58L233 59V58H231V57H230V58L227 57ZM227 58H226V59H227ZM10 59H11V58H10ZM17 59H18V58H17ZM27 59H28V62L30 63V65H29V63H28V65L26 64V63H27V62H26ZM42 59L45 60L44 58H42ZM70 59H72V58H70ZM100 59H102V58H100ZM114 59L118 62V64H116L117 62H116ZM121 59L123 60V62L125 61L126 63L124 62V63H125V64H124V63L122 62ZM127 59H128V60H127ZM141 59H140V60H141ZM211 59H212V58H211ZM215 59H212L211 61H213V60H215ZM1 60H3V58H2ZM90 60H91V59H90ZM126 60H127L128 62H127ZM134 60H135V59H134ZM142 60H144V59H142ZM161 60H160V61H161ZM182 60H183V58H182ZM200 60H201V58H200ZM209 60H210V59H209ZM254 60H255V58H254ZM257 60H258V59H257ZM31 61H32V63H31ZM45 61H46V60H45ZM51 61H53V60H51ZM63 61H64V60H63ZM73 61H74V60H73ZM120 61H121V64H120ZM153 61H155V60H153ZM156 61H157V60H156ZM156 61H155V62H156ZM166 61H164L165 64H166ZM197 61H198V60L193 61V60L191 59V61L189 62L190 64L195 63L196 65H194V66H196V68H195V67L192 68V65H190V67L188 66V68H192L193 70L195 69L196 72H194L195 70L193 71V70H191V69H186L188 63H187V65H185L186 67H185V66H183V67H185L186 71H187V70H191V71L193 72L194 75H195V74L197 75V73H198V77H199V79H200L202 76H203V78L205 79L206 74H207V73H205V72H206V71L208 72V70H206L207 68H204V66H203L204 64H202L203 67L201 66V62H198V63H200V66H201V67H198L199 64L196 63ZM215 61H216L217 63L214 62V61H213L212 63H213V64H214V63H215V64H218V62H220V61L222 62V60H220V61L215 60ZM259 61H260V60H259ZM15 62H16V63H15ZM34 62H35V64H34ZM111 62H112V63H111ZM129 62H131V63H129ZM139 62H141V63H140L141 66H140V69H137V68H136L137 71H139V70L143 71V69L145 70L146 68H149V67H146L147 64H145L144 62H143V63H142V61H139ZM149 62H148V64H149L150 67H152V65H154V66L156 65V63L150 65L152 62H151V63H149ZM158 62H159V61H158ZM158 62H157V63H158ZM164 62H163V63H164ZM175 62H176V61H175ZM178 62H179V61H178ZM183 62H184V61H183ZM186 62H184V64H185ZM191 62H193V63H191ZM205 62H206V60H205ZM221 62H220V63H221ZM223 62H225V61L223 60ZM253 62H254V61H253ZM43 63H44V64H43ZM53 63H54V62H53ZM53 63H52V64H53ZM61 63H62V62H61ZM104 63H106L108 66H110L111 64H112V65H111L110 67H107V65H105ZM110 63H111V64H110ZM160 63H162V62H160ZM202 63H203V62H202ZM208 63H209V62H208ZM229 63H230V62H229ZM63 64H64V63H63ZM63 64H62V65H63ZM72 64H73V62H72ZM74 64H76V63H74ZM95 64L97 65V68H98V66H99V65H98L99 62H98V64H97V63H95ZM113 64H115V65H113ZM119 64H120V65H119ZM128 64H130L131 67H132V66H133V67L131 68L130 65H128ZM143 64H145V65H144L145 68H143L144 66L142 67ZM158 64H159V63H158ZM158 64H157V66H158ZM171 64H172V66L175 65V63H173V61H171L170 65H171ZM206 64H207V62L205 63V65H206ZM223 64H224V63H221L219 66H221V65L223 66ZM227 64H228V61H227ZM227 64H225V65L227 66ZM251 64H252V63H251ZM35 65H36V66H35ZM66 65H67V64H66ZM161 65H162V64H161ZM208 65L210 66V63H209ZM225 65H224V66H225ZM230 65L232 66V64H230ZM230 65L227 66V69H228V67H230ZM235 65H234V66H235ZM256 65H257V64H256ZM258 65H259V64H258ZM261 65H262V64H261ZM1 66H3V64H2ZM1 66H0V67H1ZM28 66H29V67H28ZM32 66H33V67H32ZM63 66H64V65H63ZM91 66H92V65H91ZM94 66H95V65H94ZM94 66H92V67L95 69L96 66H95V67H94ZM124 66H125V67H124ZM138 66H139V65H138ZM157 66H155V67L157 68ZM159 66H160V65H159ZM159 66H158V68L160 69ZM163 66H164V68L166 67V65H163ZM163 66H162V68H163ZM175 66H176V67H175ZM175 66H173V67H174V68L180 67V63H179V65H178L177 62H176V65H175ZM181 66H182V65H181ZM206 66H207V65H206ZM214 66H217V65H214ZM219 66H217V67H219ZM222 66H221V70H222V69L224 70V67H222ZM250 66H251V65H250ZM254 66H255V64H254L252 67H254ZM39 67H41V68H43V69L41 70ZM65 67H66V66H65ZM72 67H73V66H71V68H72ZM76 67H77V66H76ZM78 67H79V66H78ZM87 67H88V66H87ZM129 67L131 68V70L128 71V69H130ZM167 67H168V66H167ZM167 67H166V69H167ZM173 67H168L167 72H164V74L167 73V75L165 76V77H167L166 80L170 79V80H168V81H170V82H167V83H169V84H171V77H170V74L173 72V71H172V70L174 69ZM183 67L178 68V70L181 69V68L183 69ZM210 67H211V66H210ZM212 67H213V66H212ZM212 67H211V68H212ZM243 67H242V68H243ZM248 67H249V66H248ZM252 67H251V68H252ZM258 67H261V66L259 65ZM36 68H37V70H36ZM67 68H68V67H66V69H67ZM97 68H96L95 70H93L92 68L89 67V69L92 70V71H96ZM115 68H116V67H114V69H115ZM121 68H120V69H121ZM138 68H139V67H138ZM158 68H157V73H158V71H159ZM162 68H161V69H162ZM164 68H163V69H164ZM171 68H172V69H171ZM200 68H201V71H200ZM202 68H203V69H202ZM231 68L234 70L233 66H232ZM231 68H230V69H231ZM239 68H240L239 66H238V68H236V70H237L236 73H237V74H238V72L242 73V71H239ZM262 68H263V67H262ZM39 69H40V70H39ZM55 69H56V68H55ZM59 69H60V67H59ZM64 69H65V68H64ZM66 69H65V70H66ZM73 69H74V67H73ZM114 69H113V70H114ZM120 69H119V70H120ZM149 69H150V71H148L147 69L145 70V71H147V72H150L149 75H148L145 71H143V72L146 73V75H147V79L149 78L148 76H150V75L153 73L152 71H155V69H154V70H152L151 68H149ZM170 69H171V70H170ZM182 69L179 70L180 73L177 72V69H176V70H175V72H177L176 74H181V75H182ZM185 69H183V72H184L183 75L185 74V71H184ZM212 69H213L212 71H214V72H212V73L210 72V74H212V75L214 74L213 76L216 77V74H215V73H216V72H215V67L212 68ZM216 69H217V68H216ZM219 69H220V67H219L216 71H218ZM225 69H226V67H225ZM227 69H226V71H227ZM232 69H231V70H232ZM240 69H241V68H240ZM243 69H244V70H245V69L247 70L246 67L243 68ZM254 69H256V68H254ZM259 69L261 70V68H259ZM259 69H258V70H259ZM52 70H54V68H52ZM61 70H63L62 67H61ZM70 70L72 71V69H70ZM70 70H69V71H70ZM75 70H76V69H75ZM90 70H89V71H90ZM109 70H110V69H109ZM134 70H135V69H134ZM134 70H133V71H134ZM169 70H170L171 73L169 72ZM198 70H199V72H198ZM203 70H205V72H204L205 75H203V72H202ZM228 70H229V69H228ZM233 70H232L231 72H234V73H235L236 70H235V71H233ZM249 70H250V69H248L247 72H249ZM251 70H252V69H251ZM36 71H37V72H36ZM55 71H56V70H55ZM57 71H58V70H57ZM63 71H64V70H63ZM92 71H91V74H92V73H93V74H95V73L97 74V72L94 73V72H92ZM97 71H98V70H97ZM116 71H117V70H116ZM127 71H128L129 73H128ZM130 71H131V73H130ZM141 71H139V73L137 72L139 75L136 73V70H135V72H133V74H132V77H133V76L135 77L136 75H137V76H140V75H141L139 78L133 79V81L136 80V82L134 81L135 84H133V85H136V86H134V90L132 89L133 91H136V90H135V87H138L139 84L142 83V81H137V79H138V80L142 79V78H141V77H142V74H140ZM256 71H257V69H256ZM48 72L51 73V71H48ZM59 72H60V70H59ZM61 72H62V71H61ZM110 72H111V70H110ZM110 72H109V74H110ZM121 72H122L121 70L118 72L117 77H118V76L121 77V75H120ZM143 72H142V73H143ZM162 72H163V71H162ZM192 72H191V74H192ZM200 72H202L201 75H199ZM223 72H224V71H223ZM228 72H230V71H228ZM228 72H225V73H228ZM260 72H261V71H260ZM260 72H259V73H260ZM32 73H33V71H32ZM53 73H55V72H53ZM111 73H114V71L111 72ZM126 73H127V74H126ZM154 73H155V72H154ZM186 73H188V72H186ZM189 73H190V71H189ZM219 73H220V72H219ZM219 73L217 72V74H218V75H221L222 78H223V77H225V78L228 77L225 73H222V71H221L220 74H219ZM234 73H233V74H234ZM236 73L233 75V77H234L235 75L237 76ZM240 73H239V74H240ZM252 73H253V72H252ZM252 73H251L250 75H253ZM256 73H257V72H256ZM48 74H49V73H48ZM48 74H47V75H48ZM56 74H57V73H56ZM70 74H72V73H70ZM109 74H108V75L106 74V76H109V77H110ZM121 74H122V73H121ZM123 74H122V75H123ZM135 74H136V75H135ZM158 74H159V73H158ZM173 74H175V73H172L171 76H172ZM191 74H190V75H191ZM230 74L232 75V73H230ZM239 74H238L237 77H239ZM45 75H46V74H45ZM61 75H63V73H62ZM73 75H74V73H73ZM73 75H72V76H73ZM99 75H102V74H99ZM111 75H112V74H111ZM146 75L143 73V76H144L145 78H146ZM155 75L157 76V74H155ZM159 75H160V74H159ZM168 75H169V76H168ZM190 75H189V78H191V76H192V75H191V76H190ZM208 75H209V74H207V76H208ZM222 75H224V76H222ZM248 75H249V73H248ZM262 75H263V74H262ZM95 76L97 77V75H95ZM115 76H116V75H115ZM123 76H124V75H123ZM151 76H152V75H151ZM151 76H150V77H151ZM175 76H176V75H175ZM177 76H180V75H177ZM185 76H188V75L185 74ZM204 76H205V77H204ZM209 76H210V75H209ZM226 76H227V77H226ZM236 76H235V77H236ZM242 76H243V74H242ZM242 76H240V77H242ZM258 76H259V74H258ZM43 77H44V76H43ZM47 77H50V76H47ZM58 77H60V76H58ZM68 77H70V76H68ZM99 77H100V76H99ZM103 77H105V76H103ZM117 77H116V78H117ZM125 77H127V76H125ZM125 77H124V78H125ZM144 77H143V78H144ZM153 77H154V76H153ZM172 77L174 78V76H172ZM180 77H184V76H180ZM193 77H194V78H193L192 80H194V79L196 78V79H195V80H196V82H195L196 84H198V83H200V82L202 81L201 83H203V85H204V83L206 82V81H205V82L203 81V80H204L203 78H201V79H200V82H198V81H199L198 77H197V76H196V77L193 76ZM217 77H218V79H221V77H219V76H217ZM217 77H216V78H217ZM231 77H232V76H231ZM247 77H248V76H247ZM250 77H251V76H250ZM255 77H256V76H255ZM261 77H262V76H261ZM41 78H40V79H41ZM64 78H65V76H64ZM66 78H67V76H66ZM89 78H91V77H89ZM89 78H88V79H89ZM92 78H94V75H93ZM100 78L103 79L102 76H101ZM111 78H112V77H111ZM111 78H110V79H111ZM155 78H159V77H154V79H155ZM173 78H172V82L176 83V82L174 81L175 78H174V79H173ZM211 78H212V76H211ZM213 78H214V77H213ZM243 78H244V77H242L241 80H243ZM258 78H259V77H258ZM258 78H257V79H258ZM262 78H263V77H262ZM25 79H28V80L26 81ZM68 79H69V78H68ZM68 79H66V80H68ZM71 79H72V78H71ZM82 79H83V78H82ZM88 79H87V80L85 79V81L87 82ZM101 79H98V78H97L96 80H101ZM114 79H115V77H114ZM117 79H118V78H117ZM147 79H145V80H147ZM160 79H161V82L163 83V85L166 84V80H165V82H163V79H165V78L162 79V76H160ZM207 79H209V77H208ZM207 79H206V80H207ZM218 79H217V80H218ZM248 79H249V78H248ZM251 79H252V77H251ZM255 79H256V78H255ZM30 80L33 81L34 78H33V79L31 78ZM43 80H45V79H42L41 81H43ZM46 80H47V82H48L47 85H48L49 83L51 84V82H49V79H46ZM46 80H45V82H46ZM73 80H74V78H73ZM73 80H71V81H73ZM91 80H92V79H91ZM91 80H90V81H91ZM94 80H95V79H94ZM107 80H108V79H106V77H105V82H104V79H103L102 81H100V83H101V82H102V83H110L109 80H108L109 82H106ZM127 80H128V78H127ZM127 80H126V81H127ZM150 80L152 81L153 78L151 77ZM150 80L147 82V81H144V79H143L144 84L147 83V84H148L147 87H148L149 89H150V88H151V89H150V90H149V89L147 90V88L143 89L145 86L142 87V88L140 89V92H139V89H138L137 91H138L139 93H141L140 95L145 94L146 92H148L149 94L152 93V94H151L152 98H153V94H154V97L157 96V95H158V96L160 95L159 97H157V99L159 98V100H160L161 94L164 93V94H165L164 97H166V93H165L164 90H166V92H167V87H168V88H171V89H173V90L175 89V88H173V84H174V83L171 84L172 87H171V86H168V85H169V84H168L167 86L165 85V88H166V89L163 88L164 90L162 89L163 92L161 91V92H160L161 94H160L158 90H160L159 88H162V87H158V88H157V85H156L157 82L153 80L154 82H156V83H153V81L151 82ZM158 80H159V79H157V81H158ZM176 80H177V83H176V84H178V83L180 84L181 82H184L185 79H184L183 81H181V82H178V81H180V79H179V80L176 79ZM186 80H189V79H186ZM186 80H185V81H186ZM192 80L190 79V81H187V82H189V83H188V86H187V84H184V83L182 84V86H181V84H180V85H179V84H178V85L175 84V86H177V87H179V88H180V86L182 87V88H180V90H182L183 93H182L181 91H177L179 88H178V89L176 88L177 90H176V92L173 91V94H174V92H175V94H176V93L179 94L178 92H180V94H186L187 97H189V101H188V102L191 104V107H192V108H193V107H195V108H193L192 110H190V109H186V106H185V105H187V101H185V100L182 101V102H183V103H182L183 106H182V105H180V106H182V108H184L183 110L185 111V113H189L190 111L192 112L194 109H195L196 112H197V110H199L197 113H195V114H197V115H195V114L192 115V116H194V118H195V116L197 117V116H198V113L201 111L199 108L202 106V105H201L202 103H201V101H200L201 98H199V96H200L199 91H200V90L197 89V90H198V93H194V94H193V92L196 90V88H197L198 86H197L195 89H193V88H194L193 86H194V85L196 86V84H194V82H191ZM197 80H198V81H197ZM210 80H211V79H210ZM224 80H225V79H224ZM246 80H247V78H245V81H246ZM249 80H250V79H249ZM253 80H254V79H253ZM259 80H260V79H259ZM22 81H23V83L21 84ZM38 81H39V82H37V81H35V82L38 83L39 85H38V84H34V82H32L31 84H32V85L34 84V85L36 86V88H37V86L40 88L41 85L43 86V82H44V81H43V82H40V80H38ZM50 81H51V79H50ZM68 81H69V80H68ZM71 81H70V82H71ZM74 81H75V80H74ZM80 81H81V80H80ZM80 81H79V83H80ZM115 81H117V80H115ZM118 81H120V80H118ZM208 81H209V80H208ZM243 81H244V80H243ZM243 81H242V82H243ZM250 81H252V80H250ZM45 82H44V83H45ZM76 82H78V81H76ZM82 82H83V80H82ZM88 82H89V81H88ZM96 82H97V81H95V82L92 81L91 83L89 82V85H91L92 83H93V84L95 83V85H100L99 83L96 84ZM122 82H123V81H122ZM129 82H130V79H129L128 83H129ZM138 82H140V83L138 84ZM149 82H150V83H153V84H154L153 86L156 85V86H155L156 88H154V90L157 89V90H155V91H157V92H155L154 90H152L153 87H152L151 84H149ZM161 82H160V83H161ZM187 82H186V83H187ZM209 82H210V81H209ZM214 82H215V81H214ZM216 82L218 83V81H216ZM255 82H256V80H255ZM261 82H262V81H261ZM263 82H264V81H263ZM18 83H19V84H18ZM24 83H27V84H24ZM40 83H42V84H40ZM79 83H78V84H79ZM117 83H118V82H117ZM117 83H116V85H117ZM120 83H121V82H120ZM120 83H118V86H119ZM128 83H127V84H128ZM130 83H131V82H130ZM160 83H157V84H160ZM191 83H193V84H191ZM201 83H200V84H201ZM217 83H216V84H217ZM229 83H230V82H229ZM257 83H258V81H257ZM257 83H254V84H257ZM31 84H30V86H31ZM45 84H46V83H45ZM45 84H44V85H45ZM72 84H73V83H72ZM75 84H76V83H75ZM84 84H85V82H84ZM113 84H115L114 81H113ZM190 84H191L192 86H191ZM206 84H209V86H208V85H204V86H208V87H207L208 89H205V90H207V92H206V91H204V92H205V93H208L209 90H210V92H211L213 89L211 90L210 88H212L213 86L211 87V84H210V83H207V82H206ZM212 84H213V82H212ZM220 84H221V85H222V84L224 85V83H221V81H220V83H219L218 85L220 86ZM231 84H232V87H233V83H231ZM249 84H250V83H249ZM260 84H261V83H260ZM18 85H20V86L18 87ZM23 85H24V86H23ZM67 85H69L68 82L66 83V86L64 85V87H66V89H67V87H69V86L72 88L71 83H70L69 86H67ZM80 85H82V84H80ZM87 85H88V83H87ZM95 85H94V86L92 85V86H93V87H97V86H95ZM104 85H106V84H104ZM109 85H110V84H109ZM122 85H123V84H122ZM122 85H121V86H122ZM137 85H138V86H137ZM160 85H161V84H160ZM201 85H202V84H201ZM201 85H200V87H201ZM203 85H202V88H200V89L202 90L201 92H203V89H204ZM228 85H229V84H228ZM234 85H235V84H234ZM242 85H244V83H243ZM251 85H252V83H251ZM14 86H13V87H14ZM35 86H33V88H34ZM42 86H41V87H42ZM45 86H46V85H45ZM50 86H51V85H50ZM50 86H49V87H50ZM62 86H63V84H62ZM73 86H74V85H73ZM121 86H120V87H121ZM158 86H159V85H158ZM161 86H162V85H161ZM183 86H187V87H183ZM189 86H190V87H189ZM214 86H215V84H214ZM224 86H225V85H224ZM253 86H254V85H253ZM10 87H9V88H10ZM17 87H18V88H17ZM46 87H47L46 89L49 88L48 86H46ZM77 87H78V86H77ZM77 87H76V88H77ZM88 87H89V89H92L91 86H88ZM90 87H91V88H90ZM111 87H112V84H111ZM115 87H116V86H115ZM115 87H114V89H115ZM125 87H126V85L123 86V90H124V91H121V93H122V92H123V93H124V92L126 93V91H125V89H124ZM128 87H130V86H128ZM191 87H193V88H191ZM209 87H210V88H209ZM225 87H226V86H225ZM234 87H235V86H234ZM1 88H2V90H1ZM9 88H7V89H9ZM11 88H12V87H11ZM28 88L31 89L32 92L34 91V90H32V88H30V87H28ZM84 88H85V86H84ZM84 88H83L82 90H84ZM86 88H87V87H86ZM102 88H103V87H102ZM104 88H105V87H104ZM107 88H108V85H107ZM107 88H106V90H107ZM109 88H110V87H109ZM121 88H122V87H121ZM126 88H127V87H126ZM132 88H133V87H132ZM184 88H187V91H186V89H185V92H184V91H183ZM189 88H190V89H189ZM198 88H199V87H198ZM205 88H206V87H205ZM236 88H238V87H236ZM242 88H243V87H242ZM251 88H254V87H251ZM256 88H259V87H256ZM263 88H264V87H263ZM263 88H262V89H263ZM5 89H6V87H5ZM5 89H4V90H5ZM15 89L12 88V90H15ZM37 89H38V88H37ZM37 89H35V90H37ZM46 89L44 90V86H43V89H42V90H44L45 92L47 91V93H49L48 90H46ZM50 89H51V88H50ZM72 89H73V88H72ZM74 89H75V88H74ZM97 89H98V88H97ZM97 89H96V90H97ZM111 89H112V88H111ZM111 89H110V90H111ZM114 89H113V90H114ZM130 89H131V88H130ZM136 89H137V88H136ZM142 89H143L144 91H143ZM188 89H189V91H190V90H192V91L194 90L193 92L191 91L193 95L196 94L195 96H193V98L196 97V96L199 94V95L196 97L197 100L195 99L197 102H196L195 100L193 101V100H192L193 98H192V99L190 98V96H191L192 94H190L191 92H189ZM220 89H223V87H221ZM224 89H226V88H224ZM227 89H229V88H227ZM247 89H249V88H247ZM260 89H261V88H259V90H260ZM76 90H78V89H76ZM76 90H75V93L78 92V91L76 92ZM85 90H87V89H85ZM92 90H93V89H92ZM92 90H90V91L92 92ZM100 90H103V91H104V89H101V88L98 89L97 91H94V90H93V91H94V92H98V91H99L100 94H101L100 96H103L104 92L106 93V91L102 92V93H103V94H102ZM110 90H109V91H110ZM115 90L119 91V90H121V89L118 90V87H117ZM127 90H128V89H127ZM141 90H142V91H141ZM168 90L171 91L170 89H168ZM229 90H231V89H229ZM236 90H238V89H236ZM23 91H22V92H23ZM31 91H30V92L27 91V94H28V93H31ZM49 91H51V90H49ZM68 91H70V90H68ZM80 91H81V89H80ZM90 91L88 90L89 93H90ZM128 91H129V90H128ZM130 91H131V90H130ZM130 91H129V92H130ZM133 91H131V92H133ZM149 91H150V92H149ZM152 91H153V92H152ZM169 91H168V92H169ZM224 91H225V90H224ZM231 91H232V90H231ZM240 91H241V90H240ZM263 91H264V90H263ZM263 91H262V92H263ZM6 92H7V91H6ZM11 92H12V91H11ZM17 92H18V91H17ZM20 92H21V91H20ZM36 92H38V93L41 92V89H40V91L37 90ZM42 92H43V91H42ZM45 92L42 93V94L45 95ZM81 92H82V91H81ZM86 92H87V91H86ZM111 92H112V91H111ZM131 92H130V93H131ZM154 92H155V93H154ZM187 92H188V94H187ZM201 92H200V93H201ZM204 92H203V93H204ZM241 92H242V91H241ZM7 93H8V92H7ZM14 93H15V94H14ZM14 93L12 92V94L15 95V96L13 95L14 98H15V97L19 98L20 95H21V97L24 96V97L26 98V96H25L26 94L23 95L24 92H23L22 94H20V95H18L19 92H18V93L14 92ZM34 93H35V91H34ZM38 93H37V94H38ZM79 93H80V92H79ZM83 93H85V91H84ZM83 93H82V94H83ZM89 93H88L87 96H89ZM114 93H115V92H113V96H115ZM117 93H118V92H117ZM121 93H119V96H120V97H122V96L120 95ZM125 93L122 94V95H124V96L127 95V94H125ZM157 93H159V94H157ZM171 93H172V92H171ZM171 93H169V95H168L170 98H169L168 96H167L166 98L161 97L162 99H163V98H164V99L162 100L163 102L160 100V105H159L158 100H156V101L158 102V105H159V106L156 105V104H157L156 102H155V103H156V104H155L156 106H155V105H154V106H153V105L151 106V108H150V109H151L150 113H152V115H151V114H150V115H151L152 117H151L150 115L148 116V114L145 112L146 109H147V107H148V106L150 107V105H151V103H149V102H151V101L153 102V100L150 99L151 96H150L149 94L146 93L147 95L150 96V98H149V96H148V99H150L151 101L148 102L147 99H146L147 97H145V99H146V101H147V106H144V107H146V109H145L143 106H142L143 108H141L142 110L140 109L141 111H144L143 109H145V111H144V114H145V115H144V116H146V117L148 116V117H149V119L145 117L146 120L149 121L150 118H151L152 120L154 119L153 121H156V120L161 119L162 121L159 120V122H157L158 124L160 123V128H161V129L165 126L166 122H169L170 120H171L170 123L173 124V125H171V124H169V123L166 124V126H165L166 129H167V128H168V129L171 128L170 130H168V131H169V133H168L167 130H166L165 132H164V131H163V132L158 131V127H159V125H156V124H155L157 127H155V126L153 127L152 125H154V124L152 123V122H153L152 120H150V123L147 122V121L145 120V124H148V128H150V129H148V130H150V132H153L154 129L151 131L152 128H157V129H155L156 132H157V133L160 132V135H161V133H164V136H165V135L167 136L168 134H171V133H174V132H176V133L178 134L177 130L179 131V133H180V131L182 130V131H183V134H184L185 132H187L186 129H185L186 131L183 129V128H187V127H188V125L185 126V123H186V122L183 120V119H184V117H183V113H182V111H180V109H177V108H176V107L179 108V106H178L179 104H177V106L175 107L176 104H175V102H173L174 100H175V101L178 100V98H174L173 100H171V98H173V94L171 95L172 97L170 96ZM203 93H202V94H203ZM212 93H213V92H212ZM214 93L217 94V91L214 92ZM224 93H225V92H224ZM233 93H234V90H233ZM243 93H244V92H243ZM243 93H242V94H243ZM0 94H3V92L0 93ZM5 94H6V93H5ZM5 94H4V95H5ZM32 94H33V93H32ZM32 94L27 95L28 98L30 97L29 101H31V99H32V101H33L34 97H35V98L38 97L37 95L33 97ZM67 94H68V93H67ZM67 94H66V96H67ZM69 94H70V93H69ZM69 94H68V95H69ZM80 94H81V93H80ZM86 94H87V93H86ZM92 94H94V93L92 92ZM92 94H90V95L92 96ZM95 94H97V93H95ZM95 94H94V95H95ZM110 94H111V93H110ZM128 94H129V93H128ZM135 94H136V93H135ZM155 94H157V95H155ZM202 94H201V95H202ZM216 94H215V96H216ZM235 94H236V93H235ZM235 94H234V95H235ZM238 94H239V93H238ZM240 94H241V93H240ZM242 94H241V96H242ZM17 95H18L19 97H18ZM31 95H32L33 98H31ZM34 95H35V94H34ZM38 95H41V93L38 94ZM48 95H49V94H48ZM48 95H46L47 98L44 97L45 100H46L45 103H47V102L49 101V100H48V97H49ZM64 95H65V94H64ZM84 95H85V94H84ZM84 95H83V96H84ZM94 95H93V96H94ZM111 95H112V94H111ZM117 95H118V94H117ZM117 95H116L115 97H117ZM138 95H139V94H138ZM186 95H183L184 98H187ZM188 95H189V96H188ZM213 95H214V94H213ZM213 95H209V96L206 95L205 98H207V97L210 98V96H213ZM219 95H221V94H219ZM223 95H224V94H223ZM223 95H222V96H223ZM225 95H226V94H225ZM228 95H230V93H229ZM232 95H233V94L230 95V97H231V101H232ZM245 95H248V96H249L250 94H245ZM251 95H252V94H251ZM6 96H9V95H6ZM10 96H11V94H10ZM10 96H9V97H10ZM52 96H54V95H52ZM61 96H62V95H61ZM75 96H76V94H75ZM78 96H79V94H78ZM80 96H81V95H80ZM80 96H79V97H80ZM83 96H82V97H83ZM93 96H92V97H93ZM105 96H106V95H104V97H105ZM108 96L110 97V95H108ZM124 96H123V97H124ZM131 96H132V95H131ZM131 96H129V97L126 96V98L128 97L129 99H131ZM134 96H135V95H134ZM142 96H143V95H142ZM145 96H146V95H145ZM177 96H178V95H176V97H177ZM181 96H182V95H181ZM181 96H180V98H183V96H182V97H181ZM204 96H205V94H204ZM243 96H244V94H243ZM243 96H242V97H243ZM0 97H1V96H0ZM4 97H5V96H4ZM21 97H20V98H21ZM56 97H57V96H56ZM73 97H74V96H73ZM82 97H81V98H82ZM85 97H86V95H85ZM85 97H83V98H85ZM89 97H90V96H89ZM89 97H88V98H89ZM95 97L99 98V96H97V95H96ZM95 97H93V98H95ZM120 97H119V99H118V98H115L117 101H119V102H117V103L115 104V106L119 104V105H118V108H120L119 106L121 105V104H120V103L122 102L121 100H123V99H121ZM200 97H202V96H200ZM213 97H214V96H213ZM228 97H229V96H228ZM230 97H229V98H230ZM44 98H43V99H44ZM49 98H50V97H49ZM54 98H55V96H54ZM60 98H61V97H60ZM67 98L69 99V98H71V97H67ZM100 98H101V97H100ZM105 98H107V96H106ZM126 98H124L125 101H126ZM128 98H127V101L129 102ZM141 98H142V97H141ZM198 98H199V99H198ZM203 98H204V97H203ZM215 98H217L216 100H219V99L221 98V96L219 97V99H218V96H216ZM233 98H235V97H233ZM238 98H240V95H239V97L237 96L236 100H237ZM259 98H261V97H259ZM259 98H257L258 101L260 100ZM0 99H1V98H0ZM21 99H22V98H21ZM21 99H20V100H21ZM23 99H24V98H23ZM39 99H41V98L39 97ZM43 99H42V100H43ZM61 99H63V101H64V98H61ZM76 99H78V98L76 97ZM115 99H114V100H115ZM134 99H135V98H134ZM155 99H156V97H155ZM187 99H188V98H187ZM190 99L192 100L191 102H190ZM9 100H10V98L7 99V101H9ZM26 100H28V99L26 98ZM37 100H38V98H37ZM65 100H66V99H65ZM74 100H75V99H74ZM78 100H79V99H78ZM85 100H86V98H85ZM85 100H84V101H85ZM88 100H89V99H88ZM95 100H96L95 102L98 101V99H95ZM99 100H100V99H99ZM102 100H103V99H101V101H102ZM111 100H112V99H111ZM114 100H113V102H110V101H109V102H110V105H111V103H112V106H113V103L116 101V100H115V101H114ZM139 100H140V98H139ZM170 100H171L172 103H174L173 105H171L172 103L170 102ZM210 100L212 101V98H210ZM222 100H223V99H222ZM225 100H226V99H225ZM228 100H229V99H228ZM242 100L244 101V99H242ZM245 100H246V99H245ZM254 100L256 101V99H254ZM2 101H3V100H2ZM10 101H13L12 103H14V101H15L16 103L18 102V100L16 101L15 99H14V100H10ZM24 101H25V100H24ZM29 101H28L27 103H29ZM32 101H31V103H32ZM34 101L36 102V99H34ZM38 101H39V100H38ZM38 101H37V102H38ZM50 101H51V99H50ZM52 101L55 102L54 100H52ZM58 101H59V99H58ZM58 101H57V99H56V102H57L58 104H60ZM69 101H70V103H71L72 98H71V100H69ZM69 101H68V102H69ZM79 101H82V102H83V99H82V100L80 99ZM79 101H78V102H79ZM93 101H94V99L91 98V101H89V103L91 102L90 105H92L93 103L95 104V102H93ZM125 101H124V102H125ZM127 101H126V102H127ZM133 101H134V100L132 99V102H133ZM211 101H210V102H211ZM213 101H214V99H213ZM213 101H212V103L209 104V99H208L207 102H203V105L205 104L204 106H206V107H208V105H209V106H214V107H216V106H215L216 104H215V102H213ZM234 101H235V100H234ZM239 101H240V100H239ZM263 101H264V100H263ZM21 102H22V100H21ZM25 102H26V101H25ZM35 102H34V103H35ZM37 102H36V103H37ZM68 102H67V104H69V105L67 106V104H66L67 108H66V106H64L65 104L63 105L62 102H61V104H60L61 107H59L60 105H59V106L53 105V104H54V103H53V104H52V106L54 107V108H53V107L50 105V102H49V103H48V105H50L49 110H46V109H45L46 107H48V106H46L47 104L43 103V104L46 106V107H44L43 104H42V102H39V103L42 104V107H44V108H43L44 111H45V110H46V112L49 111L50 114L52 113V112H50L51 108H53V112H56V111H54V110H56L55 108L58 107L57 109L60 110V111H58L59 113L56 112L54 115H56L57 113L60 115L61 112H63V115L61 114V116H60V118H61V120H62V117H66V118L69 117L70 113L73 112V111H71L70 109L73 108V106H75L76 104H78V102L76 101V103H74L75 105L72 106V105H70V103H68ZM73 102H74V101H73ZM82 102H81V105L84 103V102H83V103H82ZM102 102H104V101H102ZM102 102H101V103H102ZM132 102L130 101L131 104H132ZM134 102H135V101H134ZM136 102H138V101L136 100ZM161 102H162V103H161ZM185 102H186V103H185ZM195 102H196V103L199 102L198 104L201 105V106H198ZM226 102H227V101H226ZM232 102H233V101H232ZM1 103H2V102H1ZM16 103H15V104H16ZM39 103H38V104H39ZM64 103H66V101H64ZM106 103H107V99H106L105 104H106ZM122 103H123V102H122ZM144 103H146V102H144ZM184 103H185V105H184ZM192 103H194V104H192ZM206 103H208V104L206 105ZM230 103H231V102H230ZM241 103H243V102H241ZM241 103H240V104H241ZM7 104H9V103H7ZM20 104H21V103H20ZM25 104H26V103H25ZM94 104H93V106H89V108L94 107V106H95L96 104H98V103H96L95 105H94ZM103 104H104V103H103ZM124 104H125V103H124ZM124 104H123V105H124ZM131 104H130V106H132L134 103H133L132 105H131ZM138 104H139V103H138ZM138 104L136 105L137 107L135 106V109L132 107L134 110H136L135 112H137V114H139V113L141 112V111L139 110ZM140 104H141V102H140ZM153 104H154V102H153ZM190 104H188L187 106H189ZM240 104H238V105H240ZM260 104H261V103H260ZM4 105H5V104H4ZM26 105H27V104H26ZM79 105H80V104H79ZM81 105H80V106H81ZM86 105H88V104H86ZM86 105L83 104L84 107H85ZM99 105L102 106V104H100V103H99ZM99 105H97V106L99 107ZM126 105H127V107H128V104H126ZM142 105H143V104H142ZM194 105H195V106H194ZM231 105H232V103H231ZM246 105H247V104H246ZM8 106H10V109H11V105H7V107H8ZM24 106H25V105H24ZM28 106H31V104L29 103ZM38 106H40V105H38ZM63 106H64L65 108H63ZM69 106H70V107L72 106V107L70 108ZM83 106H82V107H83ZM97 106H96V107H97ZM101 106H100V107H101ZM103 106H104V105H103ZM103 106H102V107H103ZM105 106H106V105H105ZM112 106H111V107H112ZM130 106H129V107H130ZM171 106L175 107V110H177L176 112H178V111L181 112V113H179L180 115H179L178 113H176L175 110H174V108L171 107ZM196 106H198V109H196V108H197ZM219 106H220V105H219ZM235 106H236V105L232 106V108H233V107H234V108H238V107H239V106H238V107H235ZM257 106H258V104H257ZM257 106H256V107H257ZM75 107H77V106H75ZM84 107H83V109H84ZM96 107H94V109H95ZM149 107H148V109H149ZM189 107H190V106H189ZM191 107H190V108H191ZM227 107H228V106H227ZM230 107H231V106H230ZM241 107H243V106H241ZM8 108H9V107H8ZM61 108H63V110H62ZM68 108H70V109H68ZM87 108H88V106H87ZM115 108H117V107H115ZM115 108H114V109H115ZM125 108H126V107H125ZM180 108H181V107H180ZM187 108H188V107H187ZM203 108H204V111L207 112V113H208L209 110H210V107H209V110H207L208 108H207L206 110H205V107H203ZM219 108L221 109V107H219ZM248 108H249V107H248ZM261 108H262V107H261ZM34 109H35V108H34ZM34 109H33V110H34ZM43 109H41V110L39 109V110L42 112ZM67 109H68L69 112H70V111H71V112L68 113ZM79 109L82 110V108H79ZM99 109H102V108H99ZM99 109H98V110H99ZM103 109H104V108H103ZM106 109L108 110V104H107V108H106ZM112 109H113V108H112ZM170 109H171V110H170ZM185 109L187 110V112H186ZM201 109H202V108H201ZM212 109H213V107H212ZM220 109L217 110V111H222V110H224V109H226V108H224V109H222V110H220ZM229 109H231V108H229ZM229 109H228V111H229ZM254 109H255V108H254ZM0 110L3 111L4 109L2 108V109H0ZM6 110H8V109H6ZM12 110H13V109H12ZM65 110H66V112H64ZM77 110H78V109H77ZM81 110H80V111H81ZM88 110H90V109H88ZM88 110L84 109V111H87V113L85 112L86 114L84 113V111H81L82 114H81V112H79L80 115H81L84 119L87 118L86 116H88L89 113H90V115H91V114L94 112V114L91 115L92 118H91V119H85L86 121H85V120L79 115V113H74V114H73L74 116H76L75 114H78L79 117H78V116H77V117H78L79 119L83 120V122H82L81 120H79L80 123L77 122V125H75V127H74V125H73V127H72V124H71V123H73V122L75 121V119H74L73 122H70V121L73 120V119H71V118H69V119H71L70 121H68L69 119H68V120L65 119V120H67V123H65V124H64L63 122H61L62 124L60 123L61 126H62L63 124H64L63 126H65L64 128H63V126H62L63 129H61V130H63L64 132H66L65 130H67V129H66V127H67L66 125H68V122L70 123V126L67 127V128H69V130H67L66 134H65V133H62V131H61V137H63V138L65 139V136H64V135L62 136V134H65L66 137H67V134L69 133L68 136H69V138H70L71 134L74 132V134L76 135V136L74 135V138L76 137V138L80 141V143L76 144V145H77V146H76V149H77L76 152H77V153H78V152L81 153V156H82L83 153H87V152H88L87 155L89 154V156H86V154H83V155L86 156V157H90V155H91L90 151H92V150H93V152H92V155H93V156H96V154L99 155V153L101 152V150L99 151L98 148L101 147L102 145H105V144H106L107 146H108V145L110 146V143H111V142L109 143V141H111V140L108 141V139L110 138V137H109V136H110V135H109V132L112 133V132L110 131L111 129L109 128L110 126H106V125H105V123H106V121H107L106 119L109 118V117H108L109 114H107L106 112H104V111H106L105 109H104V111L102 110L104 113H106V115H108V116H106V117H108V118H106V117H104V116L102 117L103 119L105 118V123H102L103 121H102V122L100 121V119H102V118H99V119L96 120L97 117H96V116H93V115H98V116H99L100 114H98L96 111H93V112L91 111V112H92V113H91V112L88 111ZM91 110H92V109H91ZM98 110H97V111H98ZM115 110H116V109H115ZM118 110H119V109H118ZM118 110H116V111H118ZM125 110H126V109H125ZM128 110H129V109H128ZM128 110H127V111H128ZM137 110H139V112H138ZM173 110H174V112H173ZM233 110H234V109H233ZM235 110H236V109H235ZM9 111H10V110H9ZM51 111H52V110H51ZM121 111H122V113H123V109H122ZM127 111H126V112H127ZM171 111H172L173 113H172ZM195 111H193V112H195ZM214 111H215V110H214ZM228 111L224 110L223 112H228ZM11 112H12V113H11ZM11 112H9V113H8V112H5V113H7V114H5L4 112H1V113H0V117H1V116L4 117V116L7 115L6 117L11 121V123H13V124H15V125L12 124L13 126L11 127V126H10L11 124H10V125L8 124V125H9V126H8V125L6 124V119H7V118H3V119H5V120H4L5 123L3 124V122H1L0 127H2V130H3V131L5 130L4 133L6 132V133L12 135L13 132H14V134H13L12 136L15 137V136L17 135V133L23 131V130H22L23 127H22V125L19 123L20 118L16 115L15 112H13V111H11ZM46 112H45L44 114H47ZM100 112H101V111H100ZM113 112H115V111H113ZM113 112L111 111V113H113ZM118 112H119V111H118ZM130 112H131V111H130ZM132 112H133V111H132ZM191 112H190V113H191ZM193 112H192V113H193ZM201 112H202V113H201ZM201 112H200V113H201L202 116L199 114L200 117L198 116L199 118L197 117L196 120H197V119H200V118L204 120L203 117H204L205 115H206V118H205V120L203 121V123H200V124L196 123V124H198V125H201V124H202V125H203V124L206 125V124H207L206 120H207V115H208V114H206L205 112H203V110H202ZM223 112H222V113H223ZM35 113H36V112H35ZM101 113H102V112H101ZM108 113H109V112H108ZM111 113H110V115H111L110 118H111V117L113 118L114 116H113V114H111ZM116 113H117V112H116ZM120 113H121V112H120ZM122 113H121V115H122ZM127 113H129V111H128ZM174 113H176V114H174ZM204 113H205V114H204ZM210 113H211V112H210ZM210 113H209V114H210ZM218 113H219V112H215V113L213 112V113H211L210 118H211L212 120H210V121H213V122H214V120L218 121V118L221 116L220 114H222V113H219L220 116L217 118V116L215 117V115L218 114ZM237 113H238V111L236 112V114H237ZM254 113H256V112H254ZM259 113H260V112H259ZM259 113H258V114H259ZM2 114H5V115H2ZM41 114H43V112H42ZM41 114H38V113H37V114H35V115H37V116H39V118H41V117H43V115L41 116ZM67 114H69V115H67ZM83 114H85L86 116L83 115ZM123 114H125V113H123ZM142 114H143V113H142ZM146 114H147V115H146ZM168 114H169V115H168ZM172 114H174V115H176V116H177V114H178V115H179V116H178L179 118L182 116L181 118H183V119H181V120H182V122H183V121H184V122H183V124H181V125H183L184 127H183V126H182V127H179V128H182V129H177V130L175 129L176 127H178L177 125L181 126L178 122H180V123H182V122H181V120L179 121V120H178L179 118H177V117L174 118V120L177 119V122H176V120L173 121V120H172L173 117H171ZM181 114H182V115H181ZM212 114H213V115L215 114L214 117L217 118V119H215V118L213 117ZM231 114H232V111H231ZM231 114H229V116H228V114H227L228 118H227V116H226V120H225V121L223 120L225 123H226V121H227L228 119H229V120H228V123H229L230 121L233 123L232 119H234V121H235V117H236L237 115L235 114L236 116L234 115V116H232V118H229V117H231V116H230ZM241 114H242V113H241ZM244 114H246V113H244ZM252 114H253V113H252ZM258 114H256V115H258ZM51 115H52V114H51ZM66 115H67V116H66ZM90 115H89L88 118L91 117ZM102 115H103V114H102ZM102 115H101V116H102ZM119 115H120V114H119ZM119 115H118V116H119ZM140 115H141V113H140L138 116H140ZM167 115H168V116H167ZM185 115H187V114H185ZM222 115H223V114H222ZM232 115H233V114H232ZM238 115H239V114H238ZM253 115H254V114H253ZM49 116H50V115H48V114L46 115L47 118H49ZM56 116L58 117V115H56ZM56 116H55V117H56ZM70 116H72V115H70ZM115 116H117V114H116ZM122 116H123V115H122ZM125 116H126V115H125ZM130 116H132V115H130ZM130 116H129V118H131ZM135 116H136V115H135ZM144 116L142 115V116H140V117H144ZM166 116H167V118H166ZM239 116H241V115H239ZM239 116H238V117H239ZM254 116H255V115H254ZM258 116H260V115H258ZM262 116H264V115H262ZM44 117H45V116H44ZM44 117H43V119L46 120V118H44ZM57 117H56V118H57ZM77 117H76V118H77ZM80 117H81V118H80ZM93 117H94L95 119H94ZM99 117H100V116H99ZM119 117H121V116H119ZM127 117H128V116H127ZM132 117H133V116H132ZM140 117H139V118H140ZM162 117H163V118L165 117V119H163ZM170 117H171L172 119H170ZM208 117H209V116H208ZM212 117H213V118H212ZM222 117H223V119H224V116H221L220 118L222 119ZM233 117H234V118H233ZM255 117H256V116H255ZM260 117H261V116H260ZM39 118H38V119H39ZM51 118H53V117H51ZM58 118H59V117H58ZM58 118H57L56 120H55V118H53V119L55 120V122H57ZM72 118H73V117H72ZM112 118H111V119H112ZM116 118H118V117H116ZM116 118L114 117L113 120L115 121ZM121 118H124V116L121 117ZM134 118H135V117H134ZM145 118H144V119H145ZM8 119H7V121H9ZM41 119H42V118H41ZM41 119H39V120H41ZM53 119H52V120H53ZM103 119H102V120H103ZM118 119H119V118H118ZM125 119H126V117H125ZM125 119H124V120H125ZM132 119H133V118H132ZM142 119H143V118H142ZM142 119H141V120H142ZM155 119H156V120H155ZM168 119H169V120H168ZM230 119H231V120H230ZM262 119H263V118H262ZM48 120H50V119H48ZM63 120H64V119H63ZM65 120H64V122H65ZM77 120H78V119H77ZM109 120H110V119H109ZM124 120H123V121H124ZM238 120H239V118H238ZM238 120H236V121H238ZM244 120H245V119H244ZM246 120H247V119H246ZM249 120H250V119H249ZM0 121H3L2 118H1ZM10 121H9V122H10ZM58 121H60V120H58ZM117 121H118V120H117ZM123 121H122V119H121V122H123ZM127 121H128V120L126 119V121H125L126 123H125V124H128V126H129V123H128ZM134 121H135V120H134ZM142 121H143V120H142ZM151 121H152V122H151ZM160 121H161V122H160ZM163 121H164V122H163ZM189 121H190V120H189ZM192 121H193V120H191V122H192ZM198 121H199V120H198ZM207 121H208V120H207ZM210 121H209V123H210ZM216 121H215V123L212 122L213 125L217 124ZM219 121H220V120H219ZM221 121H222V120H221ZM221 121L219 122V123L221 124V125H220V126H221V130L224 129V128H222L223 125H224V126H228L229 129H231L230 126L233 125L231 122H230L231 124H230V123H229V124H227V123L225 124L224 122H221ZM129 122H130V123L132 122L131 124L134 125V122H133V121L129 120ZM137 122H138V121H136L135 124H136ZM139 122H141V121H139ZM174 122L177 123V125L175 124L176 127H175V125H174ZM193 122H194V121H193ZM193 122H192V123H193ZM205 122H206V124H205ZM238 122H240V121H238ZM242 122H243V121H242ZM7 123H8V122H7ZM74 123H75V122H74ZM115 123H116V122H115ZM151 123H152V125H151ZM155 123H156V122H155ZM161 123H163V124L161 125ZM192 123H190V124L192 125ZM212 123H210V124H212ZM222 123H223V125H222ZM243 123H244V122H243ZM245 123H246V122H245ZM256 123H257V122H256ZM2 124H3V126H2ZM5 124H6L8 127H11V128H10V129L7 128V126H6ZM55 124H56V123H55ZM55 124H53V125H55ZM60 124H59V125H60ZM75 124H76V123H75ZM78 124H79V125H78ZM122 124H123V125H122L123 127H121V128H126V127L128 128V126L124 127V125H125L124 123H122ZM137 124H138V123H137ZM168 124H169V125H168ZM196 124H195V125H196ZM108 125H109V124H108ZM120 125H121V124H120ZM138 125H140V124H138ZM150 125L152 126V128L149 127ZM193 125H194V124H193ZM202 125H201L199 128H197V127H196V128H197V129H200L201 127H204V126H202ZM208 125H209V124H208ZM208 125H207V126H208ZM213 125H212V126H213ZM262 125H264V123H262ZM262 125H261V126H262ZM76 126H77V127H76ZM112 126H113V124H112ZM112 126H111V128H114V126H113V127H112ZM130 126H131V125H130ZM130 126H129V127H130ZM161 126H162V127H161ZM167 126H169V127H167ZM170 126H172V127H170ZM209 126H210V125H209ZM215 126H216V125H215ZM215 126H213V127H215ZM244 126H245V125H244ZM253 126H255V125H253ZM4 127H5V128H4ZM50 127H51V124H50ZM107 127H108V129H106ZM117 127H118V126H117ZM117 127H116V128H117ZM131 127H133L134 130H133V129H130V128H128V130H129V132H130V130H132V131H131V134H132L133 136H131V134H130V136H128L129 134H128V135H123V134H121V132L123 133V131L120 132L121 135L125 136V137H123V140H124V138H125V139H126V138H129V137H130V138H133L134 135H138L139 131L136 132V130H137L138 127H140V126L134 125V126H131ZM165 127H164V130H165ZM173 127H174V128H173ZM189 127H190V125H189ZM189 127H188V128H189ZM193 127H194V126H193ZM193 127H192V128H193ZM228 127H227V128H228ZM233 127H234V126H232V128H233ZM238 127H239V126H238ZM242 127H243V126H242ZM6 128H7L8 131L6 130ZM12 128H14V131H13ZM54 128L57 129V127H54ZM70 128H72V129L74 128V130H77V131H73L72 129H71V130H72V131H71ZM135 128H136V130H135ZM160 128H159V130H160ZM192 128H191V127L189 128V130H188L189 132L186 133L187 135H188L189 133L193 132V131H192ZM196 128H195V129H196ZM204 128H205V127H204ZM208 128H209V127H208ZM210 128H211V127H210ZM263 128H264V126H263ZM51 129L53 130V128H51ZM51 129H50V130H51ZM64 129H65V130H64ZM117 129H118V128H117ZM117 129H116L115 131H117ZM144 129H145V128H144ZM144 129H143V130H144ZM174 129H175V130H174ZM193 129H194V128H193ZM206 129H207V128H206ZM211 129H214V128H211ZM211 129H210V130H211ZM229 129H228V131H227V129H226V127H225L224 130H226L227 133L230 132L231 134H233L234 131L232 130L233 132H231V131H229ZM251 129H252V128H251ZM10 130L12 131V133L9 132ZM58 130H59V129H58ZM106 130H109V132L106 131ZM112 130H113V129H112ZM120 130H121V129H120ZM122 130H123V129H122ZM139 130H140V129H139ZM172 130H174V132H173ZM190 130H191V132H190ZM224 130H223V132L226 133ZM262 130H263V129H262ZM69 131H71V132H69ZM134 131H135L137 134H136ZM170 131H172V132L170 133ZM197 131H199V130H197ZM201 131H202V129L200 130V132H201ZM204 131H205V130H204ZM206 131H208V130H206ZM215 131H216V129H214V133H215ZM218 131H219V129H218L216 132L218 133ZM238 131H239V130H238ZM260 131H261V128H260ZM51 132L53 133V131H51ZM82 132H83V133H82ZM117 132H118V131H117ZM117 132H116V133H117ZM133 132H134V134H133ZM141 132H142V130H141ZM195 132H196V130H195ZM210 132H211V131H210ZM243 132H244V131H243ZM243 132H242V133H243ZM58 133H60V130L58 131ZM58 133H53L52 135H54V134H58ZM76 133H77V134H76ZM113 133H114V132H113ZM113 133H112V136H113ZM125 133H126V131H125V129H124V134H125ZM166 133H167V134H166ZM217 133H216L214 136H212V137H215V138H212V137H211V138H212V141H213V139L216 140V139L218 138V137H216V136H217ZM245 133H246V132H244V134H245ZM23 134L25 135V133L18 134V135H20L19 137L17 136V137L19 138V140H20V137H21V139H23V138L26 137V135L24 136ZM126 134H127V133H126ZM148 134H151V133H148ZM152 134L155 135L154 133H152ZM186 134H184V135L186 136ZM195 134H196V133H194V135H195ZM211 134H212V132H211ZM218 134H219V133H218ZM244 134H243V135H244ZM252 134H254V133H252ZM256 134H258V133H256ZM256 134H254V135H256ZM0 135H1V134H0ZM108 135H109V136H108ZM144 135H145V134H144ZM158 135H159V133H158ZM178 135H180V134H178ZM181 135H182V132H181ZM181 135H180V137L184 136V135H182V136H181ZM204 135H205V134H204ZM204 135H203V136H204ZM221 135H222V137H221L219 140L217 139V141L209 142V143H207V144H205V142H204V141H205V138H204L202 135H201V137H203V140H204V141H202V139L200 140L199 138H198V139L196 138L197 140H193V137H197V136H196V135H195V136H192V135H191V136H192V140H193V142L196 141V142L193 143V144H192V142H188V141H189V140H188L189 138L186 139L187 137H185V141H186V144H185V145H186V147H187L189 144H191V145H190L191 147H192V145H193V148L196 149V150L198 149L197 151L200 152V156H201V159L198 160V157H200V156L198 155V157H196L197 154H198L197 151H195V152H197V153H195L193 150H191V149H193V148L190 149V146H188L187 148H189V149L191 150V153H190V150H188V149L185 147V145L182 146V147H183V151H186V150H187V151H186L187 153H185V154L190 153V155H192V151H193V154H194V155L196 154V155H195V158H196L197 160H194L195 158L191 159L192 156H191L190 158L186 156L187 160L191 159V160H189V161H190V165H189V161H188V163L186 162L187 164L185 163L187 166H189V167L186 166L188 169L191 167V163H193V162H195V161H196L195 164H196L197 166H199V169H201V168H202V165L200 164V161L202 160V162L204 161V165H206V166L209 165V167H208V166H207V167L210 168L211 171L216 169L215 171L212 172V173H213V174H212V173H210L211 171H210L209 169H207L206 167H203V168H202L203 170L201 169L202 172H203V175H202V173H201V170H200V173L198 172L199 174L202 175V177H203V176H206L207 174H208V175H209V174H212V175H211V177H212L213 175H215V174H217V173H218V174L220 173V174L222 175L221 178H222L224 175H225V177H226V180H225V177H223V178L221 179L220 176H218V174H217L216 177L213 176L212 178H214L215 180H217V179H218L217 176H218V177L220 178V179H218V180H222V181H223V179H224L223 183L220 182V183H221V184H220V183L218 182V184H216V185H219V186H212L211 184H212L213 182H216V183H217V181H213V182H211V181H210V180H212V178H211V179L207 180V184H209V183H211V184H209V185L206 184L207 186H206V187L204 186V188H202L203 186H201V185H204V183H206V182H204V181H205L206 179H208V178L204 179V178H202L201 175H199L198 173H194V174H195V175L198 174V179H199L200 177L202 178V180L204 179V180H203L204 183H200V184H201V185H200L199 182H197L199 185H198V184H197V185H193V187H189L188 185L185 186V184L182 185V184L184 183V180H183L184 178H183V176H182V179H181V177H179L181 183H182V181H183V183L180 184V185L184 186V188L182 187L183 189H182V188H181V189L183 190V192H184V189H185V191H186V192H184L185 195H182L183 198H184V196H186V195L188 196L189 194H190V195H189L190 197L193 196V197L190 198V200H188V201H189L190 203H192V204H191V205H188L190 208H189V207H186L187 210H186L185 212H187L188 215L191 214L192 219H194L193 217L196 218V216H200V217H201V218H200V217H199V218H196V221H198V222H196L197 227H198V225H199V221H201V220L204 222V223H203V222L201 221V222L204 224V228H205L206 225L208 226L209 223H207V222H209V220H215V218H217L216 220L220 219V220H218L217 222H221V221H222L224 224H226V225H231V227H234V226H235L237 230H240L241 232H243V233H244V236L246 235V236H245L246 238L243 237V240H244V239H245V240L248 239V241H247L248 243L246 242V244H247V245H246L247 249H246V247H244V244H245L244 242H243V246H241V247H244L245 249H244V248H240V247L238 246L240 249H244V250H243L244 253H242V250L240 251L239 248H237V250H239V251L241 252L240 256H237V255H239V253H238L239 251H236V249L234 250V248H236V246L239 244V243H236V239L234 240V242H235V244H237V245L234 246V248H231V247H233V246H229V247H227L226 244H224V243L221 244V242H218V243L215 242L216 244H215V243H214V244L211 243L214 247L210 245L212 250H214V249L216 250L217 248L221 247V246L224 244V245L226 246V248H225L224 246H222L221 248L224 247V250L226 249L227 251H228L229 248H230V251H228V252H230V253L233 252V253H231L232 256H234V254L237 252L238 254H236L235 257H236V256H237V257H240V258H238V259H239L240 261L244 262L245 264H246V263H247V264H264V228H263V225H264V224H263V223H264V140H263V139H264V138H261V139L257 140V141H256L257 143H256V142L254 143V144H256V145L254 146V149H253V148L251 147L252 145H250V148H249V145H248L249 143H246L245 140L243 141V138H241V137H243V136H241L240 139H242L241 141H243L244 144H242L243 142H240V141L238 140L239 137H238V139H236V137H235V140H237V142H238V141H239V142H238V143H234V140H233L234 137L232 138V136H231L230 134H227L228 136H227L226 134H221ZM221 135H220V136H221ZM225 135H226V136H225ZM240 135H241V134H240ZM249 135H250V134H249ZM2 136H4V135H2ZM22 136H24V137L22 138ZM27 136H28V135H27ZM55 136H56V135H55ZM59 136H60V134H58V136H56V137H59ZM72 136H73V134H72ZM139 136H140V135H139ZM139 136H138V137H139ZM146 136H147V134H146ZM162 136H163V135L160 136L161 139H159V141H162V139H163V140L165 139V140H164L165 142L162 141V145H160L161 147H162L165 143L168 144L170 141H171V142H170L169 144H171V143H172V144L175 143V144H174L175 146L178 145L176 142L172 141V137H171L170 140L167 139V138H170L169 135H168V137H166V138H164V136H163V137H162ZM171 136H173V135L171 134ZM210 136H211V135H209V137H210ZM223 136H224V137H223ZM230 136H231V137H230ZM32 137H33V136H32ZM52 137H53V136H52ZM113 137H114V136H113ZM118 137H119V135H118ZM118 137H117V136L114 137V140H113V141H115V143H114L115 145H114V146H115L116 148L114 149V148H113V145H112L111 148L106 149L107 151L112 150V148H113L114 151H115L117 148H118L117 150H120V149H123V147H124V146H127V145H128L127 147H129V145H130L131 142H132L131 144H132L133 146H136V145H135V144H136L135 142H137L138 139H139V140H141V139L144 140V139L146 138V137L144 136L145 138H143V137L141 138V137H140V138H141V139H140V138H138L137 136H135V137H137L136 141H133L135 138H133V140L130 139L131 142H130V140H129V144H128V141H127V139H126V140H125V141H126V145H125V142L122 141V140H119ZM120 137H121V136H120ZM149 137L151 138V136H149ZM157 137H158V136H157ZM198 137H199V136H198ZM201 137H200V138H201ZM259 137H261V136H259ZM263 137H264V136H263ZM8 138H9V137L7 136V139H8ZM59 138H60V137H59ZM63 138H62V139H63ZM72 138H73V137H72ZM150 138H149V139L147 138L148 140H147V139H145V140H147V142H148V141L150 140ZM155 138H156V137H155ZM182 138L184 139V137H182ZM211 138H210V139H211ZM254 138H255V137H254ZM7 139H6V137H5V142H6ZM29 139H30V138H29ZM31 139H33V138H31ZM67 139H68V138H67ZM111 139H112V138H111ZM115 139H117L118 141H116ZM120 139H121V138H120ZM152 139H153V138H152ZM190 139H191V138H190ZM244 139H245V137H244ZM250 139H251V138H250ZM9 140H10V138H9ZM11 140H12V139H11ZM16 140H17V139H16ZM54 140H55V139H54ZM142 140H141V141H142ZM177 140H180V139H177ZM187 140H188V141H187ZM192 140H191V141H192ZM261 140H262V141H261ZM13 141H15V140H13ZM20 141L22 142L23 140H20ZM24 141L26 142V138H25ZM57 141H58V140H57ZM63 141H64V140H63ZM76 141H77V140H76ZM113 141H112V142H113ZM150 141H151V140H150ZM152 141H153V140H152ZM155 141H156V143L159 142V141H157V139H155ZM155 141H154L153 143H155ZM166 141H168V142H166ZM197 141H199V142H197ZM200 141L202 142V144L200 143ZM232 141H233V142H232ZM9 142H10V141H9ZM55 142H56V140H55ZM147 142H144V143H147ZM187 142H188L189 144H187ZM258 142H259V143H258ZM10 143H11V142H10ZM12 143H13V142H12ZM60 143H61V142H60ZM144 143H141V145H143ZM153 143H152V144H153ZM156 143H155L154 145H155L156 147H159V144H156ZM159 143H160V142H159ZM183 143H184V141H183ZM196 143H199L198 146H196L197 148L194 147L195 145H197ZM203 143H204V144H203ZM245 143H246L247 145H245ZM8 144H9V143H8ZM62 144H63V142H62ZM68 144H70V143H68ZM111 144H113V143H111ZM137 144H139V141L137 142ZM150 144H151V143H150ZM251 144H252V142H251ZM254 144H253V145H254ZM46 145H47V144H46ZM57 145H58V144H57ZM59 145H60V144H59ZM100 145H101V146H100ZM141 145H139V146L137 145L138 147H141L140 149L136 146V149H137V151H139V154H140V150H141L142 148H144V147H148V146H145L146 144L144 145V147H142ZM148 145H149V144H148ZM157 145H158V146H157ZM180 145H182V144H180ZM10 146H11V144H10ZM43 146H44V145H43ZM95 146H96V148H97V146H99V147L97 148V150H95ZM109 146H108V147H109ZM155 146H152V147L156 149ZM167 146H168V145H167ZM3 147H4V145H3ZM30 147H31V146H30ZM63 147H64V146H63ZM66 147H67V146H66ZM105 147H106V146H105ZM108 147H107V148H108ZM127 147H126V148H127ZM152 147H151V148H152ZM164 147H165V146H164ZM184 147H185L186 149H185ZM10 148H11V147H10ZM41 148H42V147H41ZM46 148H47V147H46ZM74 148H75V147H74ZM126 148H124V149H126ZM153 148H152V150H153L152 152H154V150H155V149H153ZM176 148H177V147H176ZM178 148H179V147H178ZM7 149L10 150L9 148H7ZM31 149H32V148H30L29 151H30ZM35 149H37V147H36ZM35 149H34V150H35ZM38 149H39V148H38ZM124 149H123V150H124ZM144 149H145V148H144ZM144 149H143V150H144ZM146 149H148V150H146V151H148V153H149L150 148L148 147V148H146ZM157 149H158V148H157ZM157 149H156V150H157ZM180 149H182V148L180 147ZM243 149H247V150L250 149L251 152H250V151H249V152H246L247 150H243ZM14 150H15V149H14ZM22 150L25 151L24 148H22ZM34 150H33V151H34ZM39 150H40V149H39ZM43 150H44V148H43ZM45 150H46V149H45ZM94 150H95V152H96V151H99V153L96 152V154H93V153H94ZM123 150H122V151H123ZM156 150H155V151H156ZM170 150H171V149H169V151H170ZM237 150H238L239 152L241 151V153L239 154V152H238ZM5 151H6V150H5ZM5 151H4V152H5ZM12 151H13V150H12ZM36 151H37V150H36ZM67 151H68V150H67ZM102 151H103V150H102ZM122 151L120 150L119 153H121ZM126 151H128V148L126 149ZM129 151H130V150H129ZM129 151L127 152L128 154H129ZM150 151H151V150H150ZM181 151H182V150H181ZM236 151L238 152L239 155H238L237 153H235ZM243 151H245L246 154H244ZM1 152H2V151H1ZM7 152H8V151H7ZM9 152H10V151H9ZM18 152H19V150H18ZM30 152H31V151H30ZM30 152H27V151H26L25 155H26L27 153H30ZM40 152H41V150H40ZM69 152H70V151H69ZM76 152H73V153H75V155H76V157H77ZM117 152H118V151H117ZM117 152H116V153H117ZM144 152H145V150H144ZM144 152H142L143 155H144ZM165 152H166V151H165ZM170 152H172V151H170ZM13 153H15V152H13ZM34 153H35V152H34ZM79 153H78V157H79ZM109 153H110V152H109ZM136 153H138V152H136ZM136 153H133V154H136ZM155 153H156V152H155ZM163 153H164V152H163ZM172 153H173V152H172ZM174 153H175V152H174ZM183 153H184V152H183ZM242 153H243V154H242ZM9 154H10V153H9ZM18 154H19V153H18ZM20 154H21V153H20ZM22 154H23V151H22ZM22 154H21V156H22ZM30 154H31V153H30ZM39 154H40V153H39ZM50 154H51V153H50ZM50 154H47V155H50ZM65 154H67V153H65ZM110 154H111V153H110ZM117 154H118V153H117ZM130 154H131L130 156H131V158H132V155H133V154H132L131 151H130ZM139 154H138V155H139ZM152 154H153V153H152ZM236 154H237V155H236ZM0 155H1V154H0ZM25 155H23V156H25ZM27 155H28V154H27ZM33 155H34V154H33ZM33 155H32V156H33ZM37 155H38V154H37ZM47 155H45V157H46ZM63 155H64V154H63ZM92 155H91V157H92ZM112 155H113V153H112ZM112 155H109L110 158H111ZM114 155H115V154H114ZM118 155H119V154H118ZM121 155H122V154H120V156H117V155H116V157H115L116 159L119 160L118 162H120V163H121V160H120L118 157H121ZM124 155H127V154H124ZM124 155H122V157H123ZM169 155H170V154H169ZM171 155H173V154H171ZM188 155H189V154H188ZM15 156H18V155H15ZM19 156H20V155H19ZM21 156H20V158H22ZM64 156H65V155H64ZM69 156H70V155H69ZM81 156H80V157H81ZM128 156H129V155H128ZM130 156H129V157H130ZM149 156H150V155H149ZM164 156H166V155H164ZM174 156H175V155H174ZM176 156H177V155H176ZM176 156L174 157L175 159H176ZM205 156H207V158H206ZM215 156H220V157H221L220 159H222V158H223V159H222V160H216V159H215V161H214V160H212V158L214 159ZM5 157L7 158V156H5ZM5 157H3V158L5 159ZM34 157H36V155H35ZM34 157H32V158H34ZM43 157H44V156H43ZM62 157H63V156H62ZM62 157H61V158H62ZM80 157H79V158H80ZM86 157H85V158H86ZM102 157H104V156H101V158L99 157V158H100V159H99L100 162H101V159H103ZM124 157H125V156H124ZM124 157H123V158H124ZM135 157H137V156H135ZM138 157L142 158V154H141V156L139 155ZM138 157H137V159H139ZM151 157H152V156H151ZM182 157H183V156H182ZM204 157H205L207 160L209 159V160H208L209 162H208L207 160H203L202 158H204ZM8 158H9V157H8ZM8 158H7V159H8ZM24 158H25V157H23L22 160H23ZM26 158H27V157H26ZM32 158H31V159H32ZM37 158H38V157H37ZM52 158H53V157H52ZM54 158H55V157H54ZM63 158H64V157H63ZM67 158H68V157H67ZM67 158H66V159H67ZM71 158H72V157H71ZM93 158H94V157H93ZM97 158H98V157H97ZM97 158H96V159L94 158V160L91 158V163H89V165L92 164V166H93L94 164L96 165L97 162L99 163V161L94 162L95 160H97ZM133 158H134V157H133ZM149 158H150V157H149ZM156 158H157V156H156ZM168 158H169V157H168ZM177 158H178V156H177ZM188 158H189V159H188ZM205 158H204V159H205ZM237 158H239L240 160H238ZM39 159H40V157H39ZM64 159H65V158H64ZM66 159H65V160H66ZM86 159H87V158H86ZM113 159H114V158H113ZM127 159H128V158H127ZM127 159H126V160H127ZM152 159H153V158H152ZM178 159H180V158H178ZM235 159H237L238 161H240V162H242V163H237V161H236ZM242 159H243V160H242ZM9 160H10V158H9ZM11 160H14V159L12 158ZM20 160H21V159H20ZM29 160H30V159H29ZM42 160H44V159H42ZM49 160H50V159H49ZM53 160H54V159H53ZM57 160H58V158H57ZM70 160H72V159H70ZM89 160H90V158H89ZM92 160H93V161H92ZM111 160H112V158H111ZM153 160H154V159H153ZM168 160H169V159H168ZM171 160H172V159H171ZM184 160H186V159H184ZM187 160H186V161H187ZM241 160H242V161H241ZM27 161H28V159H27ZM32 161H33V160H32ZM37 161H40V160L37 159ZM51 161H52V160H51ZM54 161H55V160H54ZM62 161H64V160H62ZM67 161H68V160H67ZM72 161H74V160H72ZM72 161H71V162H72ZM109 161H110V160H109ZM116 161H117V160H116ZM116 161H115V162H116ZM142 161H143V160H142ZM158 161H159V160H158ZM158 161L156 160V162H158ZM175 161H176V160H175ZM178 161H179V160H178ZM182 161H183V159H182ZM191 161H192V162H191ZM197 161H198V162H197ZM233 161H236L237 164H236L235 162H233ZM9 162H11V161H9ZM14 162H16V160H15ZM28 162H29V161H28ZM33 162H34V161H33ZM35 162H36V160H35ZM74 162L76 163V160H75ZM74 162H72V164H73ZM93 162H94V164H93ZM112 162L114 163V160H113ZM135 162H136V159H135ZM165 162H166V161H165ZM179 162H181V159H180ZM206 162H207V164H205ZM243 162H244V163H243ZM5 163H6V162H4V164H5ZM11 163H12V162H11ZM19 163H20V162H19ZM46 163H47V162H46ZM51 163H52V162H51ZM78 163H79V162H78ZM104 163H105V162H104ZM104 163H102V164L104 165ZM127 163H130L129 160H127ZM137 163H138V162H137ZM151 163H152V162H151ZM168 163H171V162H168ZM172 163H173V162H172ZM175 163H176V162H175ZM181 163H182V162H181ZM234 163H235V164H234ZM6 164H7V163H6ZM35 164H36V163H35ZM38 164H39V162H38ZM57 164H58V163H57ZM68 164H69V162H68ZM87 164H88V163H87ZM110 164H111V163H110ZM115 164H116V166H117L119 163H114V167H113V168L116 167ZM173 164H174V163H173ZM178 164L180 165V163H178ZM182 164H183V163H182ZM195 164H194V165H195ZM198 164L201 165V168H200V165H198ZM25 165H26V164H25ZM25 165H24V166H25ZM28 165H29V164H28ZM44 165H45V164H44ZM47 165H49V164H47ZM53 165H54V164H53ZM55 165H56V163H55ZM64 165H65V164H64ZM74 165H75V164H74ZM76 165H77V164H76ZM79 165H80V164H79ZM95 165L93 166V168H91V170L94 169ZM98 165H99V164H98ZM98 165H97V168H98V167L101 168V166H100V165L98 166ZM119 165H121V164H119ZM128 165H129V164H128ZM139 165H140V164H139ZM170 165H172V164H169V166H170ZM174 165H175V164H174ZM196 165L193 166V164H192V166L195 167V168H196V171H197V170H199V169H197V166H196ZM204 165H203V166H204ZM210 165H211L212 167H211ZM219 165H220V166H219ZM4 166H6V165H4ZM24 166H23V167H24ZM30 166H31V163H30ZM32 166H33V165H32ZM51 166H52V165H51ZM57 166H58V165H57ZM57 166H56V167H57ZM67 166H68V165H67ZM77 166H78V165H77ZM112 166H113V165H112ZM112 166L110 165V167H112ZM123 166H124V165H123ZM123 166L121 165L120 167H123ZM137 166H138V165H137ZM142 166H143V165H142ZM151 166H152V165H151ZM156 166H158V165H156ZM161 166H163V164H162ZM161 166H160V167H161ZM182 166H184V165H182ZM216 166H217V167H216ZM7 167H8V166H7ZM35 167H36V166H35ZM37 167H39V165H38ZM60 167H61V166H60ZM72 167H73V166H72ZM79 167H80V166H79ZM83 167H84V166H83ZM118 167H119V166H118ZM120 167H119V168H120ZM124 167H126V166H124ZM124 167H123V168H124ZM129 167H131V166H129ZM140 167H141V166H139L138 168H140ZM147 167H148V166H147ZM160 167H159V168H160ZM170 167H171V166H170ZM174 167H175V166H174ZM180 167H181V165H180ZM184 167H185V166H184ZM193 167H191V168H192L191 170H193V172H194L195 169H193ZM219 167H220V168H219ZM254 167H257L260 171L255 172L256 170L254 171ZM25 168H26V167H25ZM73 168L77 169L76 166H74ZM73 168H72V169H73ZM89 168H90V167H89ZM89 168H87V169H89ZM103 168H104V167H103ZM116 168H117V167H116ZM116 168H115V170H116ZM127 168H128V167H126V170H127ZM163 168H164V167H163ZM167 168H168V167H167ZM172 168H173V167H172ZM172 168H171V169H172ZM175 168L177 169V166H176ZM218 168H219V169H218ZM30 169H31V168H30ZM33 169H34V168H33ZM63 169H64V168H63ZM75 169H74V170H75ZM79 169H80V168H79ZM79 169H78V171H79ZM87 169L85 168V170H87ZM124 169H125V168H124ZM142 169H144V168L142 167ZM147 169H148V168H147ZM156 169H157V170H156ZM156 169L154 170V173H153L152 176H154V174H156V176H157V178H158V175L161 174V173L159 172V170H160L161 168L158 170V167H156ZM176 169H175V171H176ZM178 169H179V166H178ZM178 169H177V170H178ZM204 169H205V171L207 170L206 175H204V172H205ZM45 170H46V169H45ZM45 170H44V173H45ZM70 170H71V166H70ZM81 170H82V168H81ZM81 170H80V171H81ZM85 170H82V171H85ZM96 170H97V169H96ZM96 170H93V171H91V172L95 173ZM98 170H99V169H98ZM98 170H97V171H98ZM100 170H101V169H100ZM103 170H104V169H103ZM103 170H102V171H103ZM115 170H114V171H115ZM121 170H122V171H121ZM121 170H120L121 173H123V169H121ZM126 170H125V171H126ZM132 170H133V169H132ZM138 170H139V169H138ZM165 170H166V169H165ZM168 170H169V169H168ZM218 170H219L220 172H218ZM64 171H66V170L64 169ZM80 171H79V172H80ZM88 171L90 172V170H88ZM106 171H107V170H106ZM111 171H112V170H111ZM117 171L119 172V170H117ZM127 171H128V170H127ZM141 171H143V170H141ZM146 171H147V170H146ZM160 171H161V170H160ZM162 171H163V173H164V174H163L164 176H165V174L168 173V172H166L167 170H166V171L162 170ZM175 171H174V172H175ZM187 171H189V170H187ZM7 172H8V171H7ZM49 172H50V171H49ZM70 172L72 173V175H73L72 177H73L74 179H75L76 177L79 178V180H80V179L82 180V179L84 178V177L82 178V177L80 176L79 173H78V174L75 173V174H76V175H75V174H74L75 171H72V170H71ZM91 172H90V173H91ZM107 172H108V171H107ZM129 172H130V171H129ZM151 172H152V171H151ZM156 172H158V173H156ZM174 172H173V174H174ZM184 172H185V171H184ZM190 172H192V171H190ZM190 172H189V173H190ZM215 172H217V173H215ZM31 173H32V172H31ZM31 173H30V174H31ZM54 173H55V171H54ZM90 173H89V174H90ZM93 173H92V174H93ZM102 173H103V172H102ZM108 173H109V172H108ZM127 173H128V172H127ZM131 173H133V171H132ZM139 173H140V171H139ZM141 173H142V172H141ZM169 173H172V172L169 171ZM169 173H168V174H169ZM176 173H177V172H176ZM176 173H175V174H176ZM185 173L188 174V172H185ZM214 173H215V174H214ZM20 174H21V173H20ZM33 174H34V173H33ZM35 174H37V173H35ZM67 174L69 175L70 173L67 171ZM96 174H97V172L95 173V175H96ZM99 174H100V172H99ZM113 174H115V173H113ZM136 174H137V173H136ZM136 174H135V175H136ZM149 174H150V173H149ZM168 174H167V175H168ZM178 174H180V176H181V172H178ZM0 175H1V174H0ZM6 175H7V174H6ZM40 175H41V174H40ZM43 175H44V174H43ZM68 175H67V176L64 175L65 178H68V179L71 178V174H70V177H68ZM81 175L86 176V175L83 174V173H81ZM93 175H94V174H93ZM95 175H94V176H95ZM104 175H106V174H104ZM107 175H109V174H107ZM123 175H127V176L129 175V176H130V177H127V176H126V177H124V176L120 177L121 174L118 173V176H119V178H121V180H122L123 177L126 178V179L129 178V179L127 180V181H128L127 184L129 185V183L131 182V185H130V188H131V187L134 185L133 182L131 181V177L133 176V174H132V175H130V173L125 174V172H124ZM138 175H139V174H137V176H138ZM170 175H171V174H170ZM170 175H168V176H170ZM52 176H53V175H52ZM96 176H97V175H96ZM101 176H102V175H101ZM109 176H110V175H109ZM114 176H115V175H114ZM137 176H136V177H137ZM145 176H146V175H145ZM156 176H154V178H155ZM161 176H162V174H161ZM161 176L159 175V179H160ZM164 176H163V177H164ZM168 176H167V177H168ZM176 176H177V174H176ZM227 176H228V177H227ZM22 177H23V176H22ZM22 177H21V178H22ZM39 177H40V176H39ZM44 177H45V176H44ZM98 177H99V176H98ZM134 177H135V176H133L132 180L134 179ZM167 177L165 176L166 180H169V181H170V179H168L169 177H168V178H167ZM171 177H173L174 180H175L176 182L179 181V178L177 179V180H178V181H177L176 178H175V176H170V178H171ZM177 177H178V176H177ZM186 177H187V176H186ZM190 177L192 178V176H190ZM193 177H194V176H193ZM195 177H196V176H195ZM229 177H230V178H229ZM28 178H29V176H28ZM28 178H27V176H26V179H27V180H28ZM47 178H48V177H47ZM51 178H52V177H51ZM53 178H54V177H53ZM77 178H76V179H77ZM86 178H87V177H85V179H86ZM107 178H108V177H107ZM150 178H151V177H150ZM196 178H197V177H196ZM209 178H210V177H209ZM216 178H217V179H216ZM32 179H33V180H32ZM32 179H31L32 181H31V180H28L29 183H31V184H32L33 182H35L37 178L34 179V178L32 177ZM68 179H67V180H68ZM74 179H72V178L69 179V182H70V180H71V183H73V182H74ZM76 179H75V180H76ZM88 179H90V178H88ZM137 179H138V178H137ZM159 179H158V181H160ZM163 179H164V178H161V180H163ZM198 179H197V180H198ZM214 179H213V180H214ZM27 180H26V181H27ZM40 180H42V179L40 178ZM58 180H59V179H58ZM65 180H66V179H65ZM83 180H84V179H83ZM90 180H91V179H90ZM109 180H110V179H109ZM134 180H135V179H134ZM144 180H145V179H144ZM166 180H164V181L167 183L168 181H166ZM174 180L171 179V181H170V182H171V186H172V184L174 185V183L172 182V181H174ZM194 180H195V179H194ZM194 180H192V181H194ZM199 180L201 181V179H199ZM199 180H198V181H199ZM30 181H31V182H30ZM37 181H38V180H37ZM37 181H36V182H37ZM61 181H62V180H61ZM91 181H92V180H91ZM91 181H90V182H91ZM115 181H116V180H115ZM124 181H125V180H124ZM147 181H148V179H147ZM180 181H179V183H180ZM185 181H186V180H185ZM208 181H209V183H208ZM36 182H35V183H36ZM57 182H58V181H57ZM77 182H78V181H76V183H77ZM125 182H126V181H125ZM153 182H154V181H153ZM155 182H156V181H155ZM187 182H188V184L190 185L189 180H187ZM187 182H186V183H187ZM27 183H28V182H27ZM43 183H44V182H43ZM49 183H50V182H49ZM71 183H70V184H71ZM76 183H75V184H76ZM78 183H81V182L79 181ZM85 183H86V185H88V184H87V183H88V182H87V179H86V182H84V183H83V181H82V186H83V184L85 185ZM117 183H118V182H117ZM122 183H123V182H122ZM149 183H150V182H149ZM158 183H159V182H158ZM179 183H177V184L179 185ZM192 183H193V182H192ZM18 184H19V183H18ZM20 184H21V183H20ZM31 184H30V186H31ZM55 184H56V183H55ZM65 184H68V182L65 183ZM127 184H126V186H124V187H121V186H120L121 188H124V191H125V192H126V190H127V189H126ZM175 184H176V183H175ZM177 184H176V185H177ZM195 184H196V183H195ZM16 185H17V184H16ZM23 185H25V184H23ZM23 185H22V186H23ZM32 185H34V183H33ZM37 185H38V182H37ZM42 185H43V184H42ZM42 185H41V186H42ZM61 185H63V184H61ZM78 185H80V184H78ZM148 185H149V184H148ZM148 185H147V186H148ZM213 185H215V183H214ZM14 186H15V185H14ZM18 186H20V185H18ZM28 186H29V185H28ZM30 186H29V187H30ZM35 186H36V184L34 185V187H35ZM41 186H36V187H37L36 189H38V187H41ZM76 186H77V185H76ZM76 186H75V187H76ZM88 186H89V185H88ZM135 186H137V185H134V188H133L134 190H135ZM154 186H155V185H154ZM169 186H170V183L168 182V184H166L165 187L170 188V189H169V192L171 191V193H172V195H173V197H174V193L172 192V190L174 191V189H175V185L172 186V187H169ZM200 186H201V187H200ZM15 187H16V186H15ZM50 187H51V186H50ZM60 187H61V186H60ZM69 187H70V186H68V188H69ZM78 187H79V186H78ZM78 187H77V188H78ZM84 187H85V186H84ZM89 187H90V186H89ZM128 187H129V186H128ZM139 187H140V186H139ZM157 187H158V186H157ZM165 187H164V188H165ZM176 187H178V186H176ZM180 187H181V186H180ZM244 187H245V188H244ZM13 188H14V187H13ZM17 188H18V187H17ZM19 188L22 189V187H19ZM19 188H18V190H19ZM25 188H27V187H25ZM25 188H24V189H25ZM30 188H31V187H30ZM30 188H28V189L31 191V189L33 188V186H32L31 189H30ZM54 188H56V187H54ZM71 188H72V187H71ZM118 188H119V187H118ZM121 188L119 189V191H123ZM130 188H129V189H130ZM154 188H155V187H154ZM192 188H193V189H192ZM242 188H244V190H243ZM21 189L19 190L20 192H21ZM88 189H89V188H88ZM140 189H141V188H140ZM143 189H144V188H143ZM160 189H161V188H160ZM160 189H159V191H160ZM179 189H180V188H179ZM181 189H180V190H181ZM22 190H23V189H22ZM33 190H34V189H32L31 192H33ZM55 190H56V189H55ZM84 190H85V189H84ZM141 190H142V189H141ZM167 190H168V189H166L165 191H167ZM180 190H178L179 193H180ZM19 191H18V192H19ZM24 191H25V190H24ZM34 191H35V190H34ZM36 191H38V190H36ZM40 191H41V190H40ZM59 191H60V190H59ZM63 191H64V190H63ZM67 191H68V190H67ZM73 191H74V190H73ZM85 191H86V190H85ZM129 191H130V190H129ZM132 191H133V190L130 191L131 194H134V195H135L136 193H134V192H135L136 190H135L133 193H132ZM154 191H155V190H154ZM163 191H164V189H163ZM175 191H176V189H175ZM178 191H177V192H178ZM256 191H257V192H256ZM26 192H27V191H26ZM28 192H29V191H28ZM38 192H39V191H38ZM53 192H54V191H53ZM60 192H61V191H60ZM65 192H66V191H65ZM108 192H109V191H108ZM125 192H123V194H125ZM151 192H152V191H151ZM169 192H168V193H169ZM183 192H181V194H182ZM9 193H10V192H9ZM36 193H37V192H36ZM46 193H47V191H46ZM76 193H77V192H76ZM157 193H158V191H157ZM186 193H188V194H186ZM11 194H12V193H11ZM23 194H24V193H23ZM32 194H33V193H31V195H32ZM65 194H66V193H65ZM67 194H68V193H67ZM115 194H116V193H115ZM129 194H130V193H129ZM161 194H162V193H161ZM164 194H165V193H164ZM164 194H163V196H165ZM181 194H180V195H181ZM197 194H199V195H197ZM4 195H5V193L3 194L2 197H4ZM28 195H29V194H28ZM34 195H35V192H34ZM36 195H37V194H36ZM40 195H41V194H40ZM48 195H49V194H48ZM54 195H55V194H54ZM136 195H137V194H136ZM139 195H140V194H139ZM9 196H10V195H9ZM20 196H21V195H20ZM49 196H51V195H49ZM49 196H48V198H49ZM63 196H64V195H63ZM72 196H73V195H72ZM93 196H94V195H93ZM114 196H115V195H114ZM122 196H123V195H122ZM126 196H127V194H126ZM132 196H133V195H132ZM157 196H159V194H157ZM160 196H161V195H160ZM168 196H170V195H168ZM168 196H167V198H168ZM175 196H176V194H175ZM187 196H186V198H187ZM26 197H27V196H25V198H26ZM29 197H30V196H29ZM31 197H32V196H31ZM117 197L119 198V196H117ZM129 197H130V195H129ZM137 197H138V196H137ZM153 197H154V196H153ZM165 197H166V196H165ZM165 197H164V198H165ZM179 197H181V196H179ZM8 198H9V197H8ZM25 198H24V199H25ZM60 198H61V197H60ZM76 198H77V197H76ZM127 198H128V197H127ZM134 198H135V197H134ZM177 198H178V196H177ZM177 198H176V200H177ZM12 199H13V198H12ZM16 199H17V197H16ZM31 199H32V198H31ZM62 199H63V198H62ZM93 199H94V198H93ZM139 199H140V198H139ZM156 199H157V198H156ZM161 199H162V197H161ZM172 199H173V198H172ZM234 199H235V200H234ZM243 199H245L246 201H244ZM59 200H60V199H59ZM70 200H71V199H70ZM114 200H115V199H114ZM117 200H119V199H117ZM163 200H164V199H163ZM166 200H167V199H166ZM168 200H169V199H168ZM174 200H175V197H174ZM182 200H183V199H182ZM232 200L235 201L238 205H240V203H243V204H244V202L246 203L247 200H248L250 203H249V202L246 203V206L249 204L248 206H250V207H249L250 210H246V209L244 210V208H243L244 206H241V208L238 206V208H239V210H240V213H241L240 215H242V213H243V215H242L243 217H242V216H239V214L237 215L236 213H239V212H238L239 210H237L238 208H237V206H236V205H237L236 203H234V204L232 203V204H231V201H232ZM63 201H64V199H63ZM119 201H120V200H119ZM154 201H155V200H154ZM157 201H158V200H157ZM157 201H156V202H157ZM164 201H165V200H164ZM170 201H171V200H170ZM233 201H232V202H233ZM238 201H239V202H238ZM242 201H243V202H242ZM10 202H11V201H10ZM19 202H20V201H19ZM32 202H34V201H32ZM111 202H112V201H111ZM122 202H124V201H122ZM131 202H132V201H131ZM146 202H147V201H146ZM171 202H172V201H171ZM177 202H178V200H177ZM177 202H175V203L177 204ZM183 202H185V199H184ZM183 202H181V203H183ZM186 202H187V200H186ZM189 202H188V203H189ZM226 202H227V203H226ZM228 202H230V203H229L230 205H232V206L234 205V206H236V207H232V206H230V205L228 204ZM7 203H8V202H7ZM36 203H37V202H36ZM39 203H40V202H39ZM42 203H43V202H42ZM159 203H160V202H159ZM165 203H166V201H165ZM190 203H189V204H190ZM214 203H215V204L218 203L217 205L220 204V205H222V206H217V207L214 206V207H216V208H215L214 210H212V211H213V214H212L213 219H208V220H206V219L202 218L204 212L206 211L205 209L211 207L212 205H215ZM9 204H10V203H9ZM11 204H12V202H11ZM144 204H145V202H144ZM146 204H150V202H149V203H146ZM157 204H158V203H157ZM172 204L175 205L174 203H172ZM172 204H171V205H172ZM179 204H180V203H179ZM183 204H185V203H183ZM183 204H180L179 206H180V207H181V206L183 207ZM235 204H236V205H235ZM7 205H8V204H7ZM37 205H38V204H37ZM173 205H172V206H173ZM244 205H245V204H244ZM8 206H9V205H8ZM33 206H34V205H33ZM108 206H109V205H108ZM248 206L245 207V208L248 209ZM40 207H41V206H40ZM130 207H132V206H130ZM165 207H167V206H165ZM180 207H179L180 210L184 208V207H183V208H180ZM214 207H213V208H214ZM6 208H8V207H6ZM10 208H11V207H10ZM31 208H32V207H31ZM31 208H30V209H31ZM37 208H38V207H37ZM44 208H45V207H44ZM46 208H47V207H46ZM63 208H64V207H63ZM67 208H68V207H67ZM117 208H118V207H117ZM159 208H160V207H159ZM213 208H212V209H213ZM236 208H237V209H236ZM242 208H243V210L246 211V212L242 211ZM8 209H9V208H8ZM13 209H14V208H13ZM41 209H42V208H41ZM107 209H108V208H107ZM107 209H106V211H107ZM164 209H165V208H164ZM170 209H172V208H170ZM210 209H211V208H210ZM16 210H17V208H16ZM37 210H38V209H37ZM128 210H129V209H128ZM155 210H156V209H155ZM157 210H158V209H157ZM160 210H161V209H160ZM180 210H179V211H180ZM203 210H205V211L202 212ZM20 211H22V210H19V212L17 211L18 215H17L16 212H15V214H16L18 217L15 216V214H12V216H13V217H12V222L8 224V226H7L8 229L6 228L7 230H9V229H11V228H16V227H17L16 220H17V218H18V220H19V218L22 217V216H20V215H23V214H21V213H23V211H22V212H20ZM47 211H48V210H47ZM110 211H111V210H110ZM172 211H173V210H172ZM179 211H178V212H179ZM198 211H199V212H198ZM208 211H209V210H208ZM24 212L27 213L28 210H26V211H24ZM69 212H70V211H69ZM104 212H105V211H104ZM134 212H135V211H134ZM166 212H167V211H166ZM185 212H183V213H185ZM197 212H198L200 215H198ZM13 213H14V212H13ZM162 213H163V212H162ZM171 213H172V212H171ZM174 213H175V211H174ZM174 213H173L172 215H174ZM183 213H182V211H181V214H183ZM187 213H185V214L187 215ZM201 213H202V215H201ZM207 213H208V212H207ZM210 213H212V212H210ZM210 213H209V217H210ZM19 214H20V215H19ZM28 214H29V213H28ZM150 214H151V213H150ZM154 214H155V213H154ZM163 214L166 215V213H163ZM163 214H161V215L158 216V217H160L161 219H163V218L165 219L166 217H164ZM167 214H168V213H167ZM169 214H170V213H169ZM169 214H168V215H169ZM181 214H180V215H181ZM185 214H184V215H185ZM205 214H206V213H205ZM50 215H51V214H50ZM58 215H59V214H58ZM184 215H183V216H184ZM195 215H196V216H195ZM213 215L216 216V217L214 218ZM233 215H236V218H234ZM14 216H15V217H14ZM43 216H44V215H43ZM66 216H67V215H66ZM109 216H110V215H109ZM141 216H142V215H141ZM150 216H151V215H150ZM153 216H154V215H153ZM161 216H163V218H162ZM170 216H171V215H170ZM178 216H179V215H178ZM204 216H205V215H204ZM204 216H203V217H204ZM231 216H233V218H232ZM244 216H245V217H244ZM27 217H28V215H27ZM145 217H146V216H145ZM148 217H149V216H148ZM148 217H147V218H148ZM188 217H189V216H188ZM205 217H207V214H206ZM247 217H248V219L251 220V224H252V222H254V223H253V226H252V225H250V226L254 227V224L256 223L255 225L257 226V228H254V229H256L258 232H257V231H254V232H253L254 229H251V228L249 227V224L247 223V221H245V220H247ZM2 218H3V217H2ZM13 218H14V219H13ZM25 218H26V217H25ZM52 218H53V216H52ZM155 218H156V217H155ZM168 218H169V217H168ZM171 218H174V217H171ZM176 218H177V217H176ZM207 218H208V217H207ZM0 219H1V218H0ZM20 219H21V218H20ZM143 219H144V218H143ZM143 219H142V220H143ZM164 219H163V220H164ZM185 219H186V218H185ZM192 219H191V220H192ZM203 219H204V220H203ZM244 219H245V220H244ZM4 220H6V219H4ZM24 220H25V219H24ZM26 220H28V219H26ZM107 220H108V219H107ZM119 220H120V219H119ZM148 220H149V219H148ZM168 220H169V219H168ZM171 220H172V219H171ZM174 220H175V219H174ZM178 220H179V222L177 221L178 224H176V225H179V226L182 225V224L180 223V222L182 221V220H180V217H179ZM191 220H189V222H190ZM216 220H215V222H213V223L211 224V226H213L214 223H215L214 226H218V225H219V224L216 222ZM250 220H248V221H250ZM22 221H23V220H22ZM155 221H156V220H155ZM166 221H167V219H166ZM187 221H188V219H187ZM187 221H186V222H187ZM193 221H194V220H193ZM206 221H207V222H206ZM3 222H4V221H3ZM3 222H2V223H3ZM6 222H8V220H7ZM142 222H143V221H142ZM172 222H174V221L172 220ZM211 222H212V221H210V223H211ZM222 222H221V223H222ZM257 222L260 223V224H261V222H262L263 225H262V224H261L262 226L259 225V224L257 225ZM29 223H30V222H29ZM145 223H147V222L145 221ZM145 223H144V225H146ZM150 223H151V222H150ZM179 223H180V224H179ZM192 223H194V225H195V221L192 222ZM206 223H207V224H206ZM223 223H222V224H223ZM0 224H1V223H0ZM24 224H25V223H24ZM73 224H74V222H73ZM108 224H109V223H108ZM116 224H117V223H116ZM142 224H143V223H142ZM153 224H154V223H153ZM161 224H162V223H161ZM163 224H164V223H163ZM163 224H162V225H163ZM166 224L168 225V221H167ZM170 224H171V223H170ZM183 224H185V223H183ZM186 224H187L186 228L188 227L187 230H189V226H188V225H189L190 223H186ZM186 224H185V225H186ZM216 224H217V225H216ZM224 224H223V225H224ZM144 225H143V226H144ZM209 225H210V224H209ZM220 225H221V224H220ZM220 225H219V227H220ZM233 225H234V226H233ZM108 226H109V225H108ZM126 226H127V225H126ZM148 226H149V225H148ZM155 226H156V225H155ZM159 226H160V224H159ZM200 226H201V225H200ZM211 226H209V228H211ZM214 226H213V227H214ZM256 226H255V227H256ZM260 226H261L263 229L260 228ZM110 227H111V226H110ZM127 227H129V225H128ZM164 227H165V225H164ZM174 227H175V226H174ZM192 227L194 228V226H192ZM192 227H191V229H192ZM197 227H196V228H197ZM213 227H212V228H213ZM227 227H228V228H227ZM235 227H234V228H235ZM124 228H125V227H124ZM142 228H143V227H142ZM144 228H145V227H144ZM146 228H147V226H146ZM151 228H152V227H151ZM166 228H167V227H166ZM169 228H170V227H168V230H169ZM180 228H182V227H180ZM183 228L185 229V227H183ZM204 228H201V229H203V230L208 229L207 227H206V229H204ZM212 228H211V229H212ZM217 228H218V227H217ZM225 228L230 229L229 226H225ZM234 228H233V229H234ZM20 229H21V228H20ZM22 229H23V228H22ZM132 229H133V228H132ZM172 229H173V228H172ZM177 229H178V228H177ZM184 229H182V230H184ZM214 229H216V227H215ZM7 230H6V231H7ZM24 230H25V228L23 229V232L25 233ZM143 230H144V229H143ZM145 230H146V229H145ZM145 230H144V231H145ZM164 230H165V229H164ZM194 230L197 231L196 229H194ZM199 230H200V229H199ZM219 230H220V232H221V231L223 230L222 227H220ZM219 230H216V231L212 230V232H213V231H214V232H217V231H219ZM231 230H232V229H231ZM175 231H177V230H175ZM180 231H181V230H180ZM189 231H190V230H189ZM189 231H188V232H189ZM209 231H211V230H209ZM225 231H226V230H225ZM240 231H239V233L241 234ZM23 232H22V230L20 231L21 235H22ZM147 232H148V231H147ZM172 232H173V231H172ZM178 232H179V231H177V233H178ZM181 232L184 233V231H181ZM185 232H186V231H185ZM190 232H191V233H194V232H192V231H190ZM204 232H205V231H204ZM212 232H211V233H212ZM24 233H23V234H24ZM37 233H38V232H37ZM183 233H181V235H182ZM191 233H190V234H191ZM206 233H207V231H206ZM217 233H218V232H217ZM39 234H40V233H39ZM146 234H147V233H146ZM148 234H149V233H148ZM164 234H165V233H164ZM166 234H167V233H166ZM172 234H173V233H172ZM174 234H175V232H174ZM190 234H189V235H190ZM194 234H195V233H194ZM202 234H204V233H202ZM202 234H199L198 236H201ZM218 234H220V233H218ZM221 234H222V232H221ZM237 234H238V232H237ZM24 235H25V234H24ZM128 235H129V233H128ZM128 235H127V236H128ZM169 235H170V234H169ZM204 235H205V237L207 236V234H204ZM208 235H209V234H208ZM215 235H216V234H215ZM215 235H214V236H215ZM226 235H229V234H226ZM226 235H225V236H226ZM230 235H231V234H230ZM0 236H1V235H0ZM7 236H8V235H7ZM7 236H6V237H7ZM127 236H126V237H127ZM173 236H174V235H173ZM176 236H178V235L176 234ZM179 236H180V235H179ZM193 236H194V235H193ZM212 236H213V235H212ZM223 236H224V235H223ZM231 236H234V235H231ZM238 236H239V235H238ZM8 237H9V236H8ZM10 237H11V236H10ZM10 237H9V238H10ZM12 237H13V236H12ZM28 237H29V236H28ZM128 237H129V236H128ZM171 237H172V236H171ZM174 237H175V236H174ZM182 237H183V236H182ZM202 237H203V236H202ZM207 237H209V236H207ZM217 237H218V236H217ZM217 237H216V238H217ZM236 237H237V236H236ZM9 238H5V237L3 238V237H2V239H0V242H1L2 240L4 241L5 239H9ZM167 238H168V237H167ZM172 238H173V237H172ZM179 238H181V237H179ZM210 238H211V237H210ZM220 238H221V237H220ZM226 238H227V237H226ZM226 238L224 237V239H226ZM229 238H230V237H229ZM229 238H228L227 240H225V241H228V242H230L231 244L233 243V245H234V242L230 241ZM240 238H241V240H242L241 235H240ZM11 239H12V238H11ZM11 239H10V240H11ZM130 239H131V238H130ZM164 239H165V238H164ZM170 239H171V238H170ZM170 239H169V240H170ZM203 239H205V238H203ZM208 239H209V238H208ZM231 239H232V238H231ZM237 239H238V238H237ZM10 240H9L8 243H10ZM13 240H14L13 242H15V238H14ZM126 240H127V239H126ZM172 240H175V239H172ZM181 240H182V239H181ZM219 240H220V239H219ZM243 240H242V241H243ZM3 241H2V243H3ZM7 241H8V240H7ZM22 241H23V240H22ZM22 241H21V242H22ZM127 241H128V240H127ZM130 241H131V240H130ZM130 241H129V242H130ZM165 241L167 242V240H165ZM211 241H212V240H211ZM214 241H215V240H214ZM16 242H17V240H16ZM27 242H28V240L26 239V241H25V243H24V244H25V247L27 246V245H26ZM29 242H30V241H29ZM31 242H32V241H31ZM31 242H30V243H31ZM203 242H204V243H205V242H208V240L203 241ZM203 242H202V243H203ZM212 242H213V241H212ZM228 242H227V243H228ZM237 242H240V241H237ZM11 243H12V242H11ZM33 243H34V242H33ZM126 243H127V242H126ZM126 243H125V244H126ZM172 243H173V242H172ZM175 243H176V242H175ZM202 243H201V244H202ZM204 243H203V244H204ZM208 243H209V242H208ZM208 243H207V244H208ZM225 243H226V242H225ZM240 243L242 244V242H240ZM3 244H4V243H3ZM21 244H23V242H22ZM28 244H29V243H28ZM165 244H166V243H165ZM201 244H199V247L201 246ZM209 244H210V243H209ZM241 244H240V245H241ZM248 244H249V246H248ZM16 245H18V244H16ZM19 245H20V244H19ZM173 245H174V244H173ZM196 245H197V244H196ZM220 245H221V246H220ZM5 246H6V244H5ZM7 246H9V245H7ZM10 246H11V245H10ZM10 246H9V248H10ZM204 246H205V244H204ZM207 246H208V245H207ZM12 247L15 248L14 246H12ZM28 247H30V246H28ZM188 247H189V246H188ZM192 247H193V246H192ZM195 247H198V246H195ZM195 247H194V248H195ZM200 248H201V247H200ZM205 248H206V247H205ZM205 248H204V249H205ZM207 248L209 249L210 247H207ZM221 248H219V249L221 250ZM15 249H16V248H15ZM196 249H197V248H196ZM10 250H11V249H10ZM20 250H21V249H20ZM20 250H19V251H20ZM224 250H221V253H222V251H224ZM15 251H16V250H15ZM24 251H26V250H24ZM24 251H23V252H24ZM118 251H119V250H118ZM118 251H117V252H118ZM123 251H124V250H123ZM123 251H122V252H123ZM154 251H155V250H154ZM203 251H204V250H203ZM210 251H211V250H210ZM210 251H209V252H210ZM227 251H224L225 253H223V254H226ZM235 251H236V252H235ZM11 252H13V251H11ZM11 252H10V253H11ZM17 252H18V250H17ZM152 252H153V251H152ZM199 252H200V250H199ZM205 252H207V251H205ZM212 252H214V251H212ZM234 252H235V253H234ZM20 253L22 254V252H20ZM207 253H208V252H207ZM207 253H205V255H206ZM210 253H211V252H210ZM11 254H12V253H11ZM14 254H16V253H14ZM18 254H19V252H18L16 255L19 256L20 254H19V255H18ZM122 254H123V253H121V255H122ZM200 254H201V253H200ZM200 254H199V255H200ZM228 254H229V253H228ZM118 255H119V254H118ZM182 255H183V254H182ZM216 255H217V254H216ZM226 255H227V254H226ZM241 255H242V257H241ZM0 256H1V255H0ZM20 256H21V257H22V256L24 257L23 254L20 255ZM208 256H209V254H208ZM213 256H214V255H213ZM217 256H218V255H217ZM220 256H222V254H221ZM227 256H228V255H227ZM5 257H6V256H5ZM25 257H26V256H25ZM55 257H57V256H55ZM60 257H61V256H60ZM187 257H188V256H187ZM187 257H186V259H188ZM222 257H223V256H222ZM228 257H229V256H228ZM230 257H231V255H230ZM1 258H2V257H1ZM208 258H209V257H208ZM208 258H206V259H207L208 262H209V259H208ZM210 258H211V257H210ZM213 258H214V257H213ZM2 259H3V258H2ZM24 259H25V258H24ZM61 259H62V258H61ZM195 259H196V258H195ZM198 259H199V258H198ZM202 259H203V258H202ZM202 259H201V260H202ZM204 259H205V258H204ZM215 259H217V258H215ZM218 259H219V258H218ZM234 259H235V258H234ZM0 260H1V259H0ZM3 260H5V262H6V258L3 259ZM211 260H212V259H211ZM188 261H189V260H188ZM218 261H219V260H218ZM230 261H231V259H230ZM236 261H238V260H236ZM3 262H4V261H2V263H3ZM17 262H18V261H17ZM214 262H215V260H214ZM220 262H222V261H220ZM225 262H229V261L227 260V261H225ZM6 263H7V262H6ZM8 263H9V261H8ZM10 263H11V262H10ZM12 263H13V262H12ZM186 263H187V262H186ZM189 263H190V261H189ZM209 263H210V262H209ZM209 263H208V264H209ZM234 263H236V262H234ZM20 264H21V263H20ZM214 264H216V263H214ZM226 264H227V263H226Z\"/></svg>",
	"mask_w": 264,
	"mask_h": 264
}]
</instances>
